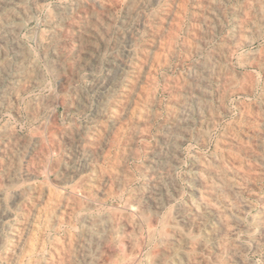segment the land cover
I'll return each mask as SVG.
<instances>
[{
    "label": "rangeland",
    "instance_id": "374dc122",
    "mask_svg": "<svg viewBox=\"0 0 264 264\" xmlns=\"http://www.w3.org/2000/svg\"><path fill=\"white\" fill-rule=\"evenodd\" d=\"M6 0L0 3V264H264V1ZM16 1V2H15ZM43 1V2H42ZM62 1V2H61ZM74 1V2H72ZM89 1V2H88ZM91 1V3H90ZM98 1V2H97ZM103 3H102V2ZM111 1V2H110ZM119 4H116L118 3ZM121 1V2H120ZM126 1V2H125ZM142 1V2H141ZM146 1V2H145ZM154 1V2H153ZM172 1V2H171ZM207 1V2H206ZM220 1V2H219ZM249 1V3H248ZM12 2V3H11ZM55 2V3H54ZM77 2V3H76ZM80 2V3H79ZM100 2L103 5H100ZM106 2V3H105ZM110 4H107V3ZM116 2V3H115ZM129 2V3H128ZM132 2V3H131ZM137 2V3H136ZM177 2V3H176ZM188 2V3H187ZM223 2V3H222ZM256 2V3H254ZM7 3V4H6ZM10 3V4H9ZM20 3V4H19ZM31 3V4H30ZM36 3V4H35ZM38 3V4H37ZM49 3L48 5H46ZM59 3V4H56ZM62 3V5H61ZM75 3V4H74ZM115 3V4H113ZM141 3V6L140 4ZM144 3V4H143ZM156 5H155V4ZM159 3V4H158ZM163 3V4H162ZM167 3V4H166ZM169 3V4H168ZM186 3V4H185ZM190 3V4H189ZM215 3V8H214ZM221 3V4H219ZM246 5H245V4ZM259 3V4H258ZM14 4V5H13ZM19 4V5H17ZM28 4V5H27ZM56 4V5H55ZM78 4V6H77ZM87 6H86V5ZM90 4V5H89ZM92 4V5H91ZM100 6H99V5ZM126 4V6H125ZM130 4V5H128ZM154 4V5H153ZM176 4V5H175ZM199 4V5H197ZM203 4V5H202ZM205 4V5H204ZM220 6H219V5ZM11 5V6H10ZM32 5V6H31ZM39 5V6H38ZM54 5V6H53ZM98 6V8L93 7ZM136 5V6H135ZM167 5V6H166ZM170 5V6H169ZM171 5L173 6L171 8ZM180 5V6H179ZM184 7H183V6ZM190 7H189V6ZM202 5V6H201ZM209 5V7H207ZM224 8H222V6ZM257 5V6H256ZM17 6V7H16ZM63 8H59V7ZM74 6V9L72 8ZM90 6L92 8H90ZM107 6V7H106ZM121 6V7H120ZM125 6V7H123ZM152 6V7H151ZM156 6V7H155ZM158 6V8H157ZM177 6V8H176ZM182 6V7H181ZM194 6V7H193ZM228 6V8L226 7ZM256 6V7H255ZM11 7V8H10ZM20 7V8H18ZM29 7V8H28ZM35 7V8H34ZM49 7V11H48ZM66 7V8H65ZM82 7V8H80ZM104 7V8H103ZM112 7V9H111ZM127 7V8H126ZM169 9H167V8ZM181 7V10H179ZM189 7V8H188ZM196 7V9H194ZM207 7V10L205 8ZM219 7V8H217ZM25 8V9H24ZM39 8V9H38ZM58 10V11H56ZM68 8V9H67ZM72 8V9H71ZM76 8V9H75ZM84 8V9H83ZM100 8V9H99ZM107 8V10H106ZM114 8V9H113ZM119 10H118V9ZM154 8V9H152ZM174 8V9H173ZM183 8V9H182ZM192 8V9H191ZM202 8V10H201ZM235 8V10L233 9ZM240 8V9H239ZM253 8V9H251ZM257 8V9H256ZM262 8V9H261ZM3 9V10H2ZM7 9V10H6ZM12 9V10H11ZM14 9V10H13ZM29 9V10H27ZM41 9V10H40ZM63 9V10H62ZM66 9V10H65ZM70 9V10H69ZM95 9V10H94ZM98 9V10H96ZM111 9V10H110ZM117 9V10H115ZM128 9V10H127ZM131 9V11H130ZM134 9V10H133ZM152 9V11L150 10ZM157 9V10H156ZM173 9V10H172ZM176 9V10H175ZM186 9V11H185ZM233 9V10H232ZM242 9V10H241ZM6 10V11H5ZM35 10V11H34ZM36 10L38 12H36ZM62 10V11H60ZM91 10V11H90ZM94 10V11H93ZM104 10V11H103ZM110 10V11H109ZM113 10V11H112ZM141 10V12H139ZM147 12L149 13H146ZM168 10V11H167ZM193 10V11H192ZM200 10V11H199ZM211 10V11H210ZM217 10V11H216ZM225 10V11H224ZM240 10V11H239ZM248 10V11H246ZM250 10V11H249ZM13 11V12H12ZM19 14H16L15 12ZM24 11V12H23ZM28 11V12H27ZM30 11V12H29ZM54 11V12H52ZM56 11V12H55ZM73 18L67 17V13ZM77 11V13H76ZM102 13H100V12ZM120 11V12H119ZM176 11V12H175ZM204 11V13H203ZM207 11V12H206ZM221 11V12H220ZM222 11H224V14ZM239 11V12H237ZM261 11V12H258ZM8 12V13H7ZM11 12V13H10ZM23 12V13H22ZM29 14H27V13ZM36 12V13H35ZM49 12V13H48ZM71 12V13H69ZM74 14H73V13ZM83 12V13H82ZM93 12H96L93 14ZM114 12V13H112ZM137 12V13H136ZM161 12V13H160ZM166 12V13H165ZM169 12V13H168ZM173 12V13H172ZM190 12V13H189ZM195 12V13H191ZM212 12V13H211ZM235 12V13H234ZM244 12V14H242ZM5 13V14H4ZM9 15L8 17L6 16ZM13 13V14H12ZM34 15H33V14ZM52 13V14H51ZM58 13V14H57ZM91 13L92 15H90ZM110 13V14H109ZM120 13V14H119ZM127 13V14H126ZM130 13V14H129ZM134 13V16H133ZM139 13V14H138ZM151 13V14H150ZM176 13V14H175ZM189 13V14H188ZM208 13V14H207ZM221 13V14H220ZM234 13V14H233ZM246 13V14H245ZM249 13V14H248ZM259 13V14H258ZM3 15V17L1 16ZM12 14V15H11ZM25 16H24V15ZM37 14V15H36ZM47 14V15H46ZM66 16H65V15ZM73 14V15H72ZM78 14V15H77ZM86 14V15H85ZM105 14V15H104ZM118 14V15H117ZM143 14V15H142ZM145 14V15H144ZM164 14H166L164 16ZM168 14V15H167ZM184 14V15H183ZM194 14V15H193ZM200 14V15H198ZM254 14V16H253ZM5 15V17H4ZM17 17H16V16ZM28 15V16H27ZM33 15V16H32ZM46 15V17L44 16ZM84 15V16H83ZM103 15V16H102ZM108 15V17H107ZM116 15V16H115ZM131 15V16H130ZM136 15V16H135ZM150 15V18H148ZM152 15V16H151ZM248 15V16H247ZM251 15V16H250ZM14 16V17H12ZM27 16V17H26ZM36 16V18H34ZM54 16V19L53 17ZM57 16V17H56ZM61 16V18H60ZM76 16V17H75ZM141 16L143 19H141ZM156 19H154V17ZM171 16V17H170ZM176 16V17H174ZM178 16V17H177ZM194 16L196 18H191ZM209 16V17H208ZM218 16V18H217ZM10 17V18H9ZM29 17V18H28ZM33 17V18H32ZM40 17V18H39ZM43 17V18H42ZM49 17V18H48ZM66 17V18H65ZM78 17V18H77ZM86 17V19H85ZM90 17V18H89ZM110 17V18H109ZM113 17V18H112ZM124 17V18H123ZM170 17V18H169ZM173 17V18H172ZM182 17V18H180ZM190 17V18H189ZM201 17H206L202 19ZM208 17V18H207ZM226 17V18H225ZM235 17V18H234ZM250 17V18H249ZM260 17V18H259ZM9 18V19H7ZM24 18V19H23ZM48 20H47V19ZM75 18V19H74ZM81 18V19H80ZM96 18V20L94 19ZM139 20H138V19ZM146 18V19H144ZM179 18V19H178ZM216 18V19H215ZM263 18V19H262ZM32 23H31V21ZM40 19V20H39ZM57 19V20H56ZM61 19V20H59ZM66 19V20H65ZM74 21H72V20ZM94 19V20H92ZM106 19V20H105ZM109 21H108V20ZM160 19L162 21H160ZM171 19V20H170ZM181 19V20H180ZM193 19V20H192ZM198 19V21H197ZM234 19V20H233ZM236 19V20H235ZM240 19V21H239ZM242 19V20H241ZM250 19V20H249ZM260 19V20H259ZM7 20V21H6ZM37 20V22H36ZM55 20V21H53ZM80 20V21H79ZM83 20V21H82ZM101 20V24H100ZM113 20V22L111 21ZM129 20V23H128ZM143 20H145L143 22ZM151 20V21H150ZM178 20V22H177ZM210 22L208 23L207 22ZM253 20V21H252ZM255 20V21H254ZM4 21V22H3ZM9 21V22H8ZM13 21V22H12ZM21 21V23H20ZM24 21V22H23ZM30 21V22H29ZM41 21V22H40ZM49 21V22H47ZM52 21V22H50ZM68 23H66V22ZM97 21V22H96ZM117 21V22H116ZM122 23L119 24V22ZM126 21V22H125ZM136 21V23H135ZM153 21V22H152ZM155 21V22H154ZM171 21V22H166ZM221 23H220V22ZM234 21V24H233ZM237 21V22H236ZM44 22V23H43ZM58 24H57V23ZM60 22V23H59ZM73 22V23H72ZM78 22V23H77ZM85 22V23H84ZM124 22V23H123ZM138 22V23H137ZM164 22V24H163ZM177 22V23H176ZM190 22V23H189ZM197 22V23H196ZM208 25H207V23ZM220 24H219V23ZM251 22V23H250ZM263 22V23H262ZM9 23V24H8ZM11 23V24H10ZM13 23V24H12ZM17 23V24H16ZM18 23H20L19 26ZM24 23V24H23ZM28 23V24H27ZM39 23V24H37ZM49 23V24H48ZM76 23V24H75ZM111 23V24H110ZM114 23V24H113ZM127 23V24H126ZM132 23V24H131ZM142 23V24H141ZM144 23L152 28H149ZM160 23V24H159ZM176 23V24H175ZM202 23V24H200ZM206 23V24H204ZM244 23V24H243ZM253 23V24H252ZM4 24V25H3ZM27 24V25H26ZM37 24V25H36ZM48 24V25H46ZM54 26H53V25ZM67 24V25H66ZM103 24V27H102ZM110 24V25H109ZM134 24V25H133ZM154 24V25H152ZM198 24V25H197ZM200 24V25H199ZM217 24V25H216ZM238 24V26L236 25ZM3 25V26H2ZM9 25V26H8ZM13 25V26H12ZM58 25V26H57ZM61 25V27H60ZM63 25V26H62ZM65 25V26H64ZM87 25V27H85ZM98 25V26H97ZM192 25V26H191ZM202 25V26H201ZM210 25V26H209ZM223 25V27H222ZM234 25V27H233ZM241 25V26H240ZM257 25V26H256ZM16 26V28H15ZM19 26V27H18ZM26 26V27H25ZM52 26V27H51ZM112 26V27H111ZM163 26V27H162ZM179 29H177L176 27ZM199 28H198V27ZM205 26V28H204ZM207 26V27H206ZM241 28H240V27ZM251 26V27H249ZM6 27V28H5ZM12 27V28H11ZM14 27V28H13ZM38 27V28H37ZM41 27V29H40ZM44 27V28H42ZM56 27V29L54 28ZM60 27V28H59ZM92 27L93 29H89ZM107 27V28H106ZM109 27V29H108ZM147 27V28H146ZM182 27V28H181ZM196 29H192V28ZM211 27V28H210ZM222 27V28H221ZM237 27V28H236ZM258 27V28H256ZM20 28V30L18 29ZM36 31H35V29ZM59 28V29H58ZM78 28V29H77ZM82 28V29H81ZM85 28V29H84ZM88 28V30H87ZM101 28V29H100ZM104 28V29H103ZM119 28V29H118ZM162 28V29H161ZM210 28V29H209ZM235 28V31L233 30ZM240 28V29H239ZM244 28V29H242ZM256 28V29H254ZM6 29V30H5ZM23 29V30H22ZM50 29H52L50 31ZM64 29V30H63ZM72 29V31H71ZM97 29V30H95ZM121 29V32H120ZM125 29V30H124ZM127 29V31H126ZM130 31H129V30ZM139 31H138V30ZM187 29V30H186ZM201 29V30H200ZM203 29V30H202ZM239 29V30H238ZM250 29V30H249ZM13 30V31H12ZM16 30V31H15ZM33 30V31H32ZM40 30L46 31V35ZM60 30V31H59ZM68 30V31H66ZM83 30V31H82ZM106 30L108 32H106ZM117 30V31H116ZM123 30V32H122ZM156 30V31H155ZM179 30V32H178ZM210 33H208V31ZM212 30L213 33H212ZM220 30V31H219ZM242 30V31H241ZM244 30V31H243ZM248 30V31H247ZM263 30V31H262ZM9 31V32H8ZM35 31V33H34ZM40 31V32H39ZM70 31V32H69ZM141 31V32H140ZM205 31V32H204ZM227 31V32H226ZM241 31V32H240ZM260 31V32H259ZM4 32H7L6 34ZM16 32V33H15ZM18 32V33H17ZM33 32V33H32ZM56 32V33H55ZM69 32V34H68ZM83 32V33H82ZM95 32V33H94ZM97 32V33H96ZM116 32V33H114ZM161 32L163 36L159 33ZM175 32V33H174ZM235 32V33H234ZM257 32V35L256 33ZM9 33L11 35H9ZM40 33V34H38ZM50 33H52L50 35ZM61 33V34H60ZM64 33V34H63ZM71 33H73L71 35ZM76 33V34H75ZM86 33V34H84ZM118 33V34H117ZM128 33V34H127ZM157 33V34H156ZM165 33V34H164ZM177 33V34H176ZM239 33V34H238ZM259 33V34H258ZM5 34V35H4ZM54 34V35H53ZM60 36H57V35ZM96 34V35H95ZM103 34V35H102ZM107 34V35H106ZM109 34V35H108ZM132 34V35H131ZM138 34V35H137ZM144 34V35H143ZM148 36H147V35ZM151 34V35H150ZM173 34V36H172ZM195 34V35H193ZM199 34V35H196ZM9 35V36H8ZM13 36V38H11ZM24 35V36H23ZM41 35V36H39ZM44 35V36H43ZM47 36V38L45 37ZM62 35V37H61ZM64 35V36H63ZM99 35V36H98ZM102 35V36H101ZM119 35H124L123 37ZM143 35V36H142ZM153 35V36H152ZM225 35V36H224ZM245 36V38L241 37ZM260 35V36H259ZM7 36V37H6ZM53 38L55 39H52ZM66 36V37H65ZM70 36V37H69ZM77 36V37H76ZM101 36V37H100ZM104 36V38H103ZM106 36L108 38H106ZM127 36V37H126ZM134 36V38H133ZM158 36V37H157ZM172 36V37H171ZM228 36V37H227ZM238 36V38H237ZM247 36H249L247 38ZM2 37V38H1ZM9 37V38H8ZM16 37V38H15ZM30 37V39H29ZM36 39L34 40V38ZM44 39H43V38ZM60 37V38H59ZM64 37L66 39H64ZM87 37V38H86ZM118 37V38H117ZM137 37V38H135ZM193 39H192V38ZM202 37V38H201ZM251 37V38H250ZM5 38V39H4ZM39 38V39H38ZM101 38V39H99ZM129 38V40L127 39ZM148 38V39H147ZM150 38V39H149ZM167 38V39H166ZM188 38V40H187ZM235 40H234V39ZM243 38V39H242ZM8 39V40H7ZM10 39V40H9ZM17 39V40H16ZM27 39V40H26ZM50 39V40H48ZM70 39V40H69ZM76 39V40H75ZM81 39V40H80ZM107 41H106V40ZM109 39V40H108ZM118 41H117V40ZM130 41L129 43L125 41ZM135 41L136 44L132 42ZM139 39V40H138ZM141 39V40H140ZM154 39V40H153ZM173 39V40H170ZM185 39V40H184ZM190 39V40H189ZM210 41H209V40ZM233 39V40H232ZM12 40V41H11ZM21 40V41H20ZM44 40V41H43ZM69 40V41H68ZM103 40V41H102ZM145 40V41H144ZM167 42H166V41ZM227 40V41H226ZM243 40V41H242ZM250 40V41H249ZM8 41V42H7ZM25 41V42H24ZM50 41V42H49ZM65 41V42H64ZM106 41V42H105ZM116 41V42H115ZM143 41V42H142ZM169 41V42H168ZM174 43H173V42ZM181 41V42H179ZM184 41V42H183ZM187 43H186V42ZM233 41V43L231 42ZM6 44L4 45V43ZM20 42V43H19ZM35 42V43H34ZM37 42V43H36ZM42 42V43H41ZM46 42V43H44ZM49 44H48V43ZM56 42V43H55ZM111 42V43H110ZM115 44H112V43ZM142 42V43H141ZM172 42V44H170ZM182 42L184 45H182ZM226 46L225 48L223 46ZM248 42V43H247ZM9 43V45H8ZM16 43V44H15ZM25 45H24V44ZM54 44L53 45L51 44ZM73 43V45H71ZM106 43V44H105ZM120 43V44H119ZM151 45H150V44ZM157 43V44H156ZM164 43V44H162ZM186 43V44H185ZM193 43V44H192ZM198 43V44H197ZM207 43V44H205ZM222 45H219L221 44ZM244 43V44H243ZM2 44V45H1ZM12 44V45H10ZM39 44V45H38ZM41 44V45H40ZM51 44V45H50ZM77 44V45H76ZM84 46V47H82ZM103 44V46H102ZM105 44V45H104ZM122 44V45H121ZM128 44V45H126ZM133 44V45H132ZM142 44V45H141ZM144 44V45H143ZM177 44V45H176ZM197 44V45H196ZM203 44V45H202ZM218 44V45H217ZM226 44V45H225ZM243 44V45H242ZM15 45V46H14ZM68 45V46H67ZM89 45V46H88ZM124 45V46H123ZM157 45V46H155ZM175 45V47H173ZM186 45V47H185ZM228 45V46H227ZM234 45V46H233ZM18 46V47H17ZM26 46V48L24 47ZM31 46V48H30ZM47 49H42L45 48ZM52 46V47H50ZM56 46V47H55ZM70 46V47H69ZM88 48H87V47ZM94 46V48H93ZM113 46V47H112ZM121 46V47H119ZM129 46V47H128ZM159 46V47H158ZM168 46V50L167 47ZM195 46V47H194ZM201 46V47H200ZM215 46V47H214ZM2 47V48H1ZM41 47V48H40ZM50 47V48H49ZM72 47V48H71ZM86 47V48H85ZM91 47V48H90ZM103 47V48H102ZM110 47V48H109ZM123 47V48H122ZM126 47V48H125ZM137 47V48H136ZM157 47V48H156ZM162 47V48H161ZM188 47V48H187ZM222 47V48H221ZM10 48V49H9ZM15 48V50H13ZM18 48V49H17ZM63 48V49H62ZM70 48V49H69ZM74 48V49H73ZM79 48V49H78ZM105 48V49H104ZM133 48V49H132ZM139 48V49H138ZM166 48V49H165ZM186 48V49H185ZM195 48V50H194ZM197 48V49H196ZM212 48V49H211ZM219 48V49H218ZM232 48V49H231ZM235 48V49H234ZM31 51H30V50ZM62 49V50H61ZM65 49V50H64ZM101 49V50H100ZM104 49V50H103ZM109 49V50H108ZM171 49V50H170ZM191 49V50H190ZM203 51H202V50ZM210 49V50H209ZM222 49V50H221ZM225 49V50H224ZM234 49V50H233ZM7 50V51H6ZM13 50V51H12ZM40 50V51H39ZM45 50V51H44ZM47 50V51H46ZM55 50V51H54ZM64 50V51H63ZM70 50V51H69ZM81 50V51H80ZM100 50V51H99ZM123 50V51H122ZM126 50V51H125ZM141 50V51H140ZM166 50V53H165ZM195 52H194V51ZM217 50V51H215ZM21 51V52H19ZM52 51V52H51ZM54 51V52H53ZM62 51V52H61ZM97 51V53L95 52ZM99 51V52H98ZM125 51V52H124ZM132 52V54L130 53ZM135 51V54H134ZM139 51V52H137ZM143 51V52H142ZM145 51V52H144ZM168 51V53H167ZM179 51V52H177ZM192 51V52H191ZM201 53H200V52ZM207 51V52H206ZM233 51V52H232ZM258 51V52H257ZM7 52V53H6ZM9 52V53H8ZM13 52V53H12ZM15 52V53H14ZM25 54H24V53ZM57 52V53H56ZM114 52V53H113ZM116 52V54H115ZM162 52L164 54H162ZM170 52V53H169ZM185 54H184V53ZM191 54H190V53ZM17 53V54H16ZM18 53L22 54L18 55ZM33 53V55L31 54ZM36 53V54H34ZM42 53V54H41ZM67 53V54H66ZM79 55H78V54ZM90 54V56L87 55ZM94 53V54H93ZM118 53V54H117ZM120 53V56H119ZM126 55H125V54ZM141 53V55L139 54ZM145 55H143V54ZM148 53V54H147ZM162 55H160V54ZM179 53V54H178ZM195 53V56H194ZM219 53V54H215ZM220 53H223L222 56ZM244 53V54H242ZM247 53V54H246ZM258 53H262L259 55ZM7 54V55H5ZM11 54V55H9ZM50 54V55H49ZM58 54V55H56ZM122 54V55H121ZM158 56H157V55ZM174 54V55H173ZM179 56H178V55ZM189 54V55H188ZM258 54V55H257ZM2 55V56H1ZM4 55V56H3ZM68 55V56H67ZM87 55V56H86ZM102 55V58L100 57ZM111 55V56H110ZM113 55V57H112ZM149 55V57H148ZM152 55V56H151ZM160 60H155L156 57ZM166 55V56H164ZM171 55V56H170ZM176 55V56H175ZM184 55V56H183ZM192 55V56H191ZM216 55V56H215ZM238 55L240 57H238ZM255 55V56H254ZM6 56V57H5ZM11 57V58H8ZM13 56V57H12ZM25 56V57H24ZM46 56V57H45ZM60 56V57H59ZM93 56V57H92ZM99 56V57H98ZM123 56V57H122ZM136 56V57H135ZM145 56V57H143ZM154 56V57H153ZM173 56V57H172ZM199 56V57H198ZM218 56V57H217ZM257 56V59L255 58ZM261 56V57H259ZM263 56V58H262ZM4 57V58H2ZM18 57V58H17ZM37 57V58H36ZM41 57V58H40ZM44 57V60L42 59ZM55 57V58H53ZM67 57V58H66ZM90 57V58H89ZM118 57V58H117ZM120 57V58H119ZM138 57V58H137ZM142 57V59H141ZM149 59H148V58ZM162 59H161V58ZM185 57V58H184ZM188 57V58H187ZM247 57V58H246ZM250 57V58H248ZM16 58V59H15ZM22 58V59H21ZM29 58V59H28ZM62 58V59H61ZM77 58V60H76ZM79 58V59H78ZM89 58V59H88ZM93 58V59H92ZM141 60H140V59ZM175 58V59H174ZM184 58V59H182ZM206 60H205V59ZM252 58H254L252 60ZM11 59V63L9 60ZM15 59V60H13ZM19 59V60H18ZM27 59V60H26ZM31 59V60H30ZM64 59V60H63ZM81 59V61H80ZM84 59V60H83ZM91 59V60H90ZM99 59V60H98ZM114 59V60H113ZM117 59V60H116ZM120 59V60H119ZM128 61H127V60ZM139 59V60H138ZM165 59V60H164ZM169 59V60H168ZM181 59L183 61H181ZM200 59V60H199ZM217 61H216V60ZM244 59V60H243ZM247 61L250 60V61ZM5 60V61H4ZM18 60V61H17ZM21 60V61H20ZM23 60V62H22ZM35 60V62L33 61ZM48 60L50 61L49 63ZM77 62H76V61ZM96 60V61H95ZM123 60V61H121ZM133 62H132V61ZM150 60H152L150 62ZM155 60V61H154ZM163 60V61H162ZM167 60V62H166ZM205 60V61H204ZM208 60V61H207ZM241 60V61H240ZM262 60V62H260ZM3 61V63H2ZM17 61V62H15ZM25 61V62H24ZM33 61V62H32ZM40 61V63H39ZM46 61V62H45ZM58 61V64L56 63ZM74 61V65H73ZM120 63H119V62ZM140 61V62H139ZM145 61L147 63H145ZM161 61V63H160ZM181 61V62H180ZM9 62V63H7ZM14 62V63H13ZM27 62V63H26ZM45 62V63H44ZM67 62V63H66ZM69 62V63H68ZM72 62V63H71ZM94 62V63H93ZM104 62V63H103ZM106 62V63H105ZM130 62V63H129ZM139 62L141 65H137ZM142 62V63H141ZM144 62V63H143ZM158 62V63H157ZM169 62V63H168ZM187 62V63H186ZM192 62V63H191ZM208 64L206 66V64ZM226 62V63H225ZM6 63V64H5ZM24 63V64H23ZM26 63V64H25ZM29 63V64H28ZM32 63V64H31ZM42 63V64H41ZM111 63V64H109ZM129 63V64H128ZM156 63V64H155ZM163 63L164 66L161 64ZM166 63V64H165ZM196 65L194 66V64ZM231 66H230V64ZM256 63V65H255ZM260 63V64H259ZM263 63V64H262ZM10 64V65H9ZM16 64V65H15ZM21 64V65H20ZM39 64V65H38ZM50 64V65H49ZM52 64V65H51ZM58 66H57V65ZM81 64V65H80ZM91 64V65H90ZM108 64L110 66H108ZM119 64V66H118ZM123 64V65H122ZM129 66H128V65ZM143 64V65H142ZM202 64V65H201ZM204 64V65H203ZM218 68H215L211 66ZM229 64V65H228ZM9 67V69L6 66ZM14 69H13V67ZM23 65V66H22ZM31 65V67H28ZM68 65V66H67ZM71 65V66H70ZM89 65V66H88ZM100 65V67H99ZM117 65V66H116ZM127 65V66H126ZM134 65V66H132ZM137 65V66H136ZM149 65V66H148ZM159 65V66H157ZM198 65V66H197ZM222 65V67H221ZM227 65V66H226ZM260 65V66H259ZM39 66V67H38ZM50 68H49V67ZM56 66V67H55ZM63 66V67H62ZM67 66V67H65ZM95 66V67H94ZM103 66V67H102ZM144 66V67H143ZM203 66V67H202ZM206 66V67H205ZM20 67V68H19ZM27 67V68H26ZM49 69V70H47ZM51 67H55L54 69ZM62 67V68H61ZM69 67V68H68ZM72 67V68H71ZM79 69H78V68ZM82 67V68H81ZM91 67V68H90ZM99 69H97V68ZM126 67V68H125ZM128 67V68H127ZM137 67V68H136ZM140 67V68H139ZM147 67V68H146ZM150 67V71L148 69ZM189 67V68H188ZM191 67V68H190ZM213 69H211V68ZM221 69H220V68ZM234 69H232V68ZM12 70H11V69ZM19 68V69H18ZM74 68V69H73ZM76 68V69H75ZM86 68V69H85ZM88 68V69H87ZM111 68V69H110ZM114 68V69H113ZM118 68V69H117ZM200 68V69H199ZM226 68V70H225ZM33 69V70H32ZM39 69V71H38ZM59 69V70H58ZM93 69V70H92ZM110 69V70H109ZM143 69V70H142ZM187 69V70H186ZM254 69V70H253ZM7 70V71H6ZM10 70V72H9ZM16 70V71H15ZM19 70V71H17ZM30 70V71H29ZM37 70V71H36ZM47 70V71H46ZM54 70V74H53ZM64 70V71H61ZM72 70V72H71ZM73 70H76L73 72ZM114 70L115 72H113ZM125 70V71H124ZM141 74H140V72ZM142 70V71H141ZM146 70V71H144ZM173 70V71H172ZM194 72H193V71ZM198 70V71H197ZM201 70V71H200ZM205 70V71H204ZM213 72H212V71ZM216 70V71H215ZM221 70V71H219ZM225 70V71H224ZM237 70V71H236ZM25 71V72H23ZM35 73H34V72ZM41 71V72H40ZM57 73H56V72ZM86 73H85V72ZM118 73H117V72ZM132 71V72H131ZM137 71L139 72L137 74ZM144 71V72H143ZM188 71V72H186ZM208 72V74L206 73ZM212 73H210V72ZM233 71V72H232ZM242 71V72H241ZM19 72V74H18ZM32 72V73H31ZM43 72V73H42ZM48 72V73H47ZM68 73V75L66 73ZM102 72V73H101ZM201 72V73H200ZM236 72L238 74H236ZM241 74H240V73ZM12 73V74H11ZM42 76H41V74ZM51 73V74H50ZM65 73V74H64ZM71 73V74H70ZM75 73L77 75H75ZM84 73V74H83ZM96 75H95V74ZM109 73V75H108ZM116 73V74H115ZM126 73V74H125ZM129 73V74H128ZM148 73V74H147ZM166 73V74H165ZM184 73V75H183ZM198 73V74H197ZM225 73V77H224ZM247 73V77H246ZM16 76H15V75ZM19 78H18V75ZM26 74V75H24ZM32 74H34L32 76ZM37 74V75H35ZM47 74V75H46ZM57 74V75H56ZM64 74V77L62 76ZM130 74L132 76H130ZM164 74V76H163ZM180 74V75H179ZM192 74V75H191ZM196 74V76H195ZM200 74V76H199ZM205 74V75H204ZM250 74V75H249ZM12 75V77H11ZM14 75V78H13ZM24 75V76H23ZM46 75V76H44ZM59 75V76H58ZM66 75V76H65ZM73 75V76H72ZM75 75V76H74ZM101 75V76H100ZM106 75V76H105ZM135 75V76H134ZM137 75H139L137 77ZM189 77H188V76ZM212 75V77L210 76ZM233 75V76H231ZM243 75V76H241ZM249 75V77H248ZM6 76V77H5ZM23 76V77H22ZM26 76V77H25ZM28 76V77H27ZM92 76V77H90ZM99 76V77H98ZM125 76V77H124ZM141 76V77H140ZM143 76V77H142ZM146 76V77H145ZM166 76V77H165ZM170 78H169V77ZM210 76V77H209ZM222 76V77H221ZM239 78H238V77ZM43 77V78H42ZM72 77V78H71ZM75 77V78H74ZM80 77V78H79ZM85 77V78H84ZM90 77V78H89ZM101 77V78H100ZM109 77V78H108ZM122 77V79H121ZM137 77V78H136ZM150 77V78H149ZM154 77V78H153ZM197 81H195V79ZM201 79H200V78ZM206 77V78H205ZM219 77V79L217 78ZM228 77V78H227ZM244 77V78H243ZM246 77V78H245ZM253 77V78H252ZM7 78V79H6ZM10 78V79H9ZM22 78V79H20ZM24 78V79H23ZM26 78V79H25ZM28 78V79H27ZM41 78V79H40ZM45 78V81L43 80ZM89 78V79H88ZM100 78V80H99ZM104 78V79H103ZM113 78V79H112ZM128 78V79H127ZM149 78V80H148ZM165 78H168L165 80ZM179 80L177 81L176 80ZM186 78V79H185ZM204 80H203V79ZM211 80H210V79ZM218 80H217V79ZM223 78V79H222ZM235 80H234V79ZM250 78V79H248ZM17 79V80H16ZM40 79V80H39ZM56 79V80H55ZM85 79V80H84ZM94 79V81H93ZM140 79V80H139ZM156 79L157 81L153 80ZM199 79V80H198ZM208 79V80H207ZM226 79V80H224ZM243 79V80H242ZM6 80V81H5ZM14 80V81H13ZM31 80V81H30ZM33 80H36L35 82ZM60 80V81H59ZM69 80V81H68ZM75 82H74V81ZM78 80V81H77ZM104 80V81H103ZM118 80V81H117ZM126 80V81H124ZM152 80V82H151ZM172 80L175 82H172ZM176 80V81H175ZM189 80V81H188ZM207 80V81H206ZM217 80V81H216ZM223 80V81H222ZM24 81V82H23ZM38 81V82H37ZM43 81V82H42ZM72 81V83L70 82ZM81 81V82H80ZM103 81V82H102ZM111 81V82H109ZM133 81V82H132ZM135 81V82H134ZM138 81V82H137ZM150 81V82H149ZM185 81V82H184ZM225 81V82H224ZM241 81V82H240ZM243 81V82H242ZM245 81V82H244ZM9 84H8V83ZM13 82V83H12ZM15 82V83H14ZM19 84H18V83ZM29 82V83H28ZM42 82V83H41ZM55 82V83H54ZM85 82V84H84ZM102 82V83H99ZM114 82V83H113ZM117 82V83H116ZM120 82V83H118ZM126 82V84H125ZM130 82V83H129ZM133 84H132V83ZM137 82V83H136ZM194 82V83H193ZM197 82V83H196ZM209 82V83H207ZM219 82V83H218ZM233 82V83H232ZM241 84H240V83ZM250 83L249 84L247 83ZM7 83V84H6ZM26 83L28 85H26ZM33 83V84H32ZM44 83V84H43ZM61 83V84H60ZM63 83V84H62ZM77 85H76V84ZM89 83V84H88ZM107 83V84H106ZM116 83V84H115ZM136 83V84H135ZM150 83V84H149ZM182 83V84H180ZM184 83H186L184 85ZM191 83V84H190ZM206 83V84H205ZM215 83V84H214ZM234 83H237L236 85ZM244 85H243V84ZM247 86H246V84ZM4 84V85H3ZM23 84V85H21ZM32 86H31V85ZM68 84V85H67ZM71 84V85H70ZM75 84V85H74ZM83 84V85H82ZM129 84V85H127ZM140 84V86H139ZM146 84V85H144ZM213 84V85H212ZM234 84V85H233ZM240 84V85H239ZM256 84V85H255ZM7 85V87H6ZM18 85L20 87H18ZM57 85H60L57 87ZM86 85V86H85ZM88 85V86H87ZM110 85V86H109ZM116 85V86H115ZM119 85V86H118ZM133 85V86H132ZM136 85V86H135ZM168 85V86H167ZM176 85V86H175ZM187 85V86H186ZM191 85V86H190ZM195 85V86H194ZM198 85V86H197ZM200 85V86H199ZM211 85V86H210ZM215 85V86H214ZM218 85V86H217ZM243 85V86H242ZM5 86V87H4ZM13 86V87H10ZM26 86V87H25ZM37 86V87H34ZM43 88H41V87ZM80 86V87H78ZM102 86V87H101ZM105 86V88H104ZM135 87L132 89V87ZM138 86V87H137ZM144 86V88H142ZM150 86V87H149ZM153 86V87H151ZM160 86V87H159ZM164 86V87H163ZM167 86V87H166ZM178 86V87H177ZM217 86V87H216ZM19 89L16 91L15 88ZM22 87V88H21ZM65 87V88H64ZM73 89H72V88ZM112 88V91L110 90ZM122 87V88H121ZM146 87V88H145ZM149 87V88H148ZM191 87L193 90H191ZM198 87V88H197ZM221 89H220V88ZM238 87V88H237ZM251 87V89H250ZM10 88V89H9ZM22 91H21V89ZM25 88V91H24ZM67 88V89H66ZM76 88V89H74ZM81 88V89H79ZM110 88V89H109ZM124 89L123 91L120 89ZM130 88V89H129ZM140 88V89H139ZM156 90H155V89ZM190 88V89H189ZM201 88V92L200 89ZM205 88V89H204ZM236 88V90H235ZM240 88V89H239ZM242 88V89H241ZM254 88V89H253ZM2 89V90H1ZM41 89V90H40ZM48 89V90H47ZM59 89V90H58ZM88 89V90H87ZM90 89V90H89ZM103 89V90H102ZM118 89V90H117ZM128 89V90H127ZM143 89V90H142ZM146 89V90H144ZM148 89V90H147ZM153 89V90H152ZM173 89V90H172ZM179 89V90H177ZM182 89V90H181ZM189 89V90H188ZM199 89V90H197ZM204 89V90H202ZM231 89V90H230ZM251 91H250V90ZM44 90V91H43ZM71 90V91H70ZM76 90V91H74ZM88 92H86V91ZM100 90V91H99ZM111 93H110V91ZM140 90V91H139ZM150 90V91H149ZM167 92H166V91ZM177 90V91H176ZM196 90V91H195ZM211 90V91H210ZM213 90V91H212ZM216 90V93H215ZM224 90V91H222ZM238 90V91H237ZM243 90V91H242ZM2 91V92H1ZM35 91V92H34ZM40 91V92H39ZM43 91V92H42ZM50 91V93H49ZM58 91V93H57ZM66 91V92H65ZM70 91V93H69ZM74 91V92H73ZM84 91V92H83ZM116 91V93H115ZM125 91V92H124ZM131 91V92H130ZM137 91V92H136ZM143 91V92H142ZM145 91V93H144ZM153 91V92H152ZM179 91V92H178ZM190 91V92H189ZM204 91V92H203ZM229 91V92H228ZM234 91V93H232ZM9 92V94H7ZM14 92V93H13ZM18 92V95L16 93ZM37 92V93H36ZM76 92V93H75ZM86 92V93H85ZM92 92V93H91ZM99 92V93H98ZM109 92V93H108ZM132 92H136L133 95ZM150 92V93H148ZM178 92V93H177ZM197 92V93H196ZM231 92V93H230ZM13 93V94H10ZM23 93V94H22ZM41 97H39V94ZM48 96H47V94ZM60 93V94H59ZM62 93V94H61ZM69 93V94H68ZM82 93V94H80ZM127 93L129 94L127 96ZM141 93L144 95L142 96ZM155 93V94H154ZM175 93V94H174ZM191 94L187 96L188 94ZM199 93V94H198ZM202 95H201V94ZM207 93V95H205ZM209 93V94H208ZM219 93V94H217ZM21 94V95H20ZM28 94V95H27ZM30 94V95H29ZM45 94V95H44ZM51 94V95H49ZM53 94V95H52ZM55 94V95H54ZM68 96H67V95ZM74 94V95H73ZM88 94V96H87ZM106 94V95H105ZM110 94V95H109ZM119 94V95H117ZM140 94V95H139ZM147 94V95H145ZM186 96H185V95ZM204 94V95H203ZM215 94V95H214ZM219 95L217 97V95ZM262 94V95H261ZM12 95V96H11ZM15 95V96H14ZM20 95V96H19ZM33 95V96H32ZM38 95V96H37ZM70 95V97H69ZM96 95V96H94ZM109 100H106V98ZM116 95V96H115ZM137 95V96H136ZM153 95L154 98L153 99ZM156 95V96H155ZM176 95V96H175ZM195 95V96H194ZM198 95V96H197ZM3 96V97H1ZM37 96V97H35ZM52 96V97H51ZM58 96V97H57ZM79 98H76L78 97ZM90 96V97H89ZM93 96V97H92ZM101 96V98H100ZM110 96V97H108ZM112 96V97H111ZM125 96V97H124ZM131 96V97H130ZM146 96V98H145ZM152 96V97H150ZM185 96V97H184ZM194 96V97H193ZM200 96V97H199ZM9 99H6V98ZM23 97V98H22ZM25 97V98H24ZM29 97V98H28ZM34 98V101L32 99ZM43 97L45 99H43ZM46 97L48 99H46ZM51 97V98H50ZM55 97V98H54ZM69 97V98H65ZM74 97V99H73ZM83 97V98H81ZM91 100H89L88 98ZM118 97V98H116ZM138 97V98H137ZM144 97V100L141 99ZM150 97V100L148 99ZM174 99H171V98ZM180 99H177V98ZM247 97V98H246ZM11 98V99H10ZM22 98V99H21ZM39 98V99H38ZM42 98V99H41ZM61 98V99H60ZM100 98V100L98 99ZM136 100H134V99ZM152 98V100H151ZM159 98L161 100H159ZM185 98V99H184ZM5 99V100H4ZM13 99V100H12ZM17 99V100H16ZM38 99V100H37ZM55 99V103H54ZM79 99V100H78ZM82 101H81V100ZM95 101H93V100ZM105 99V100H104ZM113 99V101H111ZM118 99V100H117ZM126 99V100H125ZM139 99V101H138ZM158 99V100H157ZM182 99L183 102H180ZM191 99V100H190ZM204 99V100H203ZM217 99V100H216ZM261 99V100H260ZM26 100V101H25ZM41 100V101H40ZM58 100V101H57ZM74 100V101H73ZM90 102H88V101ZM102 101L101 103L98 101ZM131 100V101H130ZM156 100V101H155ZM166 100H168L166 102ZM177 100V101H176ZM191 102H190V101ZM194 100V102H193ZM197 100V101H195ZM207 100V101H206ZM209 100V101H208ZM223 100V101H222ZM2 101V103H1ZM29 101V102H27ZM32 101V102H31ZM43 101V102H42ZM51 101V102H50ZM57 101V102H56ZM64 101V102H63ZM66 101V102H65ZM108 101V103L106 102ZM120 101V102H118ZM125 101V102H123ZM130 101V102H129ZM134 103H133V102ZM138 101V102H137ZM153 101V103H152ZM160 101V103L158 102ZM201 101V102H200ZM254 101V102H253ZM13 102V103H12ZM23 102V103H22ZM27 102V103H26ZM38 102V103H37ZM50 102V104H49ZM62 102V103H61ZM87 102V103H86ZM114 102V103H113ZM143 104L142 106L140 105ZM149 102V103H148ZM186 102V104H185ZM210 102V104H209ZM212 102V103H211ZM242 104H240V103ZM7 105H5V104ZM9 103L11 105H9ZM16 103V104H15ZM19 103V104H18ZM36 103V104H34ZM43 103V104H42ZM45 103V104H44ZM53 103V104H52ZM61 103V104H60ZM66 103V105H64ZM81 103V104H80ZM100 103V104H99ZM104 103V104H103ZM116 103L124 106H118ZM129 103H131L130 106ZM136 103H139L138 106ZM148 103V104H147ZM151 103V104H150ZM155 103V104H154ZM157 103V104H156ZM180 103V104H178ZM191 103V104H190ZM208 103V104H206ZM40 104L42 107H40ZM63 104V105H62ZM71 104V105H70ZM97 104V105H95ZM110 107H109V105ZM136 107L133 109L132 107ZM164 104V105H163ZM198 104V105H196ZM223 104V105H222ZM240 104V105H239ZM247 104V105H246ZM20 105V106H19ZM29 105V106H28ZM53 105V106H52ZM62 105V106H61ZM73 105V106H72ZM90 105L92 107H90ZM95 105V106H94ZM99 105V106H98ZM133 105V106H132ZM149 105V106H148ZM154 105H156L154 107ZM166 105V107H165ZM181 105V106H179ZM185 105V107H184ZM188 105V106H186ZM214 105V106H213ZM226 105V106H225ZM249 105V106H248ZM259 105V106H258ZM262 105V106H261ZM14 106V107H13ZM25 106V107H24ZM27 106V107H26ZM47 106V107H46ZM75 106V107H74ZM78 106V107H77ZM108 106V107H107ZM127 106V107H126ZM144 106V108H143ZM146 106V107H145ZM160 106V107H159ZM191 106L193 108H191ZM202 106V108H201ZM223 106V109H222ZM243 106V107H241ZM255 106V108H254ZM16 107V108H15ZM64 107V108H63ZM100 109H99V108ZM102 107V108H101ZM104 107V108H103ZM107 107V108H106ZM141 111H137L136 108ZM189 109H188V108ZM216 107V108H215ZM259 107V108H258ZM42 108V109H41ZM55 108V109H54ZM69 108V109H68ZM71 108V109H70ZM77 108V110L75 109ZM87 108V109H86ZM95 108V109H94ZM121 109V114L119 112ZM127 108V109H126ZM137 108V109H138ZM147 108V110H146ZM168 108V109H167ZM171 108L173 111H171ZM178 108V109H177ZM180 108H183L180 109ZM187 108V109H186ZM204 108V109H203ZM212 108V109H211ZM253 108V109H252ZM263 108V109H262ZM40 109V110H39ZM56 111V112H54ZM67 109V110H66ZM91 109V110H90ZM102 109V110H101ZM109 109H115L114 111ZM131 109V110H130ZM135 111L134 113L132 112ZM150 109V111L148 110ZM178 112H176L177 110ZM200 109V112H198ZM207 109V110H206ZM230 111L228 112V110ZM244 109L245 111H242ZM261 109V111H260ZM35 110V111H33ZM47 110V111H45ZM94 110V111H93ZM97 110V111H96ZM99 110V111H98ZM101 110V111H100ZM117 110V111H116ZM130 110V112H129ZM153 110V111H152ZM161 112H160V111ZM175 110V111H174ZM189 113H187L186 111ZM192 110V112H191ZM222 110V111H221ZM225 110V111H224ZM2 111V112H1ZM8 111V112H7ZM15 111V112H14ZM41 111V113H39ZM53 111V112H51ZM74 111V112H73ZM76 111V112H75ZM106 111V112H104ZM126 111V112H125ZM137 111V112H136ZM208 111V112H207ZM218 111V112H217ZM224 111V112H223ZM257 111V113H256ZM18 112V113H17ZM83 112V113H82ZM94 112V113H93ZM97 112V113H96ZM100 112V113H99ZM110 112V114H109ZM152 112V113H151ZM210 112V113H209ZM213 112V113H212ZM215 112V113H214ZM250 114H248V113ZM253 112V113H252ZM6 113V114H5ZM27 113V116H26ZM43 113V114H42ZM67 113V114H66ZM76 113V114H74ZM80 113V114H79ZM99 113V114H98ZM104 113V115H103ZM124 113V114H123ZM127 113V114H126ZM140 116H139V114ZM148 113V114H147ZM161 113V114H160ZM167 113V114H166ZM174 113V114H172ZM182 113V114H181ZM198 113V114H197ZM230 113V114H229ZM256 113V114H255ZM20 114V115H19ZM32 114V115H30ZM42 114V117H41ZM50 116H48V115ZM95 116H93V115ZM101 114V115H100ZM137 116H135V115ZM171 114V115H170ZM177 114V115H176ZM205 114V115H202ZM248 114V115H246ZM11 115V116H10ZM37 115V117H36ZM46 115V116H45ZM59 115V116H58ZM73 115V116H72ZM86 115V116H85ZM91 115V116H89ZM104 117H103V116ZM115 115V116H114ZM119 115V117H118ZM131 115V116H130ZM150 115V117H149ZM157 115V116H156ZM181 115V116H178ZM184 115V116H183ZM188 115V116H187ZM197 115V117H196ZM226 115V116H225ZM237 115V116H236ZM244 117H243V116ZM4 116V117H3ZM18 116V117H17ZM20 116V117H19ZM29 116V117H28ZM32 116V117H31ZM47 118H45V117ZM75 116V117H74ZM81 116V117H79ZM85 116V117H84ZM94 118H93V117ZM97 116V118H96ZM109 116V117H107ZM114 116V117H112ZM124 119H122V117ZM128 116V117H127ZM148 116V118H147ZM177 116V117H176ZM211 116V118H210ZM213 116V117H212ZM217 116V117H216ZM247 116V117H246ZM258 116V117H257ZM260 116V117H259ZM36 120H35V118ZM49 117H51L49 119ZM57 117V118H56ZM60 117V118H59ZM72 119H71V118ZM91 117V118H90ZM99 117V118H98ZM112 117V118H111ZM135 117V118H134ZM141 117V118H140ZM154 117V118H153ZM168 117V118H167ZM172 117V118H171ZM176 117V118H175ZM179 117V118H178ZM184 117V118H183ZM188 119H186V118ZM201 117V118H199ZM249 117V119H248ZM258 120H257V118ZM4 118V119H3ZM28 118V119H26ZM30 118V119H29ZM42 118V119H41ZM55 118V120H54ZM84 118V119H83ZM96 118V119H95ZM126 118V119H125ZM146 118V119H144ZM150 118V119H149ZM246 118V119H245ZM45 119V120H44ZM60 119V120H59ZM62 119V120H61ZM75 119V120H73ZM81 119V120H80ZM89 119V120H87ZM92 119V121H90ZM98 119V120H97ZM129 119V120H128ZM132 119V120H131ZM137 119V120H136ZM164 119V120H163ZM168 119V120H167ZM182 120L181 122L177 120ZM184 119V120H183ZM186 119V120H185ZM202 119V121H201ZM208 119V120H206ZM244 119V120H243ZM254 123H253V121ZM261 119V120H260ZM13 120V121H12ZM40 120V121H38ZM43 120V121H42ZM49 120V121H48ZM97 120V122H96ZM106 120V121H105ZM111 120V121H110ZM115 122H114V121ZM122 120V121H121ZM124 120V121H123ZM135 120V122L133 121ZM141 120V121H140ZM148 122H147V121ZM175 120V121H174ZM189 120V121H187ZM191 120V121H190ZM200 120V121H199ZM214 120V121H213ZM238 120V121H237ZM247 120V121H246ZM260 120V123H259ZM23 121V122H22ZM41 121L43 123H41ZM48 121V123H46ZM72 121V122H71ZM78 121V122H77ZM81 121V123H79ZM83 121V122H82ZM94 121V122H93ZM113 121V122H112ZM120 121V123H119ZM129 121V122H128ZM137 121V122H136ZM151 121V122H150ZM164 121V122H163ZM175 123H174V122ZM207 121V123H206ZM213 121V122H212ZM220 121V122H219ZM245 121V122H244ZM249 121V122H248ZM256 121V122H255ZM5 122V123H3ZM53 122V123H51ZM62 122V123H60ZM66 124H64V123ZM75 122V123H74ZM90 122V123H89ZM96 122V123H95ZM108 122V123H107ZM124 122V123H123ZM169 122V124H168ZM181 124H180V123ZM200 122V123H199ZM203 122V123H202ZM215 122V123H214ZM251 122V123H250ZM7 123V124H6ZM41 123V125H40ZM74 123V124H73ZM102 123V124H101ZM114 123H116L114 125ZM126 123V124H125ZM130 123V124H129ZM143 123V124H142ZM147 123V124H146ZM162 123V125H161ZM188 123V124H187ZM216 124L210 125V124ZM221 123V124H219ZM234 125H233V124ZM236 123V124H235ZM241 123V124H240ZM257 123V124H256ZM31 126H30V125ZM46 124V125H45ZM63 125L62 127L60 125ZM80 124V125H79ZM87 124V125H84ZM104 124V125H103ZM107 124V126L105 125ZM112 124V125H111ZM121 124V125H120ZM123 124V125H122ZM137 127H135L136 125ZM146 124V125H145ZM153 124V125H152ZM173 124V125H172ZM193 124V125H192ZM208 124V126L206 125ZM226 124V126H225ZM229 124V126H227ZM252 124V125H251ZM14 125V126H13ZM44 125V127H42ZM60 127H59V126ZM73 125V126H72ZM76 125V126H75ZM79 125V126H78ZM83 128H82V126ZM91 125V126H90ZM95 125V126H94ZM101 125L103 127H101ZM129 125V126H128ZM143 125V126H142ZM167 125V129H166ZM169 125V126H168ZM171 125V127H170ZM185 125V126H184ZM201 125V126H200ZM233 125V127H232ZM239 125V126H238ZM242 125V126H241ZM258 125V126H257ZM263 125V126H262ZM30 126V127H29ZM34 126V127H32ZM37 126V127H36ZM67 126V128H65ZM72 126V127H71ZM75 126V127H74ZM113 126V127H112ZM121 126V127H119ZM123 126H125L123 128ZM128 126V127H127ZM134 126V128H132ZM150 126V127H149ZM177 126V127H176ZM182 126V128H181ZM187 126V127H186ZM190 126V127H189ZM225 126V127H223ZM231 126V127H230ZM2 127V128H1ZM32 127V128H31ZM74 127V128H73ZM80 127V128H78ZM90 127V128H87ZM127 127V128H126ZM162 129H161V128ZM179 127V128H178ZM186 127V128H185ZM198 127V129H197ZM204 127V128H203ZM206 127V129H205ZM237 127V128H236ZM244 127V128H243ZM255 127V128H254ZM262 127V128H261ZM6 128V129H5ZM11 128V129H10ZM30 128V130H29ZM41 130H40V129ZM44 128V129H43ZM107 128V130H106ZM112 128V129H111ZM120 128V129H119ZM130 128V129H129ZM136 128V129H135ZM149 128V129H148ZM174 131H173V129ZM176 128V129H175ZM201 128V129H200ZM223 128V129H222ZM225 128V129H224ZM252 128V129H251ZM17 129V130H16ZM36 129V130H33ZM39 129V130H38ZM59 129V130H58ZM65 129V131H64ZM67 129V130H66ZM88 129V130H87ZM90 129V130H89ZM98 131H95V130ZM101 129V130H100ZM116 131L113 133L112 131ZM118 129V130H117ZM123 129V132H121ZM132 129V130H131ZM158 129V130H157ZM161 129V130H160ZM166 131H164V130ZM171 129V130H170ZM183 131V132H181ZM184 129V130H183ZM190 129V131H189ZM216 129V130H215ZM222 131H220V130ZM254 129V130H253ZM2 130V131H1ZM44 130V131H43ZM112 130V131H111ZM120 130V132H118ZM142 132H141V131ZM155 130V131H154ZM160 130V131H159ZM168 130V131H167ZM179 130V131H178ZM218 130V131H217ZM223 130H225L223 132ZM235 130V131H234ZM242 132H241V131ZM249 130V131H248ZM258 130V131H257ZM26 131V132H25ZM33 131V132H32ZM35 131V132H34ZM51 133H50V132ZM55 133H54V132ZM60 133H59V132ZM62 131V132H61ZM71 131V132H70ZM74 135H73V132ZM87 131V132H86ZM103 131V132H102ZM172 133H171V132ZM176 131V133H175ZM187 131V134H186ZM253 131V134H252ZM261 131V132H260ZM8 132V133H6ZM37 132V133H36ZM39 132V133H38ZM44 132V133H43ZM46 132V134H45ZM66 132V133H65ZM78 132L80 133L78 135ZM86 132V135H85ZM106 132V133H104ZM111 134H109V133ZM135 132V133H133ZM163 132H165L163 134ZM190 132V133H188ZM194 132L195 137H194ZM201 136H199V133ZM207 132V133H206ZM209 132V134H208ZM216 132V133H215ZM234 132V134H233ZM241 132V134L239 133ZM244 132V133H243ZM258 132V133H257ZM3 133V134H2ZM25 133V134H24ZM29 136H28V134ZM31 133V134H30ZM34 133H36L34 135ZM50 133V134H49ZM55 135H54V134ZM62 133V134H61ZM72 133V134H70ZM96 133V134H95ZM99 133V134H98ZM105 135H104V134ZM141 133V134H140ZM155 133V135H154ZM167 133V134H166ZM169 133V134H168ZM179 133V134H178ZM184 133V134H183ZM203 133V134H202ZM223 133V134H222ZM227 133V134H226ZM230 133V134H228ZM263 135H262V134ZM40 134V136H39ZM88 134V135H87ZM94 134V135H92ZM108 134V136H107ZM130 134V135H129ZM132 134V135H131ZM134 134V135H133ZM139 134V135H138ZM183 134V135H182ZM189 134V135H188ZM198 134V135H197ZM215 134V135H214ZM221 136H220V135ZM226 134V135H225ZM236 134V135H235ZM244 134V135H243ZM246 134V135H245ZM7 135V136H6ZM12 135V136H11ZM24 135V136H23ZM34 135V136H33ZM45 139H43V136ZM46 135V136H45ZM53 135V136H52ZM62 135V136H61ZM73 135V136H72ZM84 135V136H83ZM98 135V136H96ZM110 135V136H109ZM118 137H117V136ZM128 135V136H127ZM136 135V136H135ZM138 135V136H137ZM154 135V136H153ZM162 135V136H160ZM166 135V136H165ZM197 135V137H196ZM218 135V136H216ZM224 135V136H223ZM258 135V136H257ZM28 136V137H27ZM32 136V137H31ZM39 136V137H38ZM69 136V137H68ZM71 136V137H70ZM80 136V137H79ZM94 136H96L94 138ZM100 136V137H99ZM114 136V137H113ZM122 136V138H121ZM133 136V137H131ZM141 136V137H140ZM150 136V137H149ZM180 139H177L178 137ZM182 136V137H181ZM185 136V137H184ZM190 136V137H189ZM229 136V137H228ZM232 136V137H231ZM4 137V138H3ZM6 137V138H5ZM16 137V138H15ZM35 137V138H34ZM54 137V138H48ZM60 137L62 138L60 140ZM75 137V138H73ZM111 137V138H110ZM114 139H113V138ZM118 140H116L117 138ZM129 137V139L126 138ZM161 137V138H159ZM166 137V140H164ZM172 137L173 140H172ZM176 137V138H175ZM194 139H193V138ZM221 139H219V138ZM224 137V138H223ZM231 137V138H230ZM241 137V138H240ZM263 137V138H262ZM31 138V139H30ZM59 138V139H58ZM88 140L86 141L85 139ZM133 138V139H132ZM164 138V139H163ZM169 138V140H168ZM183 138V139H182ZM197 138V139H196ZM199 138V139H198ZM204 138V139H202ZM214 138V139H213ZM228 138V139H226ZM236 138V139H235ZM240 138V140H239ZM244 138V139H243ZM35 139V140H34ZM64 139V140H63ZM83 142H80L82 141ZM92 139V140H91ZM102 139V140H101ZM104 139V140H103ZM107 139V140H106ZM111 141H109V140ZM113 139V140H112ZM120 139V141H119ZM155 139V140H154ZM186 139V140H185ZM193 139V140H192ZM201 139V140H200ZM212 139V140H211ZM218 141H216V140ZM233 139V140H231ZM243 139V140H242ZM251 139V140H250ZM2 140V141H1ZM20 140V141H19ZM24 140V141H23ZM45 140V142H43ZM51 140V141H50ZM55 142H54V141ZM116 140V141H114ZM130 140V141H129ZM144 140V141H143ZM164 140V141H163ZM172 140V141H170ZM179 140V141H178ZM205 142H204V141ZM229 140V142H228ZM231 140V142H230ZM250 140V142H249ZM258 140V141H256ZM263 142L261 143V141ZM15 141V142H14ZM61 141V142H58ZM63 141V142H62ZM76 141V143H75ZM116 143H114V142ZM119 141V142H117ZM125 141V143H124ZM132 141L134 143H132ZM143 143H142V142ZM197 141V142H196ZM200 143H199V142ZM203 141V142H202ZM222 141L224 142V146ZM241 141H243L242 146ZM245 141V142H244ZM29 142V143H28ZM49 142V143H48ZM53 144H52V143ZM66 144H65V143ZM74 142V143H72ZM123 142V143H121ZM150 142V143H149ZM156 142V143H155ZM174 142V143H173ZM213 142V143H212ZM217 142V143H216ZM248 142V143H247ZM8 143V144H7ZM20 143V144H19ZM31 143V144H30ZM37 143V144H36ZM64 145H63V144ZM70 143V144H69ZM97 143V144H96ZM114 144V146L112 145ZM136 143V144H135ZM155 145H154V144ZM160 143V144H159ZM162 143V144H161ZM170 143V144H169ZM172 143V144H171ZM230 145H229V144ZM232 143V144H231ZM235 143H239L235 145ZM47 144V145H45ZM61 144V145H60ZM68 144V145H67ZM75 144H77L75 146ZM82 146H80V145ZM86 144V145H83ZM92 147H88L94 145ZM109 144V145H107ZM127 144V145H126ZM133 144V145H132ZM141 144L142 147L141 148ZM167 144V145H166ZM169 144V145H168ZM175 144H177L175 146ZM187 144V145H186ZM216 144V145H215ZM220 146H219V145ZM262 144V145H261ZM33 145V146H32ZM65 148H63V146ZM119 147H118V146ZM137 145V146H136ZM160 145V149H159ZM166 148L165 149V146ZM173 145V146H172ZM192 145V146H191ZM208 145V146H207ZM232 145V146H231ZM3 146V147H2ZM7 146V147H6ZM16 146V147H15ZM38 146V147H37ZM41 146V147H40ZM56 146V147H55ZM87 146V147H86ZM111 146V148L109 147ZM122 146V147H121ZM124 146V147H123ZM130 148H127V147ZM136 146V147H135ZM149 146V147H148ZM152 146H154L152 149ZM172 146V147H170ZM180 146V147H179ZM184 146V147H182ZM188 146V147H187ZM204 146V147H203ZM206 146V147H205ZM236 148L231 149L230 147ZM249 146V147H248ZM253 146V147H252ZM257 146V148H256ZM6 147V148H5ZM9 147V148H8ZM12 147H14L12 149ZM19 147V148H17ZM49 147V148H47ZM51 147V148H50ZM55 147V148H54ZM67 147V149H66ZM114 147V148H113ZM147 147V148H146ZM156 147V148H155ZM217 147V148H216ZM263 147V149H262ZM29 148V149H28ZM34 148V149H33ZM38 148V149H37ZM42 149L44 152H42ZM47 150H46V149ZM61 148V149H60ZM70 148V149H69ZM95 151H92V149ZM100 148H102L100 150ZM110 148V150H109ZM164 148V149H162ZM178 148V149H177ZM192 148V149H191ZM222 151H220L221 149ZM225 148V149H223ZM240 148V149H239ZM248 148L246 151L245 149ZM21 151H20V150ZM55 149V150H54ZM65 149V151H64ZM90 149V150H89ZM104 149V150H103ZM129 149V150H128ZM131 149V150H130ZM136 149V150H135ZM146 149V150H145ZM169 149V150H168ZM231 149V150H230ZM239 149V150H238ZM258 153L260 152V154ZM260 149V150H259ZM11 150V151H10ZM17 150V151H16ZM54 150V153L52 152ZM84 150V151H83ZM104 152H103V151ZM137 152H135V151ZM159 150V151H158ZM168 150V151H167ZM171 150V151H170ZM173 150V151H172ZM176 150V151H175ZM181 150V151H179ZM214 150V151H213ZM228 150V151H227ZM250 150V154H249ZM40 151V152H38ZM98 151V152H97ZM101 153H100V152ZM115 151V153H114ZM121 154H119L118 152ZM131 151V152H129ZM155 151V152H154ZM165 151V152H164ZM184 151V152H183ZM187 151V152H186ZM218 153H217V152ZM232 153H231V152ZM5 152V153H4ZM12 152V154H11ZM15 152V153H14ZM18 152L19 154H17ZM22 154H21V153ZM35 152V153H34ZM50 152V154H49ZM72 152V153H71ZM75 152V153H74ZM88 154L86 155V153ZM92 152V153H91ZM163 154H162V153ZM169 152V154H167ZM176 152V153H174ZM200 154H198V153ZM222 152V153H221ZM224 152V153H223ZM229 152V153H228ZM245 152V153H243ZM3 153V154H2ZM9 153V154H8ZM24 153V154H23ZM26 153V154H25ZM56 153V154H55ZM64 153V154H63ZM83 153V154H82ZM122 153L125 155H122ZM143 153V154H142ZM151 153V154H149ZM153 153V154H152ZM171 153V154H170ZM190 153V154H189ZM197 153V154H196ZM221 153V154H220ZM239 153V154H238ZM242 153V154H241ZM254 153H257L256 155ZM15 154V155H14ZM32 154V155H31ZM44 154V155H43ZM47 154V155H45ZM49 154V155H48ZM59 154V156H58ZM69 154V155H68ZM71 154V155H70ZM110 154V155H109ZM118 154V156H117ZM131 154V155H130ZM133 154V155H132ZM137 154V155H136ZM179 154V156H177ZM193 154V155H192ZM197 156H196V155ZM214 154V155H213ZM217 154H219L217 156ZM226 154V156H224ZM230 154V155H229ZM235 154V155H234ZM2 155V156H1ZM5 155V156H4ZM9 155V156H8ZM30 155V156H29ZM39 157H37V156ZM84 155V156H83ZM95 155H98L96 157ZM105 155V156H104ZM113 155V156H112ZM128 155V156H127ZM146 155V157H145ZM157 155V157H156ZM160 155V156H158ZM176 155V156H174ZM190 155V156H189ZM209 155V156H208ZM219 158H217L216 156ZM223 155V158L221 157ZM239 155V156H238ZM252 155V156H251ZM15 156V157H14ZM35 156V157H34ZM47 156V157H45ZM50 156V158H49ZM69 156V158H68ZM71 156V157H70ZM107 156V157H106ZM122 156V159H121ZM125 156H127L125 158ZM137 156V158H136ZM139 156V157H138ZM163 156V157H162ZM168 156V157H167ZM256 156V157H254ZM2 157V158H1ZM7 159H6V158ZM9 157V158H8ZM11 157V158H10ZM24 159H22V158ZM44 157V158H42ZM56 157V159H54ZM60 157V158H59ZM64 157V158H63ZM67 159H66V158ZM105 157V158H104ZM110 157V159H109ZM131 157V158H130ZM156 159H155V158ZM180 157V159H179ZM182 157V162H181ZM204 157H207V161ZM216 157V159L213 158ZM227 157V158H226ZM241 159H240V158ZM253 157V158H252ZM263 157V158H262ZM14 158V160H11ZM31 158V159H30ZM46 158V159H45ZM49 158V159H48ZM98 158V159H97ZM103 158V159H102ZM118 158V159H117ZM167 158V159H165ZM205 160H203V159ZM226 158V159H225ZM244 158V159H243ZM20 159V160H19ZM29 159V160H28ZM35 159V160H34ZM41 159V160H40ZM52 159V162L50 161ZM65 159V160H64ZM70 161H66L69 160ZM76 159L78 161H76ZM101 159V160H100ZM143 159V160H142ZM159 159V160H158ZM161 159V160H160ZM169 159V160H168ZM175 159V160H174ZM179 159V160H178ZM185 159V160H184ZM205 162L202 161V160ZM225 159V161H224ZM232 160V163L230 161ZM239 159V160H238ZM261 160L258 162V160ZM6 160V161H4ZM27 160V161H26ZM31 160V161H30ZM38 160V161H37ZM40 160V161H39ZM48 160V161H47ZM54 160V161H53ZM73 160L75 161L73 162ZM90 160V161H89ZM95 162H93V161ZM98 160V162H97ZM115 160V161H113ZM117 160V161H116ZM124 160V161H121ZM126 160V161H125ZM138 160V161H137ZM147 160V161H144ZM168 160V161H166ZM178 160V161H177ZM200 160V161H199ZM213 160V161H212ZM223 160V161H222ZM238 163H235V161ZM247 160V162H246ZM26 161V162H25ZM33 161V164H32ZM56 161V162H55ZM72 161V162H71ZM81 161H83L81 163ZM89 161V162H88ZM101 161V162H100ZM103 161V162H102ZM144 161V162H143ZM171 161V162H169ZM180 161V162H179ZM217 163H216V162ZM218 161H220L218 163ZM236 161V162H237ZM244 161V163H243ZM252 161V162H251ZM254 161V162H253ZM257 161V162H255ZM263 161V163H261ZM39 162V163H38ZM42 162V163H40ZM54 162V163H53ZM59 162V163H58ZM67 162V163H66ZM79 162V163H78ZM85 162V163H84ZM120 162V163H119ZM124 162V163H123ZM126 162V163H125ZM134 162V163H133ZM154 162V163H153ZM164 162V163H163ZM183 162H185L183 164ZM191 162V164H190ZM215 162V164L213 163ZM234 162V163H233ZM251 164H249V163ZM2 163V168H1ZM31 163V164H30ZM66 165H64V164ZM84 163V164H83ZM90 163V165H88ZM98 163V164H97ZM99 163L101 164L98 167ZM138 163V164H137ZM149 163V164H148ZM163 163V164H162ZM174 163V164H173ZM178 163V164H177ZM200 163V164H198ZM207 163V164H206ZM211 163V167L209 166ZM228 167L225 166V164ZM246 163V164H245ZM254 163V164H253ZM260 163V164H258ZM16 164V165H15ZM28 166H26V165ZM42 164V165H41ZM53 164V166H52ZM72 164V165H71ZM92 164V165H91ZM94 164V165H93ZM141 164V165H140ZM151 164V166H150ZM159 164V165H158ZM166 164V165H165ZM171 164V165H170ZM181 164V166H180ZM195 164V165H194ZM204 164V165H203ZM224 164V167L222 166ZM235 164V166H234ZM4 165V166H3ZM34 165V166H33ZM40 165V166H39ZM49 165V166H48ZM62 165V166H60ZM70 165V166H69ZM97 165V166H96ZM118 165V166H117ZM130 165V166H129ZM144 165V167H143ZM146 165V166H145ZM148 165V166H147ZM158 165V166H156ZM167 165L169 167H167ZM173 165V166H172ZM185 165V166H184ZM192 165H194L192 167ZM204 167H200V166ZM250 165V167H249ZM255 165V167H253ZM19 166V167H17ZM31 166V167H30ZM51 171H47L48 168ZM84 166V168H82ZM93 166V167H92ZM105 166V167H104ZM106 166L107 169H106ZM113 168L114 170L112 171ZM113 166V167H112ZM123 166V167H122ZM140 166V167H139ZM161 166V167H160ZM165 166V168H164ZM171 166V167H170ZM189 166V167H188ZM209 166V167H208ZM213 166V167H212ZM239 168H238V167ZM14 169H13V168ZM24 167V168H23ZM35 167V169H34ZM46 167V168H45ZM53 167V168H52ZM64 167V168H63ZM67 167V168H66ZM81 167L82 169L80 170ZM87 167V168H86ZM116 167V168H115ZM118 167V168H117ZM128 167V168H126ZM155 167V169H154ZM197 167H200L199 169ZM219 167L222 171L221 177ZM237 169H235V168ZM241 167V168H240ZM249 167V169H248ZM258 167V168H257ZM41 168H43L41 170ZM58 168V169H57ZM62 168V169H61ZM73 168V169H72ZM78 168V169H77ZM93 168V169H92ZM126 168V169H124ZM147 168V169H146ZM150 168V169H149ZM160 168V169H159ZM174 168V169H173ZM206 170H204V169ZM209 168V169H208ZM227 168V169H226ZM232 168V169H231ZM2 169V170H1ZM5 169V170H4ZM47 169V170H46ZM54 171H53V170ZM58 171H57V170ZM61 171L59 172V170ZM64 169V170H63ZM67 169V170H66ZM90 169V170H89ZM97 169V170H96ZM99 169V170H98ZM128 169V170H127ZM140 169V171H138ZM154 169V170H153ZM159 172H158V170ZM165 169V170H164ZM172 171H170V170ZM184 169V170H183ZM189 169V170H188ZM196 169V170H195ZM203 169V170H202ZM211 169V170H210ZM213 169V170H212ZM216 169V170H215ZM231 171H230V170ZM235 169V170H234ZM242 169V170H241ZM247 169V171H245ZM250 169H252L250 171ZM257 169V170H256ZM261 169V170H260ZM263 169V170H262ZM24 170V171H23ZM37 170V172H36ZM75 170V171H74ZM77 170V171H76ZM87 170V172H86ZM95 170V171H94ZM107 170V172H105ZM148 170V171H147ZM153 170V171H151ZM157 170V172H155ZM162 170V171H161ZM169 170V172H167ZM226 170V172L224 171ZM257 172H256V171ZM260 170V171H259ZM15 171V172H14ZM19 173H18V172ZM26 171V172H25ZM30 171V172H27ZM33 171V172H32ZM40 171H43L40 172ZM57 171V172H56ZM84 171V172H83ZM89 171V172H88ZM93 171V172H92ZM125 171V172H124ZM130 171V172H129ZM144 173H140V172ZM164 171V172H163ZM200 171V172H199ZM234 171V173H233ZM237 173H236V172ZM240 174H239V172ZM253 171V172H252ZM37 174H36V173ZM40 172V174H39ZM46 172V173H45ZM87 174H86V173ZM96 172V173H95ZM100 172V173H97ZM109 172V173H108ZM116 172V173H114ZM121 172V173H120ZM147 172V173H146ZM149 172V173H148ZM152 172V174H150ZM162 173V175L160 174ZM176 172V173H175ZM200 175H199V173ZM206 172V173H205ZM245 172V173H244ZM251 172V173H250ZM261 172V173H259ZM14 173V174H13ZM25 173V174H24ZM28 173V174H27ZM42 173V174H41ZM69 173V174H68ZM77 173V174H76ZM85 173V174H84ZM106 173V174H104ZM112 173V174H111ZM154 173V175H153ZM158 175H157V174ZM180 173L182 175H180ZM189 173V174H188ZM203 173V177L201 176ZM213 175H212V174ZM232 173V174H231ZM254 173V174H253ZM257 173V174H256ZM33 174V175H32ZM35 174V175H34ZM55 174V175H54ZM57 174V175H56ZM118 174V175H117ZM131 174V175H130ZM145 174V175H143ZM166 174V175H165ZM169 174V175H167ZM186 174L189 175L186 177ZM210 174V175H208ZM223 174V175H222ZM227 174V175H226ZM237 174V175H236ZM240 178H239V175ZM242 174V175H241ZM245 174H247L246 177ZM15 175V177H14ZM48 175V178L46 177ZM69 177H68V176ZM76 175V176H75ZM81 175V176H80ZM83 175V178H82ZM88 175V176H87ZM109 175V176H108ZM151 177H150V176ZM216 175V176H214ZM229 175V176H228ZM231 175V176H230ZM262 175V176H261ZM6 176V177H5ZM19 176V177H18ZM57 176V177H56ZM63 176V177H62ZM94 176V177H93ZM108 176V177H105ZM120 176V177H119ZM131 176V177H129ZM139 176V177H138ZM170 176V177H169ZM175 176V177H174ZM192 176V177H191ZM194 176V178H193ZM212 176V178H211ZM236 176V177H235ZM244 179H243V177ZM255 176V177H254ZM34 177V179H33ZM55 177V178H54ZM59 177V178H58ZM63 180H62V178ZM68 177V178H67ZM73 177V179H71ZM77 177V179H76ZM81 177V178H80ZM90 177V178H89ZM92 177V178H91ZM98 177V178H97ZM105 179H103V178ZM113 177V178H112ZM117 177V178H116ZM123 179H122V178ZM133 177V179H132ZM160 177V178H159ZM174 177V178H173ZM200 177V180L199 178ZM202 177V178H201ZM214 177V178H213ZM251 177H254L253 180ZM263 177V178H262ZM46 183H45V180ZM85 178V179H84ZM88 178V179H87ZM102 178V179H101ZM128 178V179H127ZM159 178V179H157ZM162 178V179H161ZM168 178V179H167ZM172 178V179H171ZM185 178V180H184ZM191 178V181L190 179ZM193 178V179H192ZM212 184H211V180ZM221 178V179H220ZM232 178V179H231ZM235 178V179H234ZM246 178V179H245ZM257 178V179H256ZM22 179V180H21ZM38 179V181H37ZM41 179V180H40ZM43 179V180H42ZM78 179H80L78 181ZM100 179V181H99ZM109 179V180H108ZM112 179V180H111ZM122 179V180H121ZM132 181H131V180ZM144 179V180H143ZM150 179V180H149ZM154 179V180H153ZM158 181H156V180ZM165 179V180H164ZM175 179V180H174ZM180 179V180H179ZM187 179V180H186ZM196 181H195V180ZM205 179V180H204ZM220 179V180H219ZM223 179H225L223 181ZM231 179V182H230ZM249 179V180H248ZM50 180V181H48ZM55 180V181H54ZM62 180V181H61ZM93 180V181H92ZM97 182H95V181ZM116 180V181H114ZM129 181L128 184H126ZM171 180V181H169ZM194 180V182H193ZM218 180V181H217ZM235 180V182H234ZM240 180V181H237ZM251 180V181H250ZM257 180V181H256ZM3 181V182H2ZM5 181V182H4ZM21 181V182H20ZM29 181V183H28ZM73 181V182H71ZM77 181V182H76ZM92 181V182H91ZM107 181V182H105ZM123 181V182H122ZM125 181V182H124ZM146 181H149L146 183ZM154 181V182H153ZM156 181V182H155ZM162 183H161V182ZM176 181V182H175ZM185 183H184V182ZM189 181V182H188ZM220 181V182H219ZM227 181V182H226ZM244 182L243 184L241 183ZM246 181V182H245ZM251 182L250 183L248 182ZM253 181V182H252ZM260 181V182H259ZM41 182V183H40ZM44 182V183H43ZM47 182H50L49 184ZM72 185H71V183ZM85 182V183H83ZM99 182V183H98ZM112 182V183H111ZM115 182V183H114ZM140 182V183H139ZM144 182L146 184H144ZM158 182V183H157ZM165 182V183H163ZM174 182V183H173ZM219 182V184H218ZM225 184H224V183ZM234 182V183H233ZM3 183V184H2ZM11 183V184H10ZM17 183V184H16ZM23 183V184H22ZM35 183V184H34ZM52 183V184H51ZM57 183V184H56ZM102 183V185H101ZM118 183V184H117ZM125 185H124V184ZM132 183V184H131ZM153 186H151L150 184ZM166 183L167 187L165 186ZM173 183V184H172ZM178 183V184H177ZM202 183V184H201ZM205 186H204V184ZM214 183V184H213ZM230 183V185H229ZM238 183V184H236ZM246 183V184H245ZM254 183V184H253ZM25 184L27 186H25ZM38 184V185H37ZM41 184V185H40ZM48 184V185H47ZM86 184V185H85ZM89 184V185H88ZM105 186H104V185ZM109 184V185H108ZM121 184V188H120ZM160 187H158L157 186ZM162 186H160V185ZM183 184V185H182ZM217 184V185H216ZM223 184V185H222ZM249 184V185H248ZM260 184V185H259ZM262 184V185H261ZM24 185V186H23ZM29 185V186H28ZM34 185V186H32ZM46 185V186H45ZM54 185V187L52 186ZM58 185V186H57ZM60 185V186H59ZM65 185V186H63ZM91 185V186H90ZM101 185V187H100ZM116 185V186H115ZM135 185V186H133ZM146 185V186H145ZM174 185V186H173ZM188 185V186H187ZM202 185V187H201ZM228 185V186H224ZM236 185V186H235ZM36 186V187H35ZM47 186H49L47 188ZM78 186V188H77ZM123 186V187H122ZM125 186V187H124ZM130 186V187H129ZM138 186V187H137ZM146 188H145V187ZM148 186V187H147ZM151 186V187H150ZM209 186V187H208ZM211 186V187H210ZM214 186V187H213ZM216 186V187H215ZM237 186H241L236 189ZM247 186V187H246ZM261 186V187H260ZM9 187V188H8ZM15 187V188H14ZM20 187V188H19ZM51 187V188H50ZM57 187V188H55ZM61 187V188H60ZM67 187V188H66ZM99 187V188H98ZM106 187V188H105ZM118 187V188H117ZM191 187V188H190ZM201 187V189H200ZM207 187V188H203ZM223 189H222V188ZM231 189H229V188ZM232 187V188H231ZM236 187V188H234ZM259 187V189H258ZM3 188V189H2ZM13 188V189H12ZM19 188V190L17 189ZM38 188V189H37ZM41 188V189H40ZM46 190H43L45 189ZM49 188L51 190H49ZM53 188V189H52ZM133 188V189H131ZM145 188V189H144ZM165 188V189H164ZM193 188V189H192ZM214 188V189H213ZM219 188V191H218ZM245 188V189H243ZM255 188V189H254ZM24 189V190H23ZM30 189V190H29ZM34 189V190H33ZM55 189V190H54ZM65 189V190H64ZM82 189V190H81ZM99 189V190H98ZM113 189V190H112ZM142 189V190H141ZM157 189V191H156ZM167 189V190H166ZM181 189V190H180ZM220 189L222 190L220 192ZM227 192H226V190ZM235 189V190H234ZM243 189V190H242ZM263 191H262V190ZM11 190V191H10ZM32 190V191H31ZM39 190V191H38ZM58 190V191H56ZM90 190V191H89ZM102 190V191H100ZM107 190V191H106ZM137 190V192H136ZM140 190V191H139ZM160 190V193H159ZM164 190V191H163ZM177 190V191H175ZM180 190V191H179ZM195 190V191H194ZM199 190H204L200 191ZM210 190V193L208 191ZM213 190V191H212ZM224 190V191H223ZM231 192H230V191ZM250 190V191H249ZM22 198L16 200L18 193ZM45 191V192H44ZM60 191V192H59ZM71 191V193H70ZM77 191V192H76ZM86 193H85V192ZM98 191V192H97ZM125 191L127 193H125ZM144 191V192H143ZM154 191L156 193H154ZM186 191V192H185ZM195 193H194V192ZM197 191V192H196ZM216 191V192H214ZM234 191V192H233ZM239 191V193H238ZM241 191V192H240ZM254 193H253V192ZM259 191V192H258ZM4 192V195H3ZM10 192V193H9ZM36 192V193H35ZM42 192V194H41ZM48 192V193H47ZM53 192V193H52ZM80 192V193H78ZM82 192V194H81ZM91 192V193H89ZM117 192V193H116ZM133 192V193H132ZM143 192V193H142ZM146 192V193H145ZM152 192V193H151ZM158 192V193H157ZM162 192V193H161ZM165 192V193H164ZM175 192V193H174ZM177 192V193H176ZM212 192V193H211ZM224 192V193H223ZM244 192V193H243ZM34 193V194H33ZM40 193V194H38ZM78 193V194H77ZM89 193V194H88ZM97 193V194H96ZM106 193V194H105ZM109 193V195H108ZM112 193V194H111ZM123 193V194H122ZM129 193V194H128ZM142 193V194H141ZM164 193V194H163ZM168 193V195L166 194ZM227 193V194H226ZM231 195H230V194ZM252 193V194H251ZM257 195H256V194ZM31 194V195H30ZM46 194V195H45ZM65 194V195H64ZM73 194H75L73 196ZM83 194L85 196H83ZM87 194V195H86ZM116 194V196H115ZM127 194V195H126ZM144 194V195H143ZM151 194V195H150ZM155 196H153V195ZM174 196L179 194V196ZM207 194V195H204ZM221 194V195H220ZM225 196H224V195ZM254 194V195H253ZM30 197L28 198V196ZM37 195V196H36ZM39 195V196H38ZM44 195V196H43ZM48 195V196H47ZM68 195V196H67ZM95 195V196H94ZM102 195V196H100ZM123 195V196H122ZM126 195V196H125ZM133 195V196H132ZM159 195L161 197H159ZM165 195V196H164ZM167 195V196H166ZM181 195V197H180ZM204 195V196H203ZM229 197H227V196ZM241 195V196H240ZM253 195V196H252ZM6 196H8L6 198ZM27 196V197H24ZM34 196V197H33ZM60 196V197H59ZM72 196V197H71ZM137 196V197H136ZM149 196V197H148ZM203 196L205 199H202ZM210 198H209V197ZM223 196V197H222ZM230 196H233L230 198ZM258 196V199L256 197ZM263 199H260L261 197ZM12 197V198H11ZM43 197V198H42ZM47 199V202L45 201ZM53 197V198H52ZM56 197V198H55ZM63 197V198H62ZM66 197V201H65ZM87 197V198H85ZM93 197V198H92ZM96 197V198H95ZM108 197V198H106ZM118 199L120 200L118 202ZM121 197V198H120ZM123 197V198H122ZM130 197V198H129ZM135 197V198H134ZM142 197V198H141ZM147 197V198H145ZM154 197V198H153ZM158 197V198H157ZM200 202L198 203V199ZM213 197L214 201L213 203ZM226 197L228 200H226ZM242 197V198H241ZM257 199H255V198ZM260 197V198H259ZM13 200H11V199ZM27 198V199H25ZM32 198H35L32 200ZM41 198V199H40ZM77 198V199H76ZM85 198V199H84ZM89 198V199H88ZM92 200H91V199ZM114 198V199H113ZM150 198V199H149ZM209 198V199H208ZM221 198V199H220ZM226 202H222L223 200ZM236 198V199H235ZM248 200H247V199ZM39 199V200H38ZM50 199V200H49ZM75 199V200H74ZM81 199V200H80ZM84 199V202H83ZM87 199V200H86ZM104 199V200H102ZM126 199V200H125ZM132 201H131V200ZM187 199V200H186ZM231 199V201H229ZM234 199V200H233ZM239 199V200H238ZM8 200V201H7ZM21 200V201H20ZM23 200V201H22ZM32 200V202H31ZM101 200V202H100ZM134 200V201H133ZM137 202H136V201ZM152 202L150 203V201ZM159 200V201H158ZM162 200L163 202H160ZM165 200V203H164ZM171 200V201H170ZM183 200V201H182ZM195 200V202H193ZM204 200V201H203ZM208 200V201H207ZM220 200V201H219ZM222 200V201H221ZM237 200V201H236ZM244 200H247L244 202ZM261 200V201H260ZM7 201V202H6ZM54 201V202H53ZM98 201V202H95ZM104 201V202H103ZM127 203H125V202ZM168 201H170L168 203ZM188 201V202H187ZM206 201V202H205ZM233 201V203H231ZM250 201V202H249ZM258 201V202H257ZM50 202V203H49ZM52 202V203H51ZM89 202V203H88ZM91 202H93L91 204ZM130 202V203H129ZM135 202V203H134ZM143 202V203H142ZM172 202V203H171ZM179 202V203H178ZM220 202L222 204H220ZM228 202V203H227ZM238 202V203H237ZM253 202V203H252ZM262 202V203H261ZM12 203V204H11ZM29 203V204H28ZM33 203V204H32ZM39 205H38V204ZM42 203V204H41ZM71 203V204H70ZM86 203V204H85ZM98 203V204H97ZM102 203V204H101ZM137 203V204H136ZM147 203V204H146ZM181 203V204H180ZM184 203V204H183ZM191 203V204H190ZM203 203L205 204L203 207ZM231 203V204H230ZM260 203V204H259ZM7 204V205H6ZM10 204V207L8 206ZM14 204V205H13ZM38 206H37V205ZM61 204V205H60ZM77 204V205H76ZM79 204V205H78ZM81 204V205H80ZM100 204V205H99ZM121 204V206H120ZM123 204V205H122ZM126 204V205H125ZM139 204V205H138ZM143 204L144 206H142ZM154 204V205H153ZM160 204V205H159ZM190 204V205H189ZM201 204V205H200ZM210 204V206H209ZM230 204V205H229ZM239 204V205H237ZM247 204V205H246ZM251 204V205H250ZM253 204V205H252ZM99 205V207L97 206ZM116 205V206H115ZM129 205L131 206L129 208ZM149 205V206H147ZM156 205V206H155ZM173 205V206H172ZM178 205V206H176ZM220 205V206H219ZM223 205V206H221ZM225 205V206H224ZM228 205V206H227ZM232 207H229L231 206ZM242 205L244 208H242ZM249 205V206H248ZM256 205V206H255ZM262 205V206H261ZM19 206V207H18ZM24 206V208H23ZM41 206V207H40ZM45 206V207H44ZM47 206V207H46ZM56 206V207H55ZM78 206V207H77ZM83 208H82V207ZM97 209H96V207ZM101 206V208H100ZM166 206V207H165ZM175 206V207H174ZM202 206V207H201ZM206 206V207H205ZM235 206V207H234ZM241 206V207H240ZM255 206V207H254ZM260 206V207H259ZM28 207V208H27ZM43 207V208H42ZM72 207V209H71ZM87 209H86V208ZM90 209H89V208ZM113 207V208H112ZM128 207V208H127ZM145 209H144V208ZM151 207V208H150ZM180 207H184L183 209ZM187 209H186V208ZM215 207V208H214ZM226 207V208H224ZM247 207V209H246ZM253 207V208H252ZM263 207V208H262ZM30 208V209H29ZM58 208V209H57ZM81 208V209H80ZM95 208V210H94ZM104 208V209H103ZM109 208V210L107 209ZM119 208V209H118ZM134 208V209H132ZM140 208V210H139ZM154 208V209H153ZM178 208V209H177ZM209 208V209H207ZM211 208V209H210ZM213 208V209H212ZM222 208V209H221ZM249 208V209H248ZM28 209V210H27ZM36 209V210H33ZM49 209V210H48ZM65 209V210H63ZM70 209V210H69ZM76 209V210H75ZM107 209V210H106ZM151 209V210H150ZM206 209L208 212H206ZM217 209V210H216ZM228 209V210H227ZM241 209V211H240ZM262 209V210H261ZM45 210V212H44ZM56 210V211H54ZM73 210V211H72ZM114 210V212H113ZM133 210V211H132ZM138 210V211H136ZM191 210V211H190ZM210 210V211H209ZM216 210V211H213ZM221 210V213L219 212ZM225 210V211H224ZM246 210V211H245ZM255 212H254V211ZM260 210V211H259ZM33 211V212H32ZM35 211V212H34ZM40 211V213H39ZM79 211V212H78ZM98 211L100 212L98 214ZM106 211V212H105ZM121 213H120V212ZM131 211V212H129ZM150 211V212H149ZM159 211V212H158ZM185 211V212H184ZM187 211V212H186ZM232 211V212H231ZM238 211V212H237ZM258 211V212H256ZM18 212H20L18 214ZM38 212V213H36ZM91 212V213H90ZM97 212V213H96ZM112 212V213H110ZM158 212V213H157ZM180 212V214H179ZM195 212V213H194ZM206 212V213H202ZM224 212V213H223ZM241 212V213H240ZM244 212V214H243ZM27 213V214H26ZM30 213V214H29ZM54 213V214H53ZM67 213V214H66ZM76 213V214H75ZM105 215H104V214ZM136 213V214H133ZM140 213V214H139ZM187 213V214H185ZM210 213V214H209ZM214 213V214H213ZM223 213V214H222ZM226 213V214H225ZM263 215H258V214ZM24 214V216H23ZM98 214V215H97ZM101 214V215H100ZM112 214V215H111ZM114 214V216H113ZM184 214V215H183ZM195 214V216H194ZM206 214V216H205ZM212 214V215H211ZM239 214V215H238ZM249 214V215H248ZM254 214V215H253ZM256 214V215H255ZM15 215V216H14ZM18 215V216H17ZM47 215V216H46ZM57 215V216H56ZM76 215V217L74 216ZM82 215V216H81ZM145 215V217H143ZM154 215V216H152ZM161 215V216H160ZM176 215V217H175ZM183 215V216H182ZM204 215V216H203ZM225 215V216H224ZM231 215V216H230ZM234 215V216H233ZM238 215V216H237ZM248 215V216H247ZM40 216V217H39ZM102 216V217H101ZM107 216V217H106ZM130 216V217H129ZM139 216V217H137ZM165 216V217H164ZM188 216V217H187ZM192 216H194L192 218ZM201 216V217H200ZM218 216V217H216ZM222 216V218H221ZM237 216V218H236ZM245 216V217H244ZM256 216V217H254ZM260 216V217H259ZM18 217V218H15ZM28 217H30L28 219ZM52 217V218H51ZM63 217V218H62ZM69 217V218H68ZM97 219H96V218ZM143 217V218H141ZM151 217V218H150ZM198 217V218H196ZM207 217V218H206ZM212 217V218H211ZM214 217V218H213ZM232 217V219H231ZM239 217V218H238ZM247 217V218H246ZM11 218V219H10ZM21 218V219H20ZM33 218V219H32ZM45 218H47L45 220ZM61 218V219H60ZM66 218V219H65ZM80 218V219H79ZM95 218V219H94ZM110 218V219H109ZM114 218V219H113ZM116 218V219H115ZM126 218V219H125ZM136 218V219H135ZM159 218V219H158ZM162 218V219H161ZM184 218V219H183ZM195 218V219H194ZM220 220H219V219ZM242 218V219H241ZM253 218L255 220H253ZM16 219V220H15ZM49 219V220H48ZM55 219V221H54ZM57 219V220H56ZM63 219V220H62ZM65 219V222H63ZM94 219V220H93ZM124 219V220H123ZM138 219V220H137ZM147 219V220H146ZM156 219V220H155ZM177 219V220H176ZM186 219V220H185ZM189 219V220H188ZM193 219V220H192ZM198 219V220H196ZM205 219V220H204ZM211 219V220H210ZM213 219V220H212ZM236 219V221H234ZM241 221H240V220ZM249 219V220H248ZM251 219V220H250ZM259 219V220H258ZM5 220V221H4ZM33 220V221H32ZM37 220V221H36ZM39 220V221H38ZM62 220V221H61ZM67 220L69 222H67ZM84 220V221H83ZM118 220V221H117ZM123 220V221H122ZM143 220V221H142ZM164 220V221H163ZM169 220V221H168ZM174 220V221H173ZM229 220V221H227ZM245 220V221H244ZM261 220V221H260ZM5 223H4V222ZM21 221V222H20ZM30 221V222H29ZM44 221V222H43ZM58 221V222H57ZM87 221V222H86ZM100 221V222H99ZM111 223H110V222ZM122 221V222H121ZM125 221V222H124ZM152 221V223H151ZM155 223H154V222ZM182 223H181V222ZM193 221V222H192ZM202 221V222H201ZM255 223H254V222ZM9 222V223H8ZM17 222V223H16ZM61 222V223H60ZM95 225H92L93 223ZM98 222V223H97ZM131 222V224H130ZM139 222V223H138ZM147 222V224H146ZM158 222V223H157ZM187 222V223H186ZM195 222V223H194ZM202 224H201V223ZM207 222V223H206ZM209 222V223H208ZM232 222V223H231ZM235 222V223H234ZM242 222V223H241ZM263 222V223H260ZM3 223V224H2ZM31 223V225H30ZM52 223V224H51ZM55 223V224H54ZM58 223V224H57ZM68 223V224H66ZM72 223V224H71ZM75 223V224H74ZM82 225H81V224ZM106 223V224H105ZM167 223L166 225H164ZM179 223V224H178ZM192 223V225H191ZM219 223V224H218ZM231 223V224H230ZM239 223V224H237ZM248 223V224H247ZM259 225H258V224ZM12 224V226H10ZM25 224V225H24ZM37 224V225H36ZM43 224V225H42ZM46 224V225H45ZM104 224V226H103ZM112 224V225H111ZM121 224V225H120ZM136 224V225H135ZM156 224V225H155ZM185 224V225H184ZM200 224V225H199ZM206 226H205V225ZM209 224V226H208ZM213 224V225H212ZM222 224V225H221ZM233 224V225H232ZM251 224V225H249ZM5 225V226H4ZM22 225V226H21ZM24 225V226H23ZM34 225V226H33ZM49 225V226H48ZM58 225V226H57ZM60 225V226H59ZM74 225V226H73ZM88 225V226H87ZM126 225V226H125ZM150 225V226H149ZM168 225V227H167ZM180 227H177V226ZM231 225V226H230ZM243 225V226H242ZM247 225V226H246ZM263 225V226H262ZM4 226V227H3ZM10 226V227H9ZM17 226V228H16ZM22 228H21V227ZM64 226V228H63ZM70 226V227H69ZM77 226V227H76ZM93 226V227H92ZM97 226V227H96ZM143 226V227H142ZM147 226V227H146ZM162 226V227H161ZM185 226V227H184ZM188 226V227H187ZM252 226V227H251ZM254 226V227H253ZM26 227V229L24 228ZM29 227V230L27 229ZM31 227V228H30ZM49 227V228H48ZM61 227V228H59ZM76 227V228H75ZM122 227V228H121ZM129 227V228H128ZM142 227V229L140 228ZM145 227V228H144ZM172 227V228H171ZM193 227V228H192ZM214 229H211V228ZM237 227V228H236ZM241 227L240 230L238 229ZM250 227V228H249ZM5 228V229H4ZM12 228V229H10ZM24 228V229H23ZM33 228V229H32ZM92 228V231H91ZM121 228V229H120ZM131 228V229H130ZM202 228V229H201ZM229 228V229H228ZM248 228V229H247ZM257 230H256V229ZM262 228V229H261ZM38 229H40L38 231ZM48 231H47V230ZM56 229V230H55ZM66 229V230H65ZM70 229V230H69ZM77 233H76V230ZM88 229V230H87ZM108 229V230H107ZM123 229V230H122ZM155 229V230H154ZM163 232H160V230ZM168 229V230H167ZM179 229V230H178ZM195 229V230H194ZM199 229V230H198ZM238 229V230H237ZM261 229V231H260ZM5 230V231H3ZM21 230V231H20ZM36 230V231H35ZM64 230V231H63ZM74 230V231H73ZM94 230V231H93ZM102 230V231H101ZM106 230V231H105ZM113 230V231H112ZM127 230V231H126ZM131 230V232H129ZM139 230V231H138ZM177 230V231H176ZM188 230V231H187ZM197 230V231H196ZM209 230V231H207ZM214 232H213V231ZM229 230V231H227ZM243 230V232H242ZM252 230V231H251ZM18 231V232H17ZM45 231V232H44ZM51 231V232H50ZM55 231V232H54ZM60 231V232H59ZM73 231V232H72ZM98 231V232H97ZM108 231V233H107ZM112 231V232H111ZM118 231V232H117ZM142 231V232H141ZM185 231V232H184ZM200 231V232H199ZM202 231V232H201ZM213 233H210V232ZM234 231V232H233ZM245 231V232H244ZM40 232V233H39ZM80 232V233H79ZM152 232H154L152 234ZM248 234H247V233ZM20 233V234H19ZM30 233V234H29ZM35 233V234H34ZM44 233V234H43ZM48 233V234H47ZM61 233V234H60ZM78 236L77 237L75 234ZM86 233V234H85ZM107 233V234H106ZM113 233V234H112ZM120 235H119V234ZM177 233V234H176ZM179 233V234H178ZM193 233V234H192ZM196 233V234H195ZM200 233V234H199ZM204 233V234H202ZM217 233V234H216ZM222 235H218V234ZM7 234V235H6ZM11 234V235H10ZM42 234V235H41ZM50 234V235H49ZM53 234V235H51ZM73 234V235H72ZM127 234V235H126ZM130 234V235H129ZM148 234V235H147ZM163 234V235H162ZM174 234V235H173ZM189 234V235H188ZM195 234V235H194ZM226 234L228 236H226ZM236 234V235H235ZM244 234V235H243ZM259 234V235H258ZM262 236H261V235ZM4 235V236H3ZM9 235V237H7ZM14 235V236H13ZM49 235V236H48ZM62 235V236H61ZM99 237H98V236ZM141 235V236H140ZM143 235H145L143 237ZM161 235V237H160ZM171 235V236H170ZM179 235V237H178ZM192 235V236H191ZM194 235V236H193ZM207 235V237L205 236ZM217 235V236H215ZM224 235V238H223ZM238 235V237H237ZM3 236V237H2ZM42 238H41V237ZM68 236V238L66 237ZM74 238H72V237ZM89 238H88V237ZM119 236V237H118ZM153 237V238H150ZM156 236V238H155ZM191 236V237H190ZM197 236V237H196ZM204 238H203V237ZM226 236V237H225ZM252 236V237H251ZM254 236V237H253ZM6 237V238H5ZM12 237V239H10ZM21 237V238H20ZM55 237V238H54ZM108 237V238H106ZM127 237V238H126ZM130 237V238H129ZM149 239H148V238ZM186 237H189L188 239ZM195 237V238H194ZM216 237V238H215ZM247 237V238H246ZM26 238V239H24ZM39 238V239H38ZM62 238V239H61ZM85 238V239H84ZM118 238V239H116ZM123 240H121V239ZM135 238V239H134ZM138 238V239H137ZM158 238V239H157ZM160 238V239H159ZM211 238V239H210ZM220 238V239H219ZM223 238V239H222ZM234 238V239H233ZM254 238V239H252ZM36 239V240H35ZM47 239V240H46ZM52 239V242H51ZM58 239V240H57ZM76 239V240H75ZM87 239V240H86ZM98 239V240H97ZM103 239V240H99ZM112 239V240H110ZM127 239V240H126ZM134 239V240H133ZM183 239V240H182ZM197 239V240H196ZM213 239V241H212ZM217 239V240H216ZM250 239V241H249ZM254 241H252V240ZM9 240V241H8ZM13 240V242H12ZM62 240V241H61ZM70 240V241H69ZM94 240V241H93ZM97 240V241H96ZM120 240V241H119ZM126 240V241H125ZM146 240V241H144ZM151 240V241H150ZM180 240V241H179ZM186 240V241H185ZM206 240V241H205ZM216 240V241H215ZM231 240V241H229ZM235 240V241H234ZM245 240V241H244ZM259 242H258V241ZM261 240V241H260ZM7 241V243H6ZM45 241V242H44ZM47 241V242H46ZM50 241V242H49ZM95 243H93V242ZM113 241V242H112ZM116 241V243H115ZM129 243H128V242ZM144 241L142 244L140 242ZM148 241V243H147ZM183 241V242H182ZM221 241V242H219ZM235 243H234V242ZM239 241V242H238ZM16 242V243H15ZM41 242V243H38ZM82 242V243H81ZM120 242V243H119ZM124 242V243H123ZM151 242V243H150ZM154 242V243H153ZM157 242V243H156ZM174 242V243H173ZM208 242V243H207ZM215 242H217L215 244ZM230 242V243H229ZM244 242V243H243ZM252 242V243H251ZM6 243V244H5ZM13 243V244H12ZM23 243V245H22ZM35 243V244H34ZM52 243V244H51ZM65 243V244H63ZM73 243V244H72ZM107 243V244H106ZM119 243V244H118ZM123 243V244H122ZM136 244V246L134 245ZM147 243V244H146ZM159 243V244H158ZM161 243V244H160ZM164 243V244H163ZM167 243V244H166ZM184 243V244H183ZM214 245H212V244ZM242 243V244H241ZM21 244V245H20ZM39 244V246H38ZM42 244V245H41ZM79 244V245H78ZM85 244V245H83ZM116 244V247H115ZM122 244V245H121ZM166 244V245H165ZM174 244V245H173ZM189 244V245H188ZM196 244V245H195ZM206 244V245H204ZM235 244V246H233ZM237 244V245H236ZM245 244V245H244ZM248 244V245H247ZM4 245V246H3ZM37 245V247H36ZM49 245V246H47ZM87 245V246H86ZM99 245V246H98ZM149 247H148V246ZM152 245V246H151ZM177 245V246H176ZM183 245V246H182ZM190 245H192L190 247ZM203 245V246H201ZM211 245V246H210ZM225 245V246H224ZM2 246V247H1ZM26 246V247H25ZM34 246V247H33ZM42 246V247H41ZM55 246V247H54ZM62 246V247H61ZM67 246V247H66ZM74 246V248H73ZM80 246V247H78ZM84 246V248H83ZM92 246V248H91ZM197 246V247H196ZM214 248H213V247ZM229 246V247H228ZM231 246V248H230ZM254 246V247H252ZM259 246V247H257ZM8 247V248H7ZM15 247V248H14ZM22 247V249H21ZM31 247V248H30ZM45 247V248H44ZM58 247V248H57ZM78 247V248H77ZM82 247V248H81ZM113 247V248H110ZM115 247V248H114ZM142 247V248H141ZM152 250H151V248ZM208 247V248H207ZM212 247V248H211ZM247 247V248H246ZM251 247V248H250ZM40 248V249H38ZM41 248H44L41 250ZM52 248V249H51ZM55 248V249H54ZM65 248V249H64ZM76 248V249H75ZM88 248V249H86ZM107 248V249H106ZM121 250H120V249ZM130 248V249H129ZM170 248V249H169ZM203 248V249H201ZM207 248V250H206ZM263 248V249H262ZM3 249V250H1ZM17 249V250H16ZM33 249V250H32ZM37 249V250H36ZM79 249V250H78ZM134 251H133V250ZM139 249V250H138ZM162 249V250H161ZM229 249V250H228ZM255 249V250H254ZM9 250V251H8ZM16 250V252H15ZM24 250V251H23ZM27 250V251H26ZM45 250V251H44ZM58 250V252L56 251ZM67 250V251H66ZM103 250V251H102ZM115 250V251H114ZM119 250V251H118ZM124 250V252H123ZM137 252L135 253V251ZM155 250V251H154ZM182 250V251H181ZM191 250V251H190ZM201 250V251H200ZM203 250H205L203 252ZM228 250V252H226ZM242 250V251H241ZM246 250V251H245ZM251 250V251H250ZM257 250V251H256ZM262 250V251H260ZM13 251V253H12ZM33 251V252H32ZM56 251V253L54 252ZM69 251V252H68ZM74 251V252H73ZM78 251V252H76ZM90 251V252H89ZM92 251V252H91ZM99 251V252H98ZM118 253H117V252ZM143 251V252H142ZM149 253L147 254V252ZM195 251V252H193ZM224 251V252H223ZM239 251V252H238ZM256 251V252H255ZM11 252V253H10ZM21 252V253H20ZM35 252V254H34ZM37 252V254H36ZM46 252V253H45ZM48 252V253H47ZM60 252V253H59ZM88 254H87V253ZM121 252V253H120ZM175 252L174 254H171ZM178 252V253H177ZM184 252V253H183ZM193 252V253H192ZM197 252V253H196ZM253 252V253H252ZM259 252V253H258ZM9 253V255L7 254ZM23 253V254H22ZM42 253V254H41ZM94 253V254H93ZM96 253V254H95ZM118 255H115V254ZM120 253V255H119ZM130 255H128V254ZM162 253V254H161ZM166 253V254H165ZM182 253V254H181ZM190 253V254H189ZM201 253V254H200ZM207 253V254H206ZM219 253V254H218ZM221 253V254H220ZM226 253V254H225ZM237 253V254H236ZM245 253V254H244ZM19 254V255H18ZM123 254V256H122ZM126 254V255H124ZM132 254V255H131ZM177 254V255H175ZM192 254V255H191ZM197 254V255H196ZM206 254V255H205ZM225 254V255H224ZM244 254V255H241ZM23 255V256H22ZM45 255V256H44ZM48 255V256H47ZM56 255V256H55ZM63 257H62V256ZM70 255V256H69ZM81 255V256H80ZM87 255V256H86ZM93 259H92V257ZM106 255V256H105ZM115 255V257H114ZM138 255V256H137ZM179 255V256H178ZM189 255V256H187ZM194 255V256H193ZM227 255V256H226ZM229 255V256H228ZM236 255V256H235ZM6 256V257H5ZM39 256V258H38ZM59 256V257H58ZM84 256V257H83ZM132 256V257H130ZM144 256V257H143ZM186 256V257H184ZM207 256V257H206ZM211 259H210V257ZM233 256H235L233 258ZM246 258H245V257ZM9 257V258H8ZM49 257V258H48ZM52 257V258H51ZM66 257V258H65ZM69 257V258H68ZM80 257V258H79ZM82 257V260H81ZM118 257V259H117ZM130 257V258H129ZM137 257V258H136ZM142 257V258H140ZM152 257V258H151ZM160 257V258H159ZM181 259H180V258ZM201 257V258H200ZM229 257V258H228ZM241 259H240V258ZM261 257V258H260ZM8 258V259H7ZM23 258V259H22ZM37 258V259H36ZM59 258V259H58ZM111 258V259H110ZM116 260H115V259ZM149 260H148V259ZM169 258V259H168ZM186 258V259H185ZM198 260H197V259ZM225 258V259H224ZM23 261H21V260ZM41 259V260H40ZM73 259V260H72ZM79 259V260H78ZM114 259V260H112ZM120 259V260H119ZM140 259V260H139ZM158 259V260H157ZM166 259V260H165ZM176 259V260H175ZM189 259V260H188ZM221 259V260H220ZM228 259V260H226ZM234 259V261L232 260ZM236 259V260H235ZM252 259V260H251ZM27 260V261H26ZM32 260V262H31ZM66 260V261H65ZM72 260V261H71ZM96 260V261H95ZM130 260V261H129ZM135 260V262H134ZM169 260V261H168ZM171 260V261H170ZM175 260V261H174ZM243 260V261H241ZM16 261V262H15ZM35 261V262H33ZM69 261V263H67ZM91 261V262H90ZM114 261V262H113ZM138 261V262H137ZM145 261V262H144ZM197 261V262H196ZM201 261V262H200ZM206 261V262H205ZM208 261V262H207ZM215 261V263H214ZM224 261V262H223ZM226 261V262H225ZM233 261V262H232ZM5 262V263H4ZM7 262V263H6ZM29 262V263H28ZM45 262V263H44ZM50 262V263H48ZM71 262V263H70ZM73 262V263H72ZM113 262V263H112ZM134 262V263H133ZM167 262V263H166ZM170 262V263H169ZM185 262V263H184ZM212 262V263H211ZM246 262V263H245Z\"/></svg>",
    "mask_w": 264,
    "mask_h": 264
},
{
    "label": "bare ground",
    "instance_id": "6f19581e",
    "mask_svg": "<svg viewBox=\"0 0 264 264\" xmlns=\"http://www.w3.org/2000/svg\"><path fill=\"white\" fill-rule=\"evenodd\" d=\"M2 1H4V0H2ZM6 1H7V0H6ZM6 1H5V2H6ZM8 1H9V0H8ZM17 1H18V0H17ZM25 1H26V0H25ZM30 1H31V0H30ZM36 1H37V0H36ZM39 1H41V0H39ZM43 1H44V0H43ZM43 1H42V2H43ZM53 1H54V0H53ZM67 1L69 2V0H67ZM77 1H81V0H77ZM83 1H84V0H83ZM94 1H95V0H94ZM99 1H100V0H99ZM111 1H112V0H111ZM111 1H110V2H111ZM113 1H114V0H113ZM115 1H116V0H115ZM123 1H124V0H123ZM142 1H143V0H142ZM142 1H141V2H142ZM157 1H158V0H157ZM180 1H181V0H180ZM182 1L184 2V0H182ZM189 1H190V0H189ZM198 1H199V0H198ZM210 1H211V0H210ZM213 1H214V0H213ZM228 1H229V0H228ZM251 1H253V0H250V4L253 3V2H251ZM254 1H255V0H254ZM262 1H264V0H262ZM15 2H16V1H15ZM18 2H19V1H18ZM61 2H62V1H61ZM72 2H74V1H72ZM81 2H82V1H81ZM88 2H89V1H88ZM97 2H98V1H97ZM101 2H102V1H101ZM101 2H100V5H103V4H102L103 2H102V3H101ZM116 2H117V1H116ZM116 2H115V3H116ZM120 2H121V1H120ZM125 2H126V1H125ZM129 2H130V0H129ZM129 2H128V3H129ZM132 2H133V0H132ZM132 2H131V3H132ZM145 2H146V1H145ZM153 2H154V1H153ZM171 2H172V1H171ZM194 2H195V0H194ZM206 2H207V1H206ZM214 2H216V1H214ZM219 2H220V1H219ZM0 3L2 4V2H0ZM11 3H12V2H11ZM54 3H55V2H54ZM76 3H77V2H76ZM79 3H80V2H79ZM90 3H91V1H90ZM105 3H106V2H105ZM115 3H113V4H115ZM136 3H137V2H136ZM176 3H177V2H176ZM187 3H188V2H187ZM216 3H217V2H216ZM222 3H223V2H222ZM248 3H249V1H248ZM254 3H256V2H254ZM6 4H7V3H6ZM9 4H10V3H9ZM19 4H20V3H19ZM19 4H17V5H19ZM30 4H31V3H30ZM35 4H36V3H35ZM37 4H38V3H37ZM48 4H49V3H47L46 5H48ZM56 4H59V3H56ZM56 4H55V5H56ZM74 4H75V3H74ZM82 4L84 5L83 2H82ZM107 4H110V3L108 2ZM116 4H119V1H118V3H116ZM116 4H115V5H116ZM139 4H140V6H141V3H139ZM143 4H144V3H143ZM154 4H155V3H154ZM154 4H153V5H154ZM158 4H159V3H158ZM162 4H163V3H162ZM166 4H167V3H166ZM168 4H169V3H168ZM185 4H186V3H185ZM189 4H190V3H189ZM219 4H221V3H219ZM219 4H218V5H219ZM244 4H245V3H244ZM246 4H247V3H246ZM246 4H245V5H246ZM258 4H259V3H258ZM13 5H14V4H13ZM27 5H28V4H27ZM61 5H62V3H61ZM85 5H86V4H85ZM89 5H90V4H89ZM91 5H92V4H91ZM98 5H99V4H98ZM100 5H99V6H100ZM128 5H130V4H128ZM155 5H156V4H155ZM175 5H176V4H175ZM197 5H199V4H197ZM202 5H203V4H202ZM202 5H201V6H202ZM204 5H205V4H204ZM10 6H11V5H10ZM31 6H32V5H31ZM38 6H39V5H38ZM53 6H54V5H53ZM77 6H78V4H77ZM86 6H87V5H86ZM125 6H126V4H125ZM125 6H123V7H125ZM135 6H136V5H135ZM166 6H167V5H166ZM169 6H170V5H169ZM179 6H180V5H179ZM182 6H183V5H182ZM182 6H181V7H182ZM184 6H185V5H184ZM184 6H183V7H184ZM188 6H189V5H188ZM190 6H191V5H190ZM190 6H189V7H190ZM199 6H200V5H199ZM219 6H220V5H219ZM221 6H222V5H221ZM256 6H257V5H256ZM256 6H255V7H256ZM16 7H17V6H16ZM58 7H59V6H58ZM93 7L98 8V6H96V5H93ZM106 7H107V6H106ZM120 7H121V6H120ZM151 7H152V6H151ZM155 7H156V6H155ZM172 7H173V6L171 5V8H172ZM181 7H180L179 10H181ZM189 7H188V8H189ZM193 7H194V6H193ZM207 7H209V5H207ZM207 7H206V8L204 7V8L207 10ZM226 7L228 8V6H226ZM10 8H11V7H10ZM18 8H20V7H18ZM28 8H29V7H28ZM34 8H35V7H34ZM59 8H63V7H59ZM65 8H66V7H65ZM72 8L74 9V6H73ZM72 8H71V9H72ZM80 8H82V7H80ZM90 8H92V7L90 6ZM103 8H104V7H103ZM126 8H127V7H126ZM157 8H158V6H157ZM166 8H167V7H166ZM176 8H177V6H176ZM209 8H210V7H209ZM214 8H215V3H214ZM217 8H219V7H217ZM222 8H224V7L222 6ZM20 9H21V8H20ZM24 9H25V8H24ZM38 9H39V8H38ZM54 9H55V8H54ZM67 9H68V8H67ZM75 9H76V8H75ZM83 9H84V8H83ZM99 9H100V8H99ZM111 9H112V7H111ZM111 9H110V10H111ZM113 9H114V8H113ZM117 9H118V8H117ZM117 9H115V10H117ZM152 9H154V8H152ZM152 9H150V10L152 11ZM167 9H169V8H167ZM173 9H174V8H173ZM173 9H172V10H173ZM182 9H183V8H182ZM191 9H192V8H191ZM194 9H196V7H195ZM210 9H211V8H210ZM219 9H220V8H219ZM233 9L235 10V8H233ZM233 9H232V10H233ZM239 9H240V8H239ZM251 9H253V8H251ZM256 9H257V8H256ZM261 9H262V8H261ZM0 10H1V9H0ZM2 10H3V9H2ZM6 10H7V9H6ZM6 10H5V11H6ZM11 10H12V9H11ZM13 10H14V9H13ZM27 10H29V9H27ZM40 10H41V9H40ZM55 10H56V9H55ZM62 10H63V9H62ZM62 10H60V11H62ZM65 10H66V9H65ZM69 10H70V9H69ZM94 10H95V9H94ZM94 10H93V11H94ZM96 10H98V9H96ZM106 10H107V8H106ZM110 10H109V11H110ZM118 10H119V9H118ZM127 10H128V9H127ZM133 10H134V9H133ZM156 10H157V9H156ZM175 10H176V9H175ZM201 10H202V8H201ZM241 10H242V9H241ZM34 11H35V10H34ZM48 11H49V7H48ZM56 11H58V10H56ZM56 11H55V12H56ZM90 11H91V10H90ZM103 11H104V10H103ZM107 11H108V10H107ZM112 11H113V10H112ZM130 11H131V9H130ZM167 11H168V10H167ZM185 11H186V9H185ZM192 11H193V10H192ZM199 11H200V10H199ZM210 11H211V10H210ZM216 11H217V10H216ZM224 11H225V10H224ZM224 11H222V12L224 13ZM239 11H240V10H239ZM239 11H237V12H239ZM246 11H248V10H246ZM249 11H250V10H249ZM12 12H13V11H12ZM14 12H15V11H14ZM23 12H24V11H23ZM23 12H22V13H23ZM27 12H28V11H27ZM27 12H26V13H27ZM29 12H30V11H29ZM36 12H38V11L36 10ZM36 12H35V13H36ZM49 12H50V11H49ZM49 12H48V13H49ZM52 12H54V11H52ZM58 12H59V11H58ZM67 12H68V11H66V13H67ZM99 12H100V11H99ZM119 12H120V11H119ZM139 12H141V10H140ZM175 12H176V11H175ZM181 12H183V10H181ZM206 12H207V11H206ZM220 12H221V11H220ZM258 12H261V11H258ZM0 13H1V12H0ZM7 13H8V12H7ZM7 13H6V16L8 17L9 15H7ZM10 13H11V12H10ZM15 13H16V14H19L18 12H15ZM69 13H71V12H69ZM72 13H73V12H72ZM76 13H77V11H76ZM82 13H83V12H82ZM94 13H96V12H93V14H94ZM100 13H102V12H100ZM112 13H114V12H112ZM136 13H137V12H136ZM146 13H149V12H147V10H146ZM160 13H161V12H160ZM165 13H166V12H165ZM168 13H169V12H168ZM172 13H173V12H172ZM183 13H184V12H183ZM189 13H190V12H189ZM189 13H188V14H189ZM191 13H195V12H191ZM203 13H204V11H203ZM211 13H212V12H211ZM234 13H235V12H234ZM234 13H233V14H234ZM263 13H264V11H263ZM4 14H5V13H4ZM12 14H13V13H12ZM12 14H11V15H12ZM27 14H29V13H27ZM32 14H33V13H32ZM51 14H52V13H51ZM57 14H58V13H57ZM73 14H74V13H73ZM73 14H72V15H73ZM89 14L92 15L91 13H89ZM109 14H110V13H109ZM119 14H120V13H119ZM126 14H127V13H126ZM129 14H130V13H129ZM138 14H139V13H138ZM150 14H151V13H150ZM175 14H176V13H175ZM184 14H185V13H184ZM184 14H183V15H184ZM207 14H208V13H207ZM220 14H221V13H220ZM224 14H225V13H224ZM242 14H244V12H242ZM245 14H246V13H245ZM248 14H249V13H248ZM258 14H259V13H258ZM23 15H24V14H23ZM33 15H34V14H33ZM33 15H32V16H33ZM36 15H37V14H36ZM46 15H47V14H46ZM46 15H44V16L46 17ZM64 15H65V14H64ZM67 15H68V13H67ZM77 15H78V14H77ZM85 15H86V14H85ZM94 15H95V14H94ZM104 15H105V14H104ZM117 15H118V14H117ZM142 15H143V14H142ZM144 15H145V14H144ZM165 15H166V14H164V16H165ZM167 15H168V14H167ZM193 15H194V14H193ZM198 15H200V14H198ZM225 15H226V14H225ZM262 15L264 16V14H262ZM1 16L3 17L2 14H1ZM15 16H16V15H15ZM24 16H25V15H24ZM27 16H28V15H27ZM27 16H26V17H27ZM65 16H66V15H65ZM83 16H84V15H83ZM102 16H103V15H102ZM115 16H116V15H115ZM130 16H131V15H130ZM133 16H134V13H133ZM135 16H136V15H135ZM151 16H152V15H151ZM247 16H248V15H247ZM250 16H251V15H250ZM253 16H254V14H253ZM4 17H5V15H4ZM12 17H14V16H12ZM16 17H17V16H16ZM51 17H53V19H54V16H51ZM56 17H57V16H56ZM67 17H68V18H69V17L73 18L74 16L72 17V16L68 15ZM75 17H76V16H75ZM107 17H108V15H107ZM153 17H154V16H153ZM170 17H171V16H170ZM170 17H169V18H170ZM174 17H176V16H174ZM177 17H178V16H177ZM192 17H193V18H196V17H194V16H191V18H192ZM208 17H209V16H208ZM208 17H207V18H208ZM5 18H6V17H5ZM9 18H10V17H9ZM9 18H7V19H9ZM28 18H29V17H28ZM32 18H33V17H32ZM34 18H36V16H35ZM39 18H40V17H39ZM42 18H43V17H42ZM48 18H49V17H48ZM60 18H61V16H60ZM65 18H66V17H65ZM77 18H78V17H77ZM89 18H90V17H89ZM109 18H110V17H109ZM112 18H113V17H112ZM123 18H124V17H123ZM148 18H150V15H149ZM172 18H173V17H172ZM180 18H182V17H180ZM189 18H190V17H189ZM203 18L206 19V17H203ZM203 18L201 17V20H202ZM217 18H218V16H217ZM225 18H226V17H225ZM234 18H235V17H234ZM249 18H250V17H249ZM259 18H260V17H259ZM263 18H264V17H263ZM263 18H262V19H263ZM0 19H1V18H0ZM23 19H24V18H23ZM46 19H47V18H46ZM74 19H75V18H74ZM80 19H81V18H80ZM85 19H86V17H85ZM94 19L96 20V18H94ZM94 19H92V20H94ZM137 19H138V18H137ZM141 19H143L142 16H141ZM144 19H146V18H144ZM154 19H156V18L154 17ZM178 19H179V18H178ZM215 19H216V18H215ZM39 20H40V19H39ZM47 20H48V19H47ZM56 20H57V19H56ZM59 20H61V19H59ZM65 20H66V19H65ZM71 20H72V19H71ZM105 20H106V19H105ZM107 20H108V19H107ZM138 20H139V19H138ZM146 20H147V19H146ZM170 20H171V19H170ZM180 20H181V19H180ZM192 20H193V19H192ZM233 20H234V19H233ZM235 20H236V19H235ZM241 20H242V19H241ZM249 20H250V19H249ZM259 20H260V19H259ZM6 21H7V20H6ZM30 21H31V19H30ZM30 21H29V22H30ZM53 21H55V20H53ZM72 21H74V20H72ZM79 21H80V20H79ZM82 21H83V20H82ZM108 21H109V20H108ZM111 21L113 22V20H111ZM144 21H145V20H143V22H144ZM150 21H151V20H150ZM160 21H162V20L160 19ZM197 21H198V19H197ZM199 21H200V20H199ZM199 21H198V22H199ZM239 21H240V19H239ZM252 21H253V20H252ZM254 21H255V20H254ZM3 22H4V21H3ZM8 22H9V21H8ZM12 22H13V21H12ZM23 22H24V21H23ZM36 22H37V20H36ZM40 22H41V21H40ZM47 22H49V21H47ZM50 22H52V21H50ZM65 22H66V21H65ZM96 22H97V21H96ZM116 22H117V21H116ZM118 22H119V21H118ZM125 22H126V21H125ZM152 22H153V21H152ZM154 22H155V21H154ZM166 22H171V21H166ZM177 22H178V20H177ZM177 22H176V23H177ZM207 22H208V20H207ZM207 22H206V23H207ZM210 22H211V21H210ZM210 22H208V23H210ZM219 22H220V21H219ZM219 22H218V23H219ZM236 22H237V21H236ZM263 22H264V20H263ZM263 22H262V23H263ZM20 23H21V21H20ZM20 23H18V25H19ZM31 23H32V21H31ZM43 23H44V22H43ZM56 23H57V22H56ZM59 23H60V22H59ZM66 23H68V22H66ZM72 23H73V22H72ZM77 23H78V22H77ZM84 23H85V22H84ZM101 23H102V22H101V20H100V24H101ZM120 23H122V21L119 22V24H120ZM123 23H124V22H123ZM128 23H129V20H128ZM135 23H136V21H135ZM137 23H138V22H137ZM176 23H175V24H176ZM189 23H190V22H189ZM196 23H197V22H196ZM206 23H204V24H206ZM208 23H207V25H208ZM220 23H221V22H220ZM220 23H219V24H220ZM250 23H251V22H250ZM8 24H9V23H8ZM10 24H11V23H10ZM12 24H13V23H12ZM16 24H17V23H16ZM21 24H22V23H21ZM23 24H24V23H23ZM27 24H28V23H27ZM27 24H26V25H27ZM37 24H39V23H37ZM37 24H36V25H37ZM48 24H49V23H48ZM48 24H46V25H48ZM57 24H58V23H57ZM75 24H76V23H75ZM110 24H111V23H110ZM110 24H109V25H110ZM113 24H114V23H113ZM126 24H127V23H126ZM131 24H132V23H131ZM141 24H142V23H141ZM159 24H160V23H159ZM163 24H164V22H163ZM200 24H202V23H200ZM200 24H199V25H200ZM233 24H234V21H233ZM243 24H244V23H243ZM252 24H253V23H252ZM0 25H1V24H0ZM3 25H4V24H3ZM3 25H2V26H3ZM52 25H53V24H52ZM66 25H67V24H66ZM133 25H134V24H133ZM145 25H146V24L144 23V26H145ZM152 25H154V24H152ZM197 25H198V24H197ZM216 25H217V24H216ZM236 25L238 26V24H236ZM8 26H9V25H8ZM12 26H13V25H12ZM19 26H21V25H19ZM19 26H18V27H19ZM53 26H54V25H53ZM57 26H58V25H57ZM62 26H63V25H62ZM64 26H65V25H64ZM97 26H98V25H97ZM146 26H147V25H146ZM191 26H192V25H191ZM201 26H202V25H201ZM209 26H210V25H209ZM240 26H241V25H240ZM240 26H239V27H240ZM256 26H257V25H256ZM25 27H26V26H25ZM51 27H52V26H51ZM60 27H61V25H60ZM60 27H59V28H60ZM85 27H87V25H86ZM102 27H103V24H102ZM111 27H112V26H111ZM147 27L149 28V30L152 29V28H150L149 26H147ZM147 27H146V28H147ZM162 27H163V26H162ZM175 27H176V26H175ZM197 27H198V26H197ZM197 27H196V28H197ZM206 27H207V26H206ZM222 27H223V25H222ZM222 27H221V28H222ZM233 27H234V25H233ZM249 27H251V26H249ZM263 27H264V25H263ZM5 28H6V27H5ZM11 28H12V27H11ZM13 28H14V27H13ZM15 28H16V26H15ZM37 28H38V27H37ZM42 28H44V27H42ZM54 28L56 29V27H54ZM59 28H58V29H59ZM106 28H107V27H106ZM176 28H177V27H176ZM181 28H182V27H181ZM191 28H192V27H191ZM193 28H194V27H193ZM193 28H192V29H193ZM196 28H194V29H196ZM198 28H199V27H198ZM204 28H205V26H204ZM210 28H211V27H210ZM210 28H209V29H210ZM236 28H237V27H236ZM240 28H241V27H240ZM240 28H239V29H240ZM256 28H258V27H256ZM256 28H254V29H256ZM18 29L20 30V28H18ZM34 29H35V28H34ZM40 29H41V27H40ZM77 29H78V28H77ZM81 29H82V28H81ZM84 29H85V28H84ZM89 29L92 30L93 28H92V27H89ZM100 29H101V28H100ZM103 29H104V28H103ZM108 29H109V27H108ZM118 29H119V28H118ZM161 29H162V28H161ZM177 29H179V26H178ZM239 29H238V30H239ZM242 29H244V28H242ZM5 30H6V29H5ZM22 30H23V29H22ZM51 30H52V29H50V31H51ZM56 30H57V29H56ZM63 30H64V29H63ZM87 30H88V28H87ZM95 30H97V29H95ZM124 30H125V29H124ZM128 30H129V29H128ZM137 30H138V29H137ZM186 30H187V29H186ZM200 30H201V29H200ZM202 30H203V29H202ZM233 30L235 31V28H234ZM249 30H250V29H249ZM0 31H1V30H0ZM12 31H13V30H12ZM15 31H16V30H15ZM32 31H33V30H32ZM35 31H36V29H35ZM35 31H34V33H35ZM40 31H41V34H42V31H43L44 33H46L47 30H46V31H44V30H40ZM40 31H39V32H40ZM59 31H60V30H59ZM66 31H68V30H66ZM71 31H72V29H71ZM82 31H83V30H82ZM116 31H117V30H116ZM126 31H127V29H126ZM129 31H130V30H129ZM138 31H139V30H138ZM151 31H152V30H151ZM155 31H156V30H155ZM207 31H208V30H207ZM213 31H214V30H212V33H213ZM219 31H220V30H219ZM241 31H242V30H241ZM241 31H240V32H241ZM243 31H244V30H243ZM247 31H248V30H247ZM262 31H263V30H262ZM8 32H9V31H8ZM36 32H37V31H36ZM51 32H52V31H51ZM69 32H70V31H69ZM69 32H68V34H69ZM106 32H108V31L106 30ZM120 32H121V29H120ZM122 32H123V30H122ZM140 32H141V31H140ZM178 32H179V30H178ZM204 32H205V31H204ZM226 32H227V31H226ZM235 32H236V31H235ZM235 32H234V33H235ZM259 32H260V31H259ZM4 33L6 34L7 32H4ZM15 33H16V32H15ZM17 33H18V32H17ZM32 33H33V32H32ZM47 33H48V32H47ZM47 33H46V35H48ZM55 33H56V32H55ZM82 33H83V32H82ZM94 33H95V32H94ZM96 33H97V32H96ZM114 33H116V32H114ZM123 33H124V32H123ZM159 33L161 34V36H163L161 32H159ZM174 33H175V32H174ZM208 33H210V32L208 31ZM255 33H256V35H257V32H255ZM263 33H264V32H263ZM5 34H4V35H5ZM7 34H8V33H7ZM38 34H40V33H38ZM51 34H52V33H50V35H51ZM60 34H61V33H60ZM63 34H64V33H63ZM72 34H73V33H71V35H72ZM75 34H76V33H75ZM84 34H86V33H84ZM117 34H118V33H117ZM127 34H128V33H127ZM156 34H157V33H156ZM164 34H165V33H164ZM176 34H177V33H176ZM213 34H214V33H213ZM238 34H239V33H238ZM258 34H259V33H258ZM9 35H11V34L9 33ZM9 35H8V36H9ZM46 35H45V37L47 38ZM53 35H54V34H53ZM95 35H96V34H95ZM102 35H103V34H102ZM102 35H101V36H102ZM106 35H107V34H106ZM108 35H109V34H108ZM131 35H132V34H131ZM137 35H138V34H137ZM143 35H144V34H143ZM143 35H142V36H143ZM146 35H147V34H146ZM148 35H149V34H148ZM148 35H147V36H148ZM150 35H151V34H150ZM193 35H195V34H193ZM196 35H199V34H196ZM13 36H14V35H12L11 38H13ZM23 36H24V35H23ZM39 36H41V35H39ZM43 36H44V35H43ZM57 36H60V35L58 34ZM63 36H64V35H63ZM98 36H99V35H98ZM101 36H100V37H101ZM119 36H121V35H119ZM152 36H153V35H152ZM172 36H173V34H172ZM172 36H171V37H172ZM224 36H225V35H224ZM245 36H246V35H245ZM245 36H244V37H243V35L240 36V39H241V37L245 38ZM259 36H260V35H259ZM6 37H7V36H6ZM45 37H44V38H45ZM48 37H49V35H48ZM61 37H62V35H61ZM65 37H66V36H65ZM65 37H64V39H66ZM69 37H70V36H69ZM76 37H77V36H76ZM121 37H123V41H124V35H122ZM126 37H127V36H126ZM157 37H158V36H157ZM227 37H228V36H227ZM248 37H249V36H247V38H248ZM1 38H2V37H1ZM8 38H9V37H8ZM15 38H16V37H15ZM42 38H43V37H42ZM44 38H43V39H44ZM54 38H55V37H54ZM54 38H53V36H52V39H54ZM59 38H60V37H59ZM86 38H87V37H86ZM103 38H104V36H103ZM106 38H108V37L106 36ZM117 38H118V37H117ZM133 38H134V36H133ZM135 38H137V37H135ZM191 38H192V37H191ZM201 38H202V37H201ZM237 38H238V36H237ZM243 38H242V39H243ZM250 38H251V37H250ZM4 39H5V38H4ZM29 39H30V37H29ZM35 39H36V37L34 38V40H35ZM38 39H39V38H38ZM99 39H101V38H99ZM127 39L129 40V38H127ZM147 39H148V38H147ZM149 39H150V38H149ZM166 39H167V38H166ZM192 39H193V38H192ZM233 39H234V38H233ZM233 39H232V40H233ZM7 40H8V39H7ZM9 40H10V39H9ZM16 40H17V39H16ZM26 40H27V39H26ZM36 40H37V39H36ZM48 40H50V39H48ZM54 40H55V39H54ZM69 40H70V39H69ZM69 40H68V41H69ZM75 40H76V39H75ZM80 40H81V39H80ZM105 40H106V39H105ZM108 40H109V39H108ZM116 40H117V39H116ZM138 40H139V39H138ZM140 40H141V39H140ZM153 40H154V39H153ZM170 40H173V39H170ZM184 40H185V39H184ZM187 40H188V38H187ZM189 40H190V39H189ZM208 40H209V39H208ZM234 40H235V39H234ZM11 41H12V40H11ZM20 41H21V40H20ZM43 41H44V40H43ZM102 41H103V40H102ZM106 41H107V40H106ZM106 41H105V42H106ZM117 41H118V40H117ZM125 41H126V39H125ZM144 41H145V40H144ZM165 41H166V40H165ZM209 41H210V40H209ZM226 41H227V40H226ZM242 41H243V40H242ZM249 41H250V40H249ZM7 42H8V41H7ZM24 42H25V41H24ZM49 42H50V41H49ZM64 42H65V41H64ZM115 42H116V41H115ZM126 42H128V41H126ZM129 42H130V41H129ZM129 42H128V43H129ZM132 42H133L134 44L137 43V42L135 43V41H133V39H132ZM142 42H143V41H142ZM142 42H141V43H142ZM166 42H167V41H166ZM168 42H169V41H168ZM172 42H173V41H172ZM172 42H171L170 44H172ZM179 42H181V41H179ZM183 42H184V41H183ZM183 42H182V45H184ZM185 42H186V41H185ZM230 42H231V41H230ZM19 43H20V42H19ZM34 43H35V42H34ZM36 43H37V42H36ZM41 43H42V42H41ZM44 43H46V42H44ZM47 43H48V42H47ZM55 43H56V42H55ZM110 43H111V42H110ZM173 43H174V42H173ZM186 43H187V42H186ZM186 43H185V44H186ZM231 43H233V41H232ZM247 43H248V42H247ZM5 44H6V42L4 43V45H5ZM15 44H16V43H15ZM23 44H24V43H23ZM48 44H49V43H48ZM51 44H52L53 47H54V44H53V43H51ZM51 44H50V45H51ZM105 44H106V43H105ZM105 44H104V45H105ZM112 44H115V43L113 42ZM119 44H120V43H119ZM149 44H150V43H149ZM156 44H157V43H156ZM162 44H164V43H162ZM192 44H193V43H192ZM197 44H198V43H197ZM197 44H196V45H197ZM205 44H207V43H205ZM243 44H244V43H243ZM243 44H242V45H243ZM1 45H2V44H1ZM8 45H9V43H8ZM10 45H12V44H10ZM24 45H25V44H24ZM38 45H39V44H38ZM40 45H41V44H40ZM71 45H73V43H71ZM76 45H77V44H76ZM80 45H81V44H80ZM115 45H116V44H115ZM121 45H122V44H121ZM126 45H128V44H126ZM132 45H133V44H132ZM141 45H142V44H141ZM143 45H144V44H143ZM150 45H151V44H150ZM176 45H177V44H176ZM202 45H203V44H202ZM207 45H208V44H207ZM217 45H218V44H217ZM219 45H222V43L219 44ZM225 45H226V44H225ZM14 46H15V45H14ZM67 46H68V45H67ZM81 46H82V45H81ZM88 46H89V45H88ZM102 46H103V44H102ZM123 46H124V45H123ZM155 46H157V45H155ZM223 46H224V42H223ZM227 46H228V45H227ZM233 46H234V45H233ZM17 47H18V46H17ZM24 47L26 48V46H24ZM44 47H45V46H44ZM50 47H52V46H50ZM50 47H49V48H50ZM55 47H56V46H55ZM69 47H70V46H69ZM82 47H84V46H82ZM86 47H87V46H86ZM86 47H85V48H86ZM103 47H104V46H103ZM103 47H102V48H103ZM112 47H113V46H112ZM119 47H121V46H119ZM128 47H129V46H128ZM158 47H159V46H158ZM173 47H175V45H174ZM185 47H186V45H185ZM194 47H195V46H194ZM200 47H201V46H200ZM214 47H215V46H214ZM224 47L227 48L226 46H224ZM1 48H2V47H1ZM30 48H31V46H30ZM40 48H41V47H40ZM71 48H72V47H71ZM87 48H88V47H87ZM90 48H91V47H90ZM93 48H94V46H93ZM109 48H110V47H109ZM122 48H123V47H122ZM125 48H126V47H125ZM136 48H137V47H136ZM156 48H157V47H156ZM161 48H162V47H161ZM166 48H167V50H168V46H167ZM166 48H165V49H166ZM187 48H188V47H187ZM221 48H222V47H221ZM9 49H10V48H9ZM17 49H18V48H17ZM42 49H47V48L45 47V48H42ZM62 49H63V48H62ZM62 49H61V50H62ZM69 49H70V48H69ZM73 49H74V48H73ZM78 49H79V48H78ZM104 49H105V48H104ZM104 49H103V50H104ZM132 49H133V48H132ZM138 49H139V48H138ZM185 49H186V48H185ZM196 49H197V48H196ZM211 49H212V48H211ZM218 49H219V48H218ZM231 49H232V48H231ZM234 49H235V48H234ZM234 49H233V50H234ZM13 50H15V48H14ZM13 50H12V51H13ZM29 50H30V49H29ZM64 50H65V49H64ZM64 50H63V51H64ZM100 50H101V49H100ZM100 50H99V51H100ZM108 50H109V49H108ZM170 50H171V49H170ZM190 50H191V49H190ZM194 50H195V48H194ZM194 50H193V51H194ZM201 50H202V49H201ZM209 50H210V49H209ZM221 50H222V49H221ZM224 50H225V49H224ZM6 51H7V50H6ZM30 51H31V50H30ZM39 51H40V50H39ZM44 51H45V50H44ZM46 51H47V50H46ZM54 51H55V50H54ZM54 51H53V52H54ZM69 51H70V50H69ZM80 51H81V50H80ZM99 51H98V52H99ZM122 51H123V50H122ZM125 51H126V50H125ZM125 51H124V52H125ZM140 51H141V50H140ZM202 51H203V50H202ZM215 51H217V50H215ZM19 52H21V51H19ZM51 52H52V51H51ZM61 52H62V51H61ZM94 52H95V51H94ZM137 52H139V51H137ZM142 52H143V51H142ZM144 52H145V51H144ZM177 52H179V51H177ZM191 52H192V51H191ZM194 52H195V51H194ZM199 52H200V51H199ZM206 52H207V51H206ZM217 52H218V51H217ZM232 52H233V51H232ZM257 52H258V51H257ZM6 53H7V52H6ZM8 53H9V52H8ZM12 53H13V52H12ZM14 53H15V52H14ZM23 53H24V52H23ZM56 53H57V52H56ZM95 53H97V51H96ZM113 53H114V52H113ZM130 53L132 54L131 51H130ZM165 53H166V50H165ZM167 53H168V51H167ZM169 53H170V52H169ZM183 53H184V52H183ZM189 53H190V52H189ZM200 53H201V52H200ZM263 53H264V52H263ZM16 54H17V53H16ZM19 54H20V53H18V55H19ZM24 54H25V53H24ZM31 54L33 55V53H31ZM34 54H36V53H34ZM41 54H42V53H41ZM66 54H67V53H66ZM77 54H78V53H77ZM93 54H94V53H93ZM115 54H116V52H115ZM117 54H118V53H117ZM124 54H125V53H124ZM134 54H135V51H134ZM139 54L141 55V53H139ZM142 54H143V53H142ZM147 54H148V53H147ZM159 54H160V53H159ZM159 54H158V55H159ZM162 54H164V53L162 52ZM162 54H160V55H162ZM178 54H179V53H178ZM178 54H177V55H178ZM184 54H185V53H184ZM190 54H191V53H190ZM215 54L217 55V54H219V53H215ZM220 54H221V56H222L223 53H220ZM242 54H244V53H242ZM246 54H247V53H246ZM258 54L261 55L262 53H261V54L258 53ZM258 54H257V55H258ZM5 55H7V54H5ZM9 55H11V54H9ZM20 55H22V54H20ZM20 55H19V57H20ZM49 55H50V54H49ZM56 55H58V54H56ZM78 55H79V54H78ZM87 55H88V53H87ZM87 55H86V56H87ZM121 55H122V54H121ZM125 55H126V54H125ZM132 55H133V54H132ZM143 55H145V54H143ZM156 55H157V54H156ZM156 55H155V56H156ZM158 55H157V56H158ZM160 55H159V56H160ZM173 55H174V54H173ZM188 55H189V54H188ZM216 55H215V56H216ZM263 55H264V54H263ZM1 56H2V55H1ZM3 56H4V55H3ZM67 56H68V55H67ZM88 56H90V54H89ZM110 56H111V55H110ZM119 56H120V53H119ZM141 56H142V55H141ZM151 56H152V55H151ZM157 56H156V57L153 56L154 59L157 58ZM164 56H166V55H164ZM170 56H171V55H170ZM175 56H176V55H175ZM178 56H179V55H178ZM183 56H184V55H183ZM191 56H192V55H191ZM194 56H195V53H194ZM254 56H255V55H254ZM5 57H6V56H5ZM12 57H13V56H12ZM24 57H25V56H24ZM45 57H46V56H45ZM59 57H60V56H59ZM92 57H93V56H92ZM98 57H99V56H98ZM100 57L102 58V55H101ZM112 57H113V55H112ZM122 57H123V56H122ZM135 57H136V56H135ZM143 57H145V56H143ZM148 57H149V55H148ZM148 57H147V58H148ZM166 57H167V56H166ZM172 57H173V56H172ZM198 57H199V56H198ZM217 57H218V56H217ZM238 57H240V56L238 55ZM259 57H261V56H259ZM2 58H4V57H2ZM8 58H11V57L8 56ZM17 58H18V57H17ZM36 58H37V57H36ZM40 58H41V57H40ZM53 58H55V57H53ZM66 58H67V57H66ZM89 58H90V57H89ZM89 58H88V59H89ZM117 58H118V57H117ZM119 58H120V57H119ZM137 58H138V57H137ZM145 58H146V57H145ZM160 58H161V57H160ZM184 58H185V57H184ZM184 58H182V59H184ZM187 58H188V57H187ZM246 58H247V57H246ZM248 58H250V57H248ZM255 58L257 59V56H256ZM262 58H263V56H262ZM15 59H16V58H15ZM15 59H13V60H15ZM21 59H22V58H21ZM28 59H29V58H28ZM42 59L44 60V57H43ZM61 59H62V58H61ZM78 59H79V58H78ZM92 59H93V58H92ZM139 59H140V58H139ZM139 59H138V60H139ZM141 59H142V57H141ZM141 59H140V60H141ZM148 59H149V58H148ZM157 59H158V58H157ZM157 59H155V60H157ZM161 59H162V58H161ZM174 59H175V58H174ZM182 59H181V61H183ZM204 59H205V58H204ZM253 59H254V58H252V60H253ZM18 60H19V59H18ZM18 60H17V61H18ZM26 60H27V59H26ZM30 60H31V59H30ZM63 60H64V59H63ZM76 60H77V58H76ZM76 60H75V61H76ZM83 60H84V59H83ZM90 60H91V59H90ZM98 60H99V59H98ZM113 60H114V59H113ZM116 60H117V59H116ZM119 60H120V59H119ZM126 60H127V59H126ZM155 60H154V61H155ZM158 60H160V59H158ZM164 60H165V59H164ZM168 60H169V59H168ZM199 60H200V59H199ZM205 60H206V59H205ZM205 60H204V61H205ZM215 60H216V59H215ZM243 60H244V59H243ZM263 60H264V59H263ZM4 61H5V60H4ZM10 61H11V59L9 60V62H10ZM17 61H15V62H17ZM20 61H21V60H20ZM33 61L35 62V60H33ZM33 61H32V62H33ZM80 61H81V59H80ZM95 61H96V60H95ZM121 61H123V60H121ZM121 61H120V62H121ZM127 61H128V60H127ZM131 61H132V60H131ZM151 61H152V60H150V62H151ZM162 61H163V60H162ZM181 61H180V62H181ZM207 61H208V60H207ZM216 61H217V60H216ZM240 61H241V60H240ZM246 61H247V59H246ZM248 61H250V60H248ZM248 61H247V62H248ZM9 62H7V63H9ZM22 62H23V60H22ZM24 62H25V61H24ZM45 62H46V61H45ZM45 62H44V63H45ZM49 62H50V61L48 60L47 63H49ZM76 62H77V61H76ZM118 62H119V61H118ZM120 62H119V63H120ZM132 62H133V61H132ZM139 62H140V61H139ZM139 62H138V64H139ZM166 62H167V60H166ZM260 62H262V60H261ZM2 63H3V61H2ZM10 63H11V62H10ZM13 63H14V62H13ZM17 63H18V62H17ZM26 63H27V62H26ZM26 63H25V64H26ZM39 63H40V61H39ZM56 63L58 64V61H57ZM66 63H67V62H66ZM68 63H69V62H68ZM71 63H72V62H71ZM93 63H94V62H93ZM103 63H104V62H103ZM105 63H106V62H105ZM123 63H124V61H123ZM129 63H130V62H129ZM129 63H128V64H129ZM135 63L137 64V62H135ZM141 63H142V62H141ZM143 63H144V62H143ZM145 63H147V62L145 61ZM157 63H158V62H157ZM160 63H161V61H160ZM168 63H169V62H168ZM186 63H187V62H186ZM191 63H192V62H191ZM204 63H205V62H204ZM225 63H226V62H225ZM5 64H6V63H5ZM23 64H24V63H23ZM28 64H29V63H28ZM31 64H32V63H31ZM41 64H42V63H41ZM57 64H56V65H57ZM109 64H111V63H109ZM109 64H108V66H110ZM128 64H127V65H128ZM138 64H137V65H138ZM155 64H156V63H155ZM165 64H166V63H165ZM205 64H206V63H205ZM229 64H230V63H229ZM229 64H228V65H229ZM259 64H260V63H259ZM262 64H263V63H262ZM9 65H10V64H9ZM15 65H16V64H15ZM20 65H21V64H20ZM38 65H39V64H38ZM49 65H50V64H49ZM51 65H52V64H51ZM73 65H74V61H73ZM80 65H81V64H80ZM90 65H91V64H90ZM111 65H112V64H111ZM113 65H114V64H113ZM113 65H112V66H113ZM122 65H123V64H122ZM127 65H126V66H127ZM137 65H136V66H137ZM139 65H140V64H139ZM142 65H143V64H142ZM161 65L164 66L163 63H162ZM195 65H196V63L194 64V66H195ZM201 65H202V64H201ZM203 65H204V64H203ZM207 65H208V64H206V66H207ZM213 65H214V64H211V66H213ZM255 65H256V63H255ZM5 66H6V65H5ZM11 66H12V65H11ZM22 66H23V65H22ZM31 66H34V65H31ZM31 66L28 65V67H31ZM57 66H58V65H57ZM67 66H68V65H67ZM67 66H65V67H67ZM70 66H71V65H70ZM88 66H89V65H88ZM116 66H117V65H116ZM118 66H119V64H118ZM128 66H129V65H128ZM132 66H134V65H132ZM140 66H141V65H140ZM148 66H149V65H148ZM157 66H159V65H157ZM197 66H198V65H197ZM206 66H205V67H206ZM215 66H216V65H215ZM215 66H213V67H215ZM218 66H219V64H218ZM218 66L215 67V68H218ZM226 66H227V65H226ZM230 66H231V64H230ZM259 66H260V65H259ZM6 67L9 69L8 66H6ZM12 67H13V66H12ZM34 67H35V66H34ZM38 67H39V66H38ZM48 67H49V66H48ZM55 67H56V66H55ZM55 67H51V68L54 69ZM62 67H63V66H62ZM62 67H61V68H62ZM94 67H95V66H94ZM99 67H100V65H99ZM102 67H103V66H102ZM119 67H120V66H119ZM143 67H144V66H143ZM202 67H203V66H202ZM221 67H222V65H221ZM19 68H20V67H19ZM19 68H18V69H19ZM26 68H27V67H26ZM45 68H46V67H45ZM49 68H50V67H49ZM68 68H69V67H68ZM71 68H72V67H71ZM77 68H78V67H77ZM81 68H82V67H81ZM90 68H91V67H90ZM96 68H97V67H96ZM125 68H126V67H125ZM127 68H128V67H127ZM136 68H137V67H136ZM139 68H140V67H139ZM146 68H147V67H146ZM149 68H150V67H148L147 71H148V70L150 71L151 68H150V69H149ZM188 68H189V67H188ZM190 68H191V67H190ZM210 68H211V67H210ZM219 68H220V67H219ZM231 68H232V67H231ZM263 68H264V67H263ZM10 69H11V68H10ZM13 69H14V67H13ZM46 69H47V68H46ZM73 69H74V68H73ZM75 69H76V68H75ZM78 69H79V68H78ZM85 69H86V68H85ZM87 69H88V68H87ZM97 69H99V68H97ZM110 69H111V68H110ZM110 69H109V70H110ZM113 69H114V68H113ZM117 69H118V68H117ZM199 69H200V68H199ZM211 69H212V68H211ZM220 69H221V68H220ZM232 69H234V68H232ZM11 70H12V69H11ZM32 70H33V69H32ZM47 70H49V69H47ZM47 70H46V71H47ZM58 70H59V69H58ZM92 70H93V69H92ZM142 70H143V69H142ZM142 70H141V71H142ZM186 70H187V69H186ZM212 70H213V69H212ZM212 70H211V71H212ZM225 70H226V68H225ZM225 70H224V71H225ZM253 70H254V69H253ZM6 71H7V70H6ZM15 71H16V70H15ZM17 71H19V70H17ZM29 71H30V70H29ZM36 71H37V70H36ZM38 71H39V69H38ZM61 71H64V70H61ZM74 71H76V70H73V72H74ZM112 71L115 72L114 70H112ZM124 71H125V70H124ZM144 71H146V70H144ZM144 71H143V72H144ZM172 71H173V70H172ZM192 71H193V70H192ZM197 71H198V70H197ZM200 71H201V70H200ZM204 71H205V70H204ZM215 71H216V70H215ZM219 71H221V70H219ZM236 71H237V70H236ZM9 72H10V70H9ZM23 72H25V71H23ZM33 72H34V71H33ZM40 72H41V71H40ZM55 72H56V71H55ZM71 72H72V70H71ZM84 72H85V71H84ZM116 72H117V71H116ZM131 72H132V71H131ZM139 72H140V70H139ZM139 72L137 71V74H138ZM186 72H188V71H186ZM193 72H194V71H193ZM209 72H210V71H209ZM212 72H213V71H212ZM232 72H233V71H232ZM241 72H242V71H241ZM31 73H32V72H31ZM34 73H35V72H34ZM42 73H43V72H42ZM47 73H48V72H47ZM56 73H57V72H56ZM65 73H66V72H65ZM65 73H64V74H65ZM85 73H86V72H85ZM101 73H102V72H101ZM117 73H118V72H117ZM188 73H189V72H188ZM190 73H191V72H190ZM190 73H189V74H190ZM200 73H201V72H200ZM206 73L208 74L207 71H206ZM210 73H211V72H210ZM239 73H240V72H239ZM11 74H12V73H11ZM18 74H19V72H18ZM18 74H17V75H18ZM40 74H41V73H40ZM50 74H51V73H50ZM53 74H54V70H53ZM64 74L62 75L63 77H64ZM66 74L68 75V73H66ZM70 74H71V73H70ZM83 74H84V73H83ZM94 74H95V73H94ZM115 74H116V73H115ZM125 74H126V73H125ZM128 74H129V73H128ZM140 74H141V72H140ZM147 74H148V73H147ZM165 74H166V73H165ZM197 74H198V73H197ZM211 74H212V73H211ZM236 74H238V73L236 72ZM240 74H241V73H240ZM14 75H15V74H14ZM14 75H13V78H14ZM24 75H26V74H24ZM24 75H23V76H24ZM33 75H34V74H32V76H33ZM35 75H37V74H35ZM46 75H47V74H46ZM46 75H44V76H46ZM56 75H57V74H56ZM75 75H77V74L75 73ZM75 75H74V76H75ZM95 75H96V74H95ZM108 75H109V73H108ZM179 75H180V74H179ZM183 75H184V73H183ZM191 75H192V74H191ZM204 75H205V74H204ZM249 75H250V74H249ZM249 75H248V77H249ZM15 76H16V75H15ZM23 76H22V77H23ZM41 76H42V74H41ZM58 76H59V75H58ZM65 76H66V75H65ZM72 76H73V75H72ZM100 76H101V75H100ZM105 76H106V75H105ZM130 76H132V75L130 74ZM134 76H135V75H134ZM138 76H139V75H137V77H138ZM163 76H164V74H163ZM187 76H188V75H187ZM195 76H196V74H195ZM199 76H200V74H199ZM210 76L212 77V75H210ZM210 76H209V77H210ZM231 76H233V75H231ZM241 76H243V75H241ZM5 77H6V76H5ZM11 77H12V75H11ZM25 77H26V76H25ZM27 77H28V76H27ZM33 77H34V76H33ZM90 77H92V76H90ZM90 77H89V78H90ZM98 77H99V76H98ZM124 77H125V76H124ZM137 77H136V78H137ZM140 77H141V76H140ZM142 77H143V76H142ZM145 77H146V76H145ZM165 77H166V76H165ZM168 77H169V76H168ZM188 77H189V76H188ZM221 77H222V76H221ZM224 77H225V73H224ZM237 77H238V76H237ZM246 77H247V73H246ZM246 77H245V78H246ZM1 78H2V77H1ZM1 78H0V79H1ZM18 78H19V75H18ZM42 78H43V77H42ZM71 78H72V77H71ZM74 78H75V77H74ZM79 78H80V77H79ZM84 78H85V77H84ZM89 78H88V79H89ZM100 78H101V77H100ZM100 78H99V80H100ZM108 78H109V77H108ZM149 78H150V77H149ZM149 78H148V80H149ZM153 78H154V77H153ZM169 78H170V77H169ZM199 78H200V77H199ZM205 78H206V77H205ZM217 78L219 79V77H217ZM217 78H216V79H217ZM227 78H228V77H227ZM238 78H239V77H238ZM243 78H244V77H243ZM252 78H253V77H252ZM6 79H7V78H6ZM9 79H10V78H9ZM14 79H15V78H14ZM20 79H22V78H20ZM23 79H24V78H23ZM25 79H26V78H25ZM27 79H28V78H27ZM40 79H41V78H40ZM40 79H39V80H40ZM103 79H104V78H103ZM112 79H113V78H112ZM121 79H122V77H121ZM127 79H128V78H127ZM166 79H168V78H165V80H166ZM185 79H186V78H185ZM194 79H195V77H194ZM200 79H201V78H200ZM202 79H203V78H202ZM209 79H210V78H209ZM218 79H217V80H218ZM222 79H223V78H222ZM233 79H234V78H233ZM248 79H250V78H248ZM16 80H17V79H16ZM43 80L45 81V78H44ZM55 80H56V79H55ZM84 80H85V79H84ZM139 80H140V79H139ZM153 80L157 81L156 79H153ZM176 80H177V78H176ZM176 80H175V81H176ZM178 80H179V78H178ZM178 80H177V81H178ZM198 80H199V79H198ZM203 80H204V79H203ZM207 80H208V79H207ZM207 80H206V81H207ZM210 80H211V79H210ZM217 80H216V81H217ZM224 80H226V79H224ZM234 80H235V79H234ZM242 80H243V79H242ZM5 81H6V80H5ZM13 81H14V80H13ZM30 81H31V80H30ZM33 81L35 82L36 80H33ZM59 81H60V80H59ZM68 81H69V80H68ZM73 81H74V80H73ZM77 81H78V80H77ZM93 81H94V79H93ZM103 81H104V80H103ZM103 81H102V82H103ZM117 81H118V80H117ZM124 81H126V80H124ZM188 81H189V80H188ZM195 81H197V79H195ZM222 81H223V80H222ZM23 82H24V81H23ZM37 82H38V81H37ZM42 82H43V81H42ZM42 82H41V83H42ZM45 82H46V81H45ZM70 82L72 83V81H70ZM74 82H75V81H74ZM80 82H81V81H80ZM102 82H99V83H102ZM109 82H111V81H109ZM132 82H133V81H132ZM132 82H131V83H132ZM134 82H135V81H134ZM137 82H138V81H137ZM137 82H136V83H137ZM149 82H150V81H149ZM151 82H152V80H151ZM172 82H174V81L172 80ZM184 82H185V81H184ZM224 82H225V81H224ZM240 82H241V81H240ZM240 82H239V83H240ZM242 82H243V81H242ZM244 82H245V81H244ZM7 83H8V82H7ZM7 83H6V84H7ZM9 83H10V82H9ZM9 83H8V84H9ZM12 83H13V82H12ZM14 83H15V82H14ZM17 83H18V82H17ZM28 83H29V82H28ZM54 83H55V82H54ZM113 83H114V82H113ZM116 83H117V82H116ZM116 83H115V84H116ZM118 83H120V82H118ZM129 83H130V82H129ZM136 83H135V84H136ZM174 83H175V82H174ZM193 83H194V82H193ZM196 83H197V82H196ZM207 83H209V82H207ZM218 83H219V82H218ZM232 83H233V82H232ZM246 83H247V82H246ZM246 83H245V84H246ZM18 84H19V83H18ZM32 84H33V83H32ZM43 84H44V83H43ZM60 84H61V83H60ZM62 84H63V83H62ZM75 84H76V83H75ZM75 84H74V85H75ZM77 84H78V83H77ZM77 84H76V85H77ZM84 84H85V82H84ZM88 84H89V83H88ZM106 84H107V83H106ZM125 84H126V82H125ZM132 84H133V83H132ZM149 84H150V83H149ZM180 84H182V83H180ZM185 84H186V83H184V85H185ZM190 84H191V83H190ZM205 84H206V83H205ZM209 84H210V83H209ZM214 84H215V83H214ZM234 84L236 85L237 83H234ZM234 84H233V85H234ZM240 84H241V83H240ZM240 84H239V85H240ZM242 84H243V83H242ZM247 84L250 85V83H247ZM247 84H246V86H247ZM3 85H4V84H3ZM21 85H23V84H21ZM26 85H28V84L26 83ZM30 85H31V84H30ZM67 85H68V84H67ZM70 85H71V84H70ZM82 85H83V84H82ZM127 85H129V84H127ZM144 85H146V84H144ZM212 85H213V84H212ZM243 85H244V84H243ZM243 85H242V86H243ZM255 85H256V84H255ZM31 86H32V85H31ZM59 86H60V85H57V87H59ZM85 86H86V85H85ZM87 86H88V85H87ZM109 86H110V85H109ZM115 86H116V85H115ZM118 86H119V85H118ZM129 86H130V85H129ZM132 86H133V85H132ZM132 86H131V87H132ZM135 86H136V85H135ZM139 86H140V84H139ZM167 86H168V85H167ZM167 86H166V87H167ZM175 86H176V85H175ZM186 86H187V85H186ZM190 86H191V85H190ZM194 86H195V85H194ZM197 86H198V85H197ZM199 86H200V85H199ZM210 86H211V85H210ZM214 86H215V85H214ZM217 86H218V85H217ZM217 86H216V87H217ZM250 86H252V85H250ZM4 87H5V86H4ZM6 87H7V85H6ZM10 87H13V86H10ZM18 87H20V86L18 85ZM25 87H26V86H25ZM34 87H37V86H34ZM39 87H41V86H39ZM78 87H80V86H78ZM101 87H102V86H101ZM137 87H138V86H137ZM149 87H150V86H149ZM149 87H148V88H149ZM151 87H153V86H151ZM159 87H160V86H159ZM163 87H164V86H163ZM177 87H178V86H177ZM14 88H15V87H14ZM21 88H22V87H21ZM21 88H20V89H21ZM41 88H43V87H41ZM59 88H60V87H59ZM64 88H65V87H64ZM71 88H72V87H71ZM104 88H105V86H104ZM110 88H111V87H110ZM110 88H109V89H110ZM121 88H122V87H121ZM133 88H135V87H132V89H133ZM142 88H144V86H142ZM145 88H146V87H145ZM197 88H198V87H197ZM219 88H220V87H219ZM237 88H238V87H237ZM9 89H10V88H9ZM16 89H17V88H15L14 90L16 91ZM66 89H67V88H66ZM72 89H73V88H72ZM74 89H76V88H74ZM79 89H81V88H79ZM119 89H120V88H119ZM129 89H130V88H129ZM139 89H140V88H139ZM154 89H155V88H154ZM189 89H190V88H189ZM189 89H188V90H189ZM199 89H200V92H201V88H199ZM199 89H197V90H199ZM204 89H205V88H204ZM204 89H202V90H204ZM220 89H221V88H220ZM239 89H240V88H239ZM241 89H242V88H241ZM250 89H251V87H250ZM250 89H249V90H250ZM253 89H254V88H253ZM1 90H2V89H1ZM17 90H19V89H17ZM40 90H41V89H40ZM47 90H48V89H47ZM58 90H59V89H58ZM87 90H88V89H87ZM89 90H90V89H89ZM102 90H103V89H102ZM110 90L112 91V88H111ZM110 90H109V91H110ZM117 90H118V89H117ZM120 90H122V89H120ZM123 90H124V89H123ZM123 90H122V91H123ZM127 90H128V89H127ZM142 90H143V89H142ZM144 90H146V89H144ZM147 90H148V89H147ZM152 90H153V89H152ZM155 90H156V89H155ZM172 90H173V89H172ZM177 90H179V89H177ZM177 90H176V91H177ZM181 90H182V89H181ZM191 90H193L192 87H191ZM230 90H231V89H230ZM235 90H236V88H235ZM21 91H22V89H21ZM24 91H25V88H24ZM43 91H44V90H43ZM43 91H42V92H43ZM70 91H71V90H70ZM70 91H69V93H70ZM74 91H76V90H74ZM74 91H73V92H74ZM85 91H86V90H85ZM99 91H100V90H99ZM111 91H110V93H111ZM139 91H140V90H139ZM149 91H150V90H149ZM165 91H166V90H165ZM195 91H196V90H195ZM210 91H211V90H210ZM212 91H213V90H212ZM222 91H224V90H222ZM237 91H238V90H237ZM242 91H243V90H242ZM250 91H251V90H250ZM1 92H2V91H1ZM34 92H35V91H34ZM39 92H40V91H39ZM65 92H66V91H65ZM83 92H84V91H83ZM86 92H87V91H86ZM86 92H85V93H86ZM124 92H125V91H124ZM130 92H131V91H130ZM136 92H137V91H136ZM136 92H135V93L132 92L133 95H135ZM142 92H143V91H142ZM152 92H153V91H152ZM166 92H167V91H166ZM178 92H179V91H178ZM178 92H177V93H178ZM189 92H190V91H189ZM203 92H204V91H203ZM228 92H229V91H228ZM13 93H14V92H13ZM13 93H10V94H13ZM15 93H16V92H15ZM36 93H37V92H36ZM49 93H50V91H49ZM57 93H58V91H57ZM69 93H68V94H69ZM75 93H76V92H75ZM87 93H88V92H87ZM91 93H92V92H91ZM98 93H99V92H98ZM108 93H109V92H108ZM112 93H113V92H112ZM112 93H111V94H112ZM115 93H116V91H115ZM144 93H145V91H144ZM148 93H150V92H148ZM196 93H197V92H196ZM215 93H216V90H215ZM230 93H231V92H230ZM232 93H234V91H233ZM7 94H9V92H7ZM16 94L18 95V92H17ZM22 94H23V93H22ZM38 94H39V93H38ZM42 94H43V93H42ZM42 94H41V95H42ZM46 94H47V93H46ZM59 94H60V93H59ZM61 94H62V93H61ZM80 94H82V93H80ZM154 94H155V93H154ZM174 94H175V93H174ZM191 94H192V93H191ZM191 94L189 93L188 95H187V94H186V95L189 96V95H191ZM198 94H199V93H198ZM200 94H201V93H200ZM208 94H209V93H208ZM217 94H219V93H217ZM217 94H216V95H217ZM262 94H264V93H262ZM262 94H261V95H262ZM20 95H21V94H20ZM20 95H19V96H20ZM27 95H28V94H27ZM29 95H30V94H29ZM41 95L39 94V97H41ZM44 95H45V94H44ZM49 95H51V94H49ZM52 95H53V94H52ZM54 95H55V94H54ZM66 95H67V94H66ZM73 95H74V94H73ZM105 95H106V94H105ZM105 95H104V97H105ZM109 95H110V94H109ZM117 95H119V94H117ZM128 95H129V94L127 93V96H128ZM139 95H140V94H139ZM141 95L144 96L142 93H141ZM145 95H147V94H145ZM184 95H185V94H184ZM186 95H185V96H186ZM192 95H193V94H192ZM201 95H202V94H201ZM203 95H204V94H203ZM205 95H207V93H206ZM214 95H215V94H214ZM11 96H12V95H11ZM14 96H15V95H14ZM32 96H33V95H32ZM37 96H38V95H37ZM37 96H35V97H37ZM42 96H43V95H42ZM47 96H48V94H47ZM67 96H68V95H67ZM87 96H88V94H87ZM94 96H96V95H94ZM115 96H116V95H115ZM119 96H120V95H119ZM136 96H137V95H136ZM155 96H156V95H155ZM175 96H176V95H175ZM185 96H184V97H185ZM194 96H195V95H194ZM194 96H193V97H194ZM197 96H198V95H197ZM218 96H219V95H217V97H218ZM1 97H3V96H1ZM51 97H52V96H51ZM51 97H50V98H51ZM57 97H58V96H57ZM69 97H70V95H69ZM69 97H65V98H69ZM89 97H90V96H89ZM92 97H93V96H92ZM108 97H110V96H108ZM111 97H112V96H111ZM124 97H125V96H124ZM130 97H131V96H130ZM147 97H148V95H147ZM150 97H152V96H150ZM150 97L148 98L149 100H150ZM199 97H200V96H199ZM207 97H208V95H207ZM22 98H23V97H22ZM22 98H21V99H22ZM24 98H25V97H24ZM28 98H29V97H28ZM32 98H33V97H32ZM54 98H55V97H54ZM76 98H79V96L76 97ZM81 98H83V97H81ZM87 98H88V97H87ZM96 98H97V96H96ZM100 98H101V96H100ZM100 98H98V99L100 100ZM105 98H106V97H105ZM116 98H118V97H116ZM137 98H138V97H137ZM139 98H140V97H139ZM145 98H146V96H145ZM170 98H171V97H170ZM180 98H181V97H180ZM180 98L178 97L177 99H180ZM246 98H247V97H246ZM6 99H9V98L7 97ZM10 99H11V98H10ZM38 99H39V98H38ZM38 99H37V100H38ZM41 99H42V98H41ZM43 99H45V98L43 97ZM46 99H48V98L46 97ZM60 99H61V98H60ZM69 99H70V98H69ZM73 99H74V97H73ZM88 99H89V98H88ZM133 99H134V98H133ZM140 99H141V98H140ZM142 99L144 100V97H143ZM142 99H141V101H142ZM153 99H155V98H154V95H153ZM171 99H174V98H171ZM184 99H185V98H184ZM0 100H1V98H0ZM4 100H5V99H4ZM12 100H13V99H12ZM16 100H17V99H16ZM78 100H79V99H78ZM80 100H81V99H80ZM89 100H90V99H89ZM92 100H93V99H92ZM104 100H105V99H104ZM106 100H109V99L106 98ZM117 100H118V99H117ZM125 100H126V99H125ZM134 100H136V99H134ZM151 100H152V98H151ZM157 100H158V99H157ZM159 100H161V99L159 98ZM190 100H191V99H190ZM190 100H189V101H190ZM203 100H204V99H203ZM216 100H217V99H216ZM260 100H261V99H260ZM25 101H26V100H25ZM32 101H34V98L32 99ZM32 101H31V102H32ZM40 101H41V100H40ZM57 101H58V100H57ZM57 101H56V102H57ZM73 101H74V100H73ZM81 101H82V100H81ZM87 101H88V100H87ZM90 101H91V100H90ZM90 101H88V102H90ZM93 101H94V100H93ZM97 101H98V100H97ZM111 101H113V99H112ZM130 101H131V100H130ZM130 101H129V102H130ZM138 101H139V99H138ZM138 101H137V102H138ZM155 101H156V100H155ZM167 101H168V100H166V102H167ZM176 101H177V100H176ZM195 101H197V100H195ZM206 101H207V100H206ZM208 101H209V100H208ZM222 101H223V100H222ZM27 102H29V101H27ZM27 102H26V103H27ZM42 102H43V101H42ZM50 102H51V101H50ZM50 102H49V104H50ZM63 102H64V101H63ZM65 102H66V101H65ZM94 102H95V101H94ZM98 102H100V101H98ZM101 102H102V101H101ZM101 102H100V103H101ZM106 102L108 103V101H106ZM118 102H120V101H118ZM123 102H125V101H123ZM132 102H133V101H132ZM158 102L160 103V101H158ZM180 102H183L182 99L180 100ZM190 102H191V101H190ZM193 102H194V100H193ZM200 102H201V101H200ZM253 102H254V101H253ZM1 103H2V101H1ZM12 103H13V102H12ZM22 103H23V102H22ZM37 103H38V102H37ZM54 103H55V99H54ZM61 103H62V102H61ZM61 103H60V104H61ZM86 103H87V102H86ZM100 103H99V104H100ZM113 103H114V102H113ZM120 103H121V102H120ZM133 103H134V102H133ZM148 103H149V102H148ZM148 103H147V104H148ZM152 103H153V101H152ZM211 103H212V102H211ZM239 103H240V102H239ZM242 103H243V102H242ZM242 103H240V104H242ZM4 104H5V103H4ZM7 104H8V103H7ZM7 104H5V105H7ZM15 104H16V103H15ZM18 104H19V103H18ZM34 104H36V103H34ZM42 104H43V103H42ZM44 104H45V103H44ZM52 104H53V103H52ZM80 104H81V103H80ZM103 104H104V103H103ZM117 104H118V106H119V103H116V105H117ZM136 104H137V106H138L139 103H136ZM150 104H151V103H150ZM154 104H155V103H154ZM156 104H157V103H156ZM178 104H180V103H178ZM185 104H186V102H185ZM190 104H191V103H190ZM206 104H208V103H206ZM209 104H210V102H209ZM240 104H239V105H240ZM9 105H11V104L9 103ZM62 105H63V104H62ZM62 105H61V106H62ZM64 105H66V103H65ZM70 105H71V104H70ZM95 105H97V104H95ZM95 105H94V106H95ZM108 105H109V104H108ZM130 105H131V103H129L128 106H130ZM134 105H135V104H134ZM140 105L142 106L143 104H141V102H140ZM163 105H164V104H163ZM196 105H198V104H196ZM222 105H223V104H222ZM246 105H247V104H246ZM19 106H20V105H19ZM28 106H29V105H28ZM52 106H53V105H52ZM72 106H73V105H72ZM98 106H99V105H98ZM120 106L122 107V106H124V105H120ZM120 106H119V107H120ZM132 106H133V105H132ZM148 106H149V105H148ZM155 106H156V105H154V107H155ZM179 106H181V105H179ZM186 106H188V105H186ZM198 106H199V105H198ZM213 106H214V105H213ZM225 106H226V105H225ZM248 106H249V105H248ZM258 106H259V105H258ZM261 106H262V105H261ZM13 107H14V106H13ZM24 107H25V106H24ZM26 107H27V106H26ZM40 107H42L41 104H40ZM46 107H47V106H46ZM74 107H75V106H74ZM77 107H78V106H77ZM90 107H92V106L90 105ZM107 107H108V106H107ZM107 107H106V108H107ZM109 107H110V105H109ZM126 107H127V106H126ZM135 107H136V105L133 106L132 108L134 109ZM145 107H146V106H145ZM159 107H160V106H159ZM165 107H166V105H165ZM184 107H185V105H184ZM241 107H243V106H241ZM15 108H16V107H15ZM63 108H64V107H63ZM98 108H99V107H98ZM101 108H102V107H101ZM103 108H104V107H103ZM110 108H111V107H110ZM137 108H138V107H137ZM137 108H136L137 111H138V110L141 111L139 108H138V109H137ZM143 108H144V106H143ZM187 108H188V107H187ZM187 108H186V109H187ZM189 108H190V107H189ZM189 108H188V109H189ZM191 108H193V107L191 106ZM201 108H202V106H201ZM215 108H216V107H215ZM254 108H255V106H254ZM258 108H259V107H258ZM41 109H42V108H41ZM54 109H55V108H54ZM68 109H69V108H68ZM70 109H71V108H70ZM75 109L77 110V108H75ZM86 109H87V108H86ZM94 109H95V108H94ZM99 109H100V108H99ZM126 109H127V108H126ZM133 109H132V112L134 113L135 111H133ZM167 109H168V108H167ZM177 109H178V108H177ZM177 109H176V110H177ZM180 109L183 110V108H180ZM203 109H204V108H203ZM211 109H212V108H211ZM222 109H223V106H222ZM252 109H253V108H252ZM262 109H263V108H262ZM39 110H40V109H39ZM52 110H53V109H52ZM66 110H67V109H66ZM90 110H91V109H90ZM101 110H102V109H101ZM101 110H100V111H101ZM109 110H111V109H109ZM112 110H113V109H112ZM112 110H111V112H112ZM114 110H115V109H114ZM114 110H113V111H114ZM120 110H121V109L119 108V112H120V113L117 112L118 114H121V111H120ZM130 110H131V109H130ZM130 110H129V112H130ZM146 110H147V108H146ZM148 110L150 111V109H148ZM206 110H207V109H206ZM33 111H35V110H33ZM45 111H47V110H45ZM53 111H54V110H53ZM53 111H51V112H53ZM93 111H94V110H93ZM96 111H97V110H96ZM98 111H99V110H98ZM116 111H117V110H116ZM137 111H136V112H137ZM152 111H153V110H152ZM159 111H160V110H159ZM171 111H173L172 108H171ZM174 111H175V110H174ZM185 111H186V110H185ZM221 111H222V110H221ZM224 111H225V110H224ZM224 111H223V112H224ZM229 111H230V109L228 110V112H229ZM242 111H245V110L242 109ZM260 111H261V109H260ZM262 111H263V110H262ZM262 111H261V112H262ZM1 112H2V111H1ZM7 112H8V111H7ZM14 112H15V111H14ZM54 112H56V111H54ZM73 112H74V111H73ZM75 112H76V111H75ZM104 112H106V111H104ZM125 112H126V111H125ZM141 112L143 113V111H141ZM145 112H146V111H145ZM145 112H144V113H145ZM160 112H161V111H160ZM176 112H178V110H177ZM186 112H187V111H186ZM191 112H192V110H191ZM198 112H200V109H199ZM207 112H208V111H207ZM217 112H218V111H217ZM17 113H18V112H17ZM39 113H41V111H40ZM82 113H83V112H82ZM93 113H94V112H93ZM96 113H97V112H96ZM99 113H100V112H99ZM99 113H98V114H99ZM117 113H116V114H117ZM130 113H131V112H130ZM144 113H143V114H144ZM151 113H152V112H151ZM187 113H188V112H187ZM209 113H210V112H209ZM212 113H213V112H212ZM214 113H215V112H214ZM247 113H248V112H247ZM252 113H253V112H252ZM256 113H257V111H256ZM256 113H255V114H256ZM5 114H6V113H5ZM42 114H43V113H42ZM42 114H41V117H42ZM66 114H67V113H66ZM74 114H76V113H74ZM79 114H80V113H79ZM109 114H110V112H109ZM114 114H115V111H114ZM116 114H115V115H116ZM123 114H124V113H123ZM126 114H127V113H126ZM138 114H139V113H138ZM147 114H148V113H147ZM160 114H161V113H160ZM166 114H167V113H166ZM172 114H174V113H172ZM181 114H182V113H181ZM188 114H189V113H188ZM197 114H198V113H197ZM229 114H230V113H229ZM248 114H249V113H248ZM248 114H246V115H248ZM19 115H20V114H19ZM30 115H32V114H30ZM47 115H48V114H47ZM50 115H51V114H50ZM50 115H48V116H50ZM92 115H93V114H92ZM100 115H101V114H100ZM103 115H104V113H103ZM103 115H102V116H103ZM115 115H114V116H115ZM134 115H135V114H134ZM170 115H171V114H170ZM174 115H175V114H174ZM176 115H177V114H176ZM202 115H205V114H202ZM249 115H250V114H249ZM10 116H11V115H10ZM26 116H27V113H26ZM45 116H46V115H45ZM45 116H44V117H45ZM58 116H59V115H58ZM72 116H73V115H72ZM85 116H86V115H85ZM85 116H84V117H85ZM89 116H91V115H89ZM93 116H95V115H93ZM93 116H92V117H93ZM114 116H112V117H114ZM116 116H117V115H116ZM130 116H131V115H130ZM135 116H137V115H135ZM139 116H140V114H139ZM156 116H157V115H156ZM178 116H181V115H178ZM183 116H184V115H183ZM187 116H188V115H187ZM225 116H226V115H225ZM236 116H237V115H236ZM242 116H243V115H242ZM244 116H245V115H244ZM244 116H243V117H244ZM3 117H4V116H3ZM17 117H18V116H17ZM19 117H20V116H19ZM28 117H29V116H28ZM31 117H32V116H31ZM36 117H37V115H36ZM74 117H75V116H74ZM79 117H81V116H79ZM103 117H104V116H103ZM107 117H109V116H107ZM112 117H111V118H112ZM118 117H119V115H118ZM121 117H122V116H121ZM127 117H128V116H127ZM149 117H150V115H149ZM176 117H177V116H176ZM176 117H175V118H176ZM196 117H197V115H196ZM212 117H213V116H212ZM216 117H217V116H216ZM246 117H247V116H246ZM257 117H258V116H257ZM257 117H256V118H257ZM259 117H260V116H259ZM262 117H264V116H262ZM34 118H35V117H34ZM45 118H47V117H45ZM50 118H51V117H49V119H50ZM56 118H57V117H56ZM59 118H60V117H59ZM70 118H71V117H70ZM90 118H91V117H90ZM93 118H94V117H93ZM96 118H97V116H96ZM96 118H95V119H96ZM98 118H99V117H98ZM134 118H135V117H134ZM140 118H141V117H140ZM147 118H148V116H147ZM153 118H154V117H153ZM167 118H168V117H167ZM171 118H172V117H171ZM178 118H179V117H178ZM183 118H184V117H183ZM185 118H186V117H185ZM199 118H201V117H199ZM210 118H211V116H210ZM3 119H4V118H3ZM26 119H28V118H26ZM29 119H30V118H29ZM41 119H42V118H41ZM47 119H48V118H47ZM71 119H72V118H71ZM83 119H84V118H83ZM122 119H124V118L122 117ZM125 119H126V118H125ZM144 119H146V118H144ZM149 119H150V118H149ZM186 119H188V118H186ZM186 119H185V120H186ZM245 119H246V118H245ZM248 119H249V117H248ZM35 120H36V118H35ZM44 120H45V119H44ZM54 120H55V118H54ZM56 120H57V119H56ZM56 120H55V121H56ZM59 120H60V119H59ZM61 120H62V119H61ZM73 120H75V119H73ZM80 120H81V119H80ZM87 120H89V119H87ZM97 120H98V119H97ZM97 120H96V122H97ZM128 120H129V119H128ZM131 120H132V119H131ZM136 120H137V119H136ZM163 120H164V119H163ZM167 120H168V119H167ZM175 120H177V119H175ZM175 120H174V121H175ZM183 120H184V119H183ZM206 120H208V119H206ZM243 120H244V119H243ZM257 120H258V118H257ZM260 120H261V119H260ZM260 120H259V123H260ZM263 120H264V119H263ZM12 121H13V120H12ZM38 121H40V120H38ZM42 121H43V120H42ZM42 121H41V123H43ZM48 121H49V120H48ZM48 121H47L46 123H48ZM75 121H76V120H75ZM90 121H92V119H91ZM105 121H106V120H105ZM110 121H111V120H110ZM113 121H114V120H113ZM113 121H112V122H113ZM121 121H122V120H121ZM123 121H124V120H123ZM133 121L135 122V120H133ZM140 121H141V120H140ZM146 121H147V120H146ZM174 121H173V122H174ZM178 121H180V120H177V122H178ZM181 121H182V120H181ZM181 121H180V122H181ZM187 121H189V120H187ZM190 121H191V120H190ZM199 121H200V120H199ZM201 121H202V119H201ZM213 121H214V120H213ZM213 121H212V122H213ZM237 121H238V120H237ZM246 121H247V120H246ZM252 121H253V119H252ZM22 122H23V121H22ZM71 122H72V121H71ZM77 122H78V121H77ZM82 122H83V121H82ZM93 122H94V121H93ZM96 122H95V123H96ZM114 122H115V121H114ZM128 122H129V121H128ZM136 122H137V121H136ZM147 122H148V121H147ZM150 122H151V121H150ZM163 122H164V121H163ZM180 122H179V123H180ZM219 122H220V121H219ZM244 122H245V121H244ZM248 122H249V121H248ZM255 122H256V121H255ZM3 123H5V122H3ZM41 123H40V125H41ZM51 123H53V122H51ZM60 123H62V122H60ZM63 123H64V122H63ZM74 123H75V122H74ZM74 123H73V124H74ZM79 123H81V121H80ZM89 123H90V122H89ZM107 123H108V122H107ZM119 123H120V121H119ZM123 123H124V122H123ZM174 123H175V122H174ZM181 123H182V122H181ZM181 123H180V124H181ZM199 123H200V122H199ZM202 123H203V122H202ZM206 123H207V121H206ZM214 123H215V122H214ZM250 123H251V122H250ZM253 123H254V121H253ZM6 124H7V123H6ZM64 124H65V123H64ZM81 124H82V123H81ZM101 124H102V123H101ZM115 124H116V123H114V125H115ZM125 124H126V123H125ZM129 124H130V123H129ZM142 124H143V123H142ZM146 124H147V123H146ZM146 124H145V125H146ZM168 124H169V122H168ZM187 124H188V123H187ZM209 124H210V123H209ZM219 124H221V123H219ZM232 124H233V123H232ZM235 124H236V123H235ZM240 124H241V123H240ZM256 124H257V123H256ZM29 125H30V124H29ZM45 125H46V124H45ZM65 125H66V124H65ZM79 125H80V124H79ZM79 125H78V126H79ZM84 125H87V124H84ZM103 125H104V124H103ZM105 125L107 126V124H105ZM111 125H112V124H111ZM120 125H121V124H120ZM122 125H123V124H122ZM134 125H136V124H134ZM152 125H153V124H152ZM161 125H162V123H161ZM172 125H173V124H172ZM192 125H193V124H192ZM206 125L208 126V124H206ZM210 125H214V126H215L216 124H212V123H211ZM233 125H234V124H233ZM233 125H232V127H233ZM251 125H252V124H251ZM13 126H14V125H13ZM30 126H31V125H30ZM30 126H29V127H30ZM58 126H59V125H58ZM60 126L62 127L63 125L61 124ZM60 126H59V127H60ZM72 126H73V125H72ZM72 126H71V127H72ZM75 126H76V125H75ZM75 126H74V127H75ZM81 126H82V125H81ZM87 126H88V125H87ZM90 126H91V125H90ZM94 126H95V125H94ZM128 126H129V125H128ZM128 126H127V127H128ZM142 126H143V125H142ZM162 126H163V125H162ZM168 126H169V125H168ZM184 126H185V125H184ZM200 126H201V125H200ZM225 126H226V124H225ZM225 126H223V127H225ZM227 126H229V124H228ZM238 126H239V125H238ZM241 126H242V125H241ZM257 126H258V125H257ZM262 126H263V125H262ZM32 127H34V126H32ZM32 127H31V128H32ZM36 127H37V126H36ZM42 127H44V125H42ZM74 127H73V128H74ZM101 127H103V126L101 125ZM107 127H108V126H107ZM112 127H113V126H112ZM119 127H121V126H119ZM124 127H125V126H123V128H124ZM127 127H126V128H127ZM135 127H137V125H136ZM149 127H150V126H149ZM170 127H171V125H170ZM176 127H177V126H176ZM186 127H187V126H186ZM186 127H185V128H186ZM189 127H190V126H189ZM230 127H231V126H230ZM1 128H2V127H1ZM65 128H67V126H66ZM78 128H80V127H78ZM82 128H83V126H82ZM87 128H90V127H87ZM103 128H105V127H103ZM132 128H134V126H133ZM160 128H161V127H160ZM178 128H179V127H178ZM181 128H182V126H181ZM203 128H204V127H203ZM233 128H234V127H233ZM236 128H237V127H236ZM243 128H244V127H243ZM254 128H255V127H254ZM261 128H262V127H261ZM263 128H264V127H263ZM5 129H6V128H5ZM10 129H11V128H10ZM39 129H40V128H39ZM39 129H38V130H39ZM43 129H44V128H43ZM80 129H81V128H80ZM111 129H112V128H111ZM119 129H120V128H119ZM129 129H130V128H129ZM135 129H136V128H135ZM148 129H149V128H148ZM161 129H162V128H161ZM161 129H160V130H161ZM166 129H167V125H166ZM166 129H165V130H166ZM172 129H173V128H172ZM175 129H176V128H175ZM197 129H198V127H197ZM200 129H201V128H200ZM205 129H206V127H205ZM222 129H223V128H222ZM224 129H225V128H224ZM251 129H252V128H251ZM16 130H17V129H16ZM29 130H30V128H29ZM33 130H36V129H33ZM40 130H41V129H40ZM58 130H59V129H58ZM66 130H67V129H66ZM87 130H88V129H87ZM89 130H90V129H89ZM94 130H95V129H94ZM98 130H99V129H98ZM98 130H95V131H98ZM100 130H101V129H100ZM106 130H107V128H106ZM117 130H118V129H117ZM131 130H132V129H131ZM157 130H158V129H157ZM160 130H159V131H160ZM163 130H164V129H163ZM165 130H164V131H165ZM170 130H171V129H170ZM179 130H180V129H179ZM179 130H178V131H179ZM183 130H184V129H183ZM206 130H207V129H206ZM215 130H216V129H215ZM219 130H220V129H219ZM253 130H254V129H253ZM1 131H2V130H1ZM43 131H44V130H43ZM64 131H65V129H64ZM111 131H112V130H111ZM115 131H116V129H114V131H112V132L114 133ZM140 131H141V130H140ZM154 131H155V130H154ZM167 131H168V130H167ZM173 131H174V129H173ZM180 131H181V130H180ZM189 131H190V129H189ZM217 131H218V130H217ZM220 131H221V130H220ZM224 131H225V130H223V132H224ZM234 131H235V130H234ZM240 131H241V130H240ZM248 131H249V130H248ZM257 131H258V130H257ZM25 132H26V131H25ZM32 132H33V131H32ZM34 132H35V131H34ZM49 132H50V131H49ZM53 132H54V131H53ZM55 132H56V131H55ZM55 132H54V133H55ZM58 132H59V131H58ZM61 132H62V131H61ZM70 132H71V131H70ZM72 132H73V131H72ZM86 132H87V131H86ZM86 132H85V135H86ZM102 132H103V131H102ZM118 132H120V130H119ZM121 132H123V129H122ZM121 132H120V133H121ZM141 132H142V131H141ZM165 132H166V131H165ZM165 132H163V134H164ZM170 132H171V131H170ZM181 132H183V131H181ZM221 132H222V131H221ZM225 132H226V131H225ZM241 132H242V131H241ZM241 132H239V133L241 134ZM260 132H261V131H260ZM6 133H8V132H6ZM36 133H37V132H36ZM36 133H34V135H35ZM38 133H39V132H38ZM43 133H44V132H43ZM50 133H51V132H50ZM50 133H49V134H50ZM54 133H53V134H54ZM59 133H60V132H59ZM65 133H66V132H65ZM104 133H106V132H104ZM104 133H103V134H104ZM108 133H109V132H108ZM110 133H111V132H110ZM110 133H109V134H110ZM123 133H124V132H123ZM125 133H126V132H125ZM125 133H124V135H125ZM133 133H135V132H133ZM171 133H172V132H171ZM175 133H176V131H175ZM188 133H190V132H188ZM195 133H197V132H194V133H193V134H194V137H195ZM198 133H199V132H198ZM206 133H207V132H206ZM215 133H216V132H215ZM243 133H244V132H243ZM257 133H258V132H257ZM263 133H264V132H263ZM2 134H3V133H2ZM24 134H25V133H24ZM27 134H28V133H27ZM30 134H31V133H30ZM45 134H46V132H45ZM61 134H62V133H61ZM70 134H72V133H70ZM79 134H80V133L78 132V135H79ZM95 134H96V133H95ZM98 134H99V133H98ZM140 134H141V133H140ZM166 134H167V133H166ZM168 134H169V133H168ZM178 134H179V133H178ZM183 134H184V133H183ZM183 134H182V135H183ZM186 134H187V131H186ZM202 134H203V133H202ZM208 134H209V132H208ZM222 134H223V133H222ZM226 134H227V133H226ZM226 134H225V135H226ZM228 134H230V133H228ZM233 134H234V132H233ZM252 134H253V131H252ZM261 134H262V133H261ZM34 135H33V136H34ZM54 135H55V134H54ZM73 135H74V132H73ZM73 135H72V136H73ZM87 135H88V134H87ZM92 135H94V134H92ZM104 135H105V134H104ZM110 135H111V134H110ZM110 135H109V136H110ZM129 135H130V134H129ZM131 135H132V134H131ZM133 135H134V134H133ZM138 135H139V134H138ZM138 135H137V136H138ZM154 135H155V133H154ZM154 135H153V136H154ZM188 135H189V134H188ZM197 135H198V134H197ZM197 135H196V137H197ZM214 135H215V134H214ZM219 135H220V134H219ZM235 135H236V134H235ZM243 135H244V134H243ZM245 135H246V134H245ZM262 135H263V134H262ZM6 136H7V135H6ZM11 136H12V135H11ZM23 136H24V135H23ZM28 136H29V134H28ZM28 136H27V137H28ZM39 136H40V134H39ZM39 136H38V137H39ZM42 136H43V135H42ZM45 136H46V135H45ZM52 136H53V135H52ZM61 136H62V135H61ZM83 136H84V135H83ZM96 136H98V135H96ZM96 136H94V138H95ZM107 136H108V134H107ZM116 136H117V135H116ZM118 136H119V135H118ZM118 136H117V137H118ZM125 136H126V135H125ZM127 136H128V135H127ZM135 136H136V135H135ZM160 136H162V135H160ZM165 136H166V135H165ZM199 136H201L200 133H199ZM216 136H218V135H216ZM220 136H221V135H220ZM223 136H224V135H223ZM257 136H258V135H257ZM31 137H32V136H31ZM40 137H41V136H40ZM68 137H69V136H68ZM70 137H71V136H70ZM79 137H80V136H79ZM99 137H100V136H99ZM113 137H114V136H113ZM113 137H112V138H113ZM117 137H116V138H117ZM131 137H133V136H131ZM140 137H141V136H140ZM149 137H150V136H149ZM177 137H178V136H177ZM181 137H182V136H181ZM184 137H185V136H184ZM189 137H190V136H189ZM228 137H229V136H228ZM231 137H232V136H231ZM231 137H230V138H231ZM263 137H264V135H263ZM263 137H262V138H263ZM3 138H4V137H3ZM5 138H6V137H5ZM15 138H16V137H15ZM34 138H35V137H34ZM48 138H51V137H48ZM52 138H54V137H52ZM52 138H51V139H52ZM73 138H75V137H73ZM110 138H111V137H110ZM121 138H122V136H121ZM125 138H126V137H125ZM159 138H161V137H159ZM173 138H174V137H172V140H173ZM175 138H176V137H175ZM192 138H193V137H192ZM218 138H219V137H218ZM223 138H224V137H223ZM240 138H241V137H240ZM240 138H239V140H240ZM30 139H31V138H30ZM43 139H45L44 136H43ZM58 139H59V138H58ZM61 139H62V138L60 137V140H61ZM84 139H85V138H84ZM88 139H89V138H88ZM88 139H87V140H88ZM113 139H114V138H113ZM113 139H112V140H113ZM127 139H129V137L126 138V141H127ZM132 139H133V138H132ZM163 139H164V138H163ZM177 139H180V138L178 137ZM182 139H183V138H182ZM193 139H194V138H193ZM193 139H192V140H193ZM196 139H197V138H196ZM198 139H199V138H198ZM202 139H204V138H202ZM213 139H214V138H213ZM219 139H221V138H219ZM226 139H228V138H226ZM235 139H236V138H235ZM243 139H244V138H243ZM243 139H242V140H243ZM34 140H35V139H34ZM63 140H64V139H63ZM85 140H86V139H85ZM87 140H86V141H87ZM91 140H92V139H91ZM101 140H102V139H101ZM103 140H104V139H103ZM106 140H107V139H106ZM108 140H109V139H108ZM116 140H118V138H117ZM116 140H114V141H116ZM154 140H155V139H154ZM164 140H166V137H165ZM164 140H163V141H164ZM168 140H169V138H168ZM172 140H170V141H172ZM185 140H186V139H185ZM200 140H201V139H200ZM211 140H212V139H211ZM215 140H216V139H215ZM221 140H222V139H221ZM231 140H233V139H231ZM231 140H230V142H231ZM250 140H251V139H250ZM250 140H249V142H250ZM1 141H2V140H1ZM19 141H20V140H19ZM23 141H24V140H23ZM50 141H51V140H50ZM53 141H54V140H53ZM109 141H111V140H109ZM114 141H113V142H114ZM119 141H120V139H119ZM119 141H117V142H119ZM129 141H130V140H129ZM143 141H144V140H143ZM166 141H167V140H166ZM178 141H179V140H178ZM203 141H204V140H203ZM203 141H202V142H203ZM216 141H217V140H216ZM256 141H258V140H256ZM14 142H15V141H14ZM43 142H45V140H44ZM54 142H55V141H54ZM58 142H61V141H58ZM62 142H63V141H62ZM80 142H83V139H82V141H80ZM141 142H142V141H141ZM196 142H197V141H196ZM198 142H199V141H198ZM204 142H205V141H204ZM217 142H218V141H217ZM217 142H216V143H217ZM224 142L226 143V141H224ZM224 142H223V141L221 142L223 146H224ZM228 142H229V140H228ZM242 142H243V141H241V143H242ZM244 142H245V141H244ZM258 142H259V141H258ZM262 142H263V140L261 141V143H262ZM28 143H29V142H28ZM48 143H49V142H48ZM51 143H52V142H51ZM64 143H65V142H64ZM72 143H74V142H72ZM75 143H76V141H75ZM114 143H115V142H114ZM121 143H123V142H121ZM124 143H125V141H124ZM132 143H134V142L132 141ZM142 143H143V142H142ZM149 143H150V142H149ZM155 143H156V142H155ZM173 143H174V142H173ZM199 143H200V142H199ZM212 143H213V142H212ZM247 143H248V142H247ZM0 144H1V143H0ZM7 144H8V143H7ZM19 144H20V143H19ZM30 144H31V143H30ZM36 144H37V143H36ZM52 144H53V143H52ZM62 144H63V143H62ZM65 144H66V143H65ZM69 144H70V143H69ZM96 144H97V143H96ZM115 144H116V143H115ZM135 144H136V143H135ZM153 144H154V143H153ZM159 144H160V143H159ZM161 144H162V143H161ZM169 144H170V143H169ZM169 144H168V145H169ZM171 144H172V143H171ZM219 144H220V141H219ZM219 144H218V145H219ZM226 144H227V143H226ZM228 144H229V143H228ZM231 144H232V143H231ZM237 144H239V143H237ZM237 144L235 143V145H237ZM263 144H264V143H263ZM45 145H47V144H45ZM60 145H61V144H60ZM63 145H64V144H63ZM63 145H62V146H63ZM67 145H68V144H67ZM76 145H77V144H75V146H76ZM79 145H80V144H79ZM83 145H86V144H83ZM107 145H109V144H107ZM112 145L114 146L113 143H112ZM126 145H127V144H126ZM132 145H133V144H132ZM154 145H155V144H154ZM166 145H167V144H166ZM166 145H164V146H165V149H167V148H166ZM176 145H177V144H175V146H176ZM186 145H187V144H186ZM215 145H216V144H215ZM220 145H221V144H220ZM220 145H219V146H220ZM222 145H221V147H222ZM229 145H230V144H229ZM244 145H246V144H244ZM244 145H243V143H242V146H244ZM261 145H262V144H261ZM32 146H33V145H32ZM77 146H78V145H77ZM80 146H81V145H80ZM92 146H95V144H94V145H91V146H88V147H92ZM117 146H118V145H117ZM119 146H120V145H119ZM119 146H118V147H119ZM136 146H137V145H136ZM136 146H135V147H136ZM172 146H173V145H172ZM172 146H170V147H172ZM191 146H192V145H191ZM207 146H208V145H207ZM231 146H232V145H231ZM2 147H3V146H2ZM6 147H7V146H6ZM6 147H5V148H6ZM15 147H16V146H15ZM37 147H38V146H37ZM40 147H41V146H40ZM55 147H56V146H55ZM55 147H54V148H55ZM81 147H82V146H81ZM86 147H87V146H86ZM95 147H96V146H95ZM109 147L111 148V146H109ZM121 147H122V146H121ZM123 147H124V146H123ZM143 147H144V146H143ZM143 147H142V144H141V148H143ZM148 147H149V146H148ZM153 147H154V146H152V149H154ZM179 147H180V146H179ZM182 147H184V146H182ZM187 147H188V146H187ZM203 147H204V146H203ZM205 147H206V146H205ZM229 147H230V146H229ZM245 147H246V146H244V148H245ZM248 147H249V146H248ZM252 147H253V146H252ZM8 148H9V147H8ZM13 148H14V147H12V149H13ZM17 148H19V147H17ZM47 148H49V147H47ZM50 148H51V147H50ZM63 148H65V147L63 146ZM110 148H109V150H110ZM113 148H114V147H113ZM127 148H130V147L128 146ZM144 148H145V147H144ZM146 148H147V147H146ZM155 148H156V147H155ZM216 148H217V147H216ZM230 148L232 149V147H230ZM256 148H257V146H256ZM28 149H29V148H28ZM33 149H34V148H33ZM37 149H38V148H37ZM39 149H40V148H39ZM45 149H46V148H45ZM60 149H61V148H60ZM66 149H67V147H66ZM69 149H70V148H69ZM91 149H92V148H91ZM101 149H102V148H100V150H101ZM159 149H160V145H159ZM162 149H164V148H162ZM165 149H164V150H165ZM177 149H178V148H177ZM191 149H192V148H191ZM220 149H221V148H220ZM223 149H225V148H223ZM231 149H230V150H231ZM233 149H236V148H233ZM233 149H232V150H233ZM239 149H240V148H239ZM239 149H238V150H239ZM247 149H248V148H246L245 151H246ZM262 149H263V147H262ZM19 150H20V149H19ZM40 150H42V149H40ZM46 150H47V149H46ZM54 150H55V149H54ZM54 150L52 151L53 153H54ZM89 150H90V149H89ZM103 150H104V149H103ZM103 150H102V151H103ZM128 150H129V149H128ZM130 150H131V149H130ZM135 150H136V149H135ZM135 150H134V151H135ZM145 150H146V149H145ZM168 150H169V149H168ZM168 150H167V151H168ZM256 150H257V153H258V149H256ZM259 150H260V149H259ZM10 151H11V150H10ZM16 151H17V150H16ZM20 151H21V150H20ZM64 151H65V149H64ZM83 151H84V150H83ZM92 151H95V150L92 149ZM158 151H159V150H158ZM170 151H171V150H170ZM172 151H173V150H172ZM175 151H176V150H175ZM179 151H181V150H179ZM213 151H214V150H213ZM220 151H222V149H221ZM227 151H228V150H227ZM1 152H3V151H1ZM1 152H0V153H1ZM38 152H40V151H38ZM42 152H44V151L42 150ZM97 152H98V151H97ZM99 152H100V151H99ZM103 152H104V151H103ZM116 152H118V151H116ZM129 152H131V151H129ZM135 152H136V151H135ZM154 152H155V151H154ZM164 152H165V151H164ZM183 152H184V151H183ZM186 152H187V151H186ZM216 152H217V151H216ZM230 152H231V151H230ZM260 152H262V150H261ZM260 152H259L258 154H260ZM4 153H5V152H4ZM14 153H15V152H14ZM16 153L19 154L18 152H16ZM20 153H21V152H20ZM34 153H35V152H34ZM44 153H45V152H44ZM71 153H72V152H71ZM74 153H75V152H74ZM91 153H92V152H91ZM100 153H101V152H100ZM114 153H115V151H114ZM118 153L121 154L120 152H118ZM136 153H137V152H136ZM161 153H162V152H161ZM174 153H176V152H174ZM197 153H198V152H197ZM197 153H196V154H197ZM217 153H218V152H217ZM221 153H222V152H221ZM221 153H220V154H221ZM223 153H224V152H223ZM228 153H229V152H228ZM231 153H232V152H231ZM243 153H245V152H243ZM250 153H251V152H250V150H249V154H250ZM257 153H254V154L256 155ZM262 153H263V152H262ZM2 154H3V153H2ZM8 154H9V153H8ZM11 154H12V152H11ZM21 154H22V153H21ZM23 154H24V153H23ZM25 154H26V153H25ZM49 154H50V152H49ZM49 154H48V155H49ZM55 154H56V153H55ZM63 154H64V153H63ZM82 154H83V153H82ZM87 154H88V152L86 153V155H87ZM142 154H143V153H142ZM149 154H151V153H149ZM152 154H153V153H152ZM162 154H163V153H162ZM167 154H169V152H168ZM170 154H171V153H170ZM189 154H190V153H189ZM196 154H195V155H196ZM198 154H200V153H198ZM238 154H239V153H238ZM241 154H242V153H241ZM245 154H246V153H245ZM14 155H15V154H14ZM19 155H20V154H19ZM31 155H32V154H31ZM43 155H44V154H43ZM45 155H47V154H45ZM50 155H51V154H50ZM68 155H69V154H68ZM70 155H71V154H70ZM109 155H110V154H109ZM122 155H125V153H124V154L122 153ZM130 155H131V154H130ZM132 155H133V154H132ZM136 155H137V154H136ZM192 155H193V154H192ZM213 155H214V154H213ZM218 155H219V154H217V156H218ZM229 155H230V154H229ZM234 155H235V154H234ZM260 155H262V154H260ZM1 156H2V155H1ZM4 156H5V155H4ZM8 156H9V155H8ZM29 156H30V155H29ZM36 156H37V155H36ZM58 156H59V154H58ZM83 156H84V155H83ZM95 156L98 157V155H95ZM104 156H105V155H104ZM112 156H113V155H112ZM117 156H118V154H117ZM127 156H128V155H127ZM127 156H125V158H126ZM158 156H160V155H158ZM174 156H176V155H174ZM177 156H179V154H178ZM189 156H190V155H189ZM196 156H197V155H196ZM208 156H209V155H208ZM215 156H216V155H215ZM217 156H216V157H217ZM224 156H226V154H225ZM238 156H239V155H238ZM251 156H252V155H251ZM14 157H15V156H14ZM34 157H35V156H34ZM37 157H38V156H37ZM45 157H47V156H45ZM70 157H71V156H70ZM106 157H107V156H106ZM138 157H139V156H138ZM145 157H146V155H145ZM156 157H157V155H156ZM162 157H163V156H162ZM167 157H168V156H167ZM216 157H214V158L216 159ZM221 157L223 158V155H221ZM254 157H256V156H254ZM1 158H2V157H1ZM5 158H6V157H5ZM8 158H9V157H8ZM10 158H11V157H10ZM21 158H22V157H21ZM38 158H39V157H38ZM42 158H44V157H42ZM49 158H50V156H49ZM49 158H48V159H49ZM59 158H60V157H59ZM63 158H64V157H63ZM65 158H66V157H65ZM68 158H69V156H68ZM104 158H105V157H104ZM130 158H131V157H130ZM136 158H137V156H136ZM154 158H155V157H154ZM204 158L206 159L207 157H204ZM212 158H213V157H212ZM214 158H213V160H214ZM217 158H218V157H217ZM226 158H227V157H226ZM226 158H225V159H226ZM239 158H240V157H239ZM241 158H242V157H241ZM241 158H240V159H241ZM252 158H253V157H252ZM262 158H263V157H262ZM6 159H7V158H6ZM22 159H24V158H22ZM30 159H31V158H30ZM45 159H46V158H45ZM54 159H56V157H55ZM66 159H67V158H66ZM97 159H98V158H97ZM102 159H103V158H102ZM109 159H110V157H109ZM117 159H118V158H117ZM121 159H122V156H121ZM155 159H156V158H155ZM165 159H167V158H165ZM179 159H180V157H179ZM179 159H178V160H179ZM202 159H203V158H202ZM202 159H201V160H202ZM205 159H203V160H205ZM218 159H219V158H218ZM225 159H224V161H225ZM243 159H244V158H243ZM11 160H14V158H12ZM19 160H20V159H19ZM24 160H25V159H24ZM28 160H29V159H28ZM34 160H35V159H34ZM40 160H41V159H40ZM40 160H39V161H40ZM64 160H65V159H64ZM70 160H71V159L66 160V161H70ZM78 160H79V159H78ZM78 160L76 159V161H78ZM100 160H101V159H100ZM110 160H111V159H110ZM142 160H143V159H142ZM158 160H159V159H158ZM160 160H161V159H160ZM168 160H169V159H168ZM168 160H166V161H168ZM174 160H175V159H174ZM178 160H177V161H178ZM184 160H185V159H184ZM203 160H202V161H203ZM206 160L209 161L208 159H206ZM213 160H212V161H213ZM230 160H231V159H230ZM238 160H239V159H238ZM257 160H258V159H257ZM4 161H6V160H4ZM26 161H27V160H26ZM26 161H25V162H26ZM30 161H31V160H30ZM37 161H38V160H37ZM47 161H48V160H47ZM50 161L52 162V159H51ZM53 161H54V160H53ZM56 161H57V159H56ZM56 161H55V162H56ZM74 161H75V160H73V162H74ZM76 161H75V163H76ZM79 161H80V160H79ZM89 161H90V160H89ZM89 161H88V162H89ZM92 161H93V160H92ZM113 161H115V160H113ZM116 161H117V160H116ZM121 161H124V160H121ZM125 161H126V160H125ZM137 161H138V160H137ZM144 161H147V160H144ZM144 161H143V162H144ZM199 161H200V160H199ZM222 161H223V160H222ZM236 161H237V160H236ZM236 161H235V163H238V161H237V162H236ZM259 161H261V160H258V162H259ZM71 162H72V161H71ZM82 162H83V161H81V163H82ZM93 162H95V161H93ZM97 162H98V160H97ZM100 162H101V161H100ZM102 162H103V161H102ZM169 162H171V161H169ZM179 162H180V161H179ZM181 162H182V157H181ZM203 162H204V161H203ZM215 162H216V161H215ZM215 162H214V163L212 162V163L215 164ZM219 162H220V161H218V163H219ZM225 162H226V161H225ZM246 162H247V160H246ZM251 162H252V161H251ZM253 162H254V161H253ZM255 162H257V161H255ZM38 163H39V162H38ZM40 163H42V162H40ZM53 163H54V162H53ZM58 163H59V162H58ZM66 163H67V162H66ZM78 163H79V162H78ZM84 163H85V162H84ZM84 163H83V164H84ZM119 163H120V162H119ZM123 163H124V162H123ZM125 163H126V162H125ZM133 163H134V162H133ZM153 163H154V162H153ZM163 163H164V162H163ZM163 163H162V164H163ZM184 163H185V162H183V164H184ZM216 163H217V162H216ZM230 163H232V160L230 161ZM233 163H234V162H233ZM243 163H244V161H243ZM248 163H249V162H248ZM261 163H263V161H262ZM30 164H31V163H30ZM32 164H33V161H32ZM63 164H64V163H63ZM97 164H98V163H97ZM101 164H102V163H101ZM101 164L99 163V166H98V167H102V166H100ZM137 164H138V163H137ZM148 164H149V163H148ZM173 164H174V163H173ZM177 164H178V163H177ZM190 164H191V162H190ZM198 164H200V163H198ZM204 164H205V162H204ZM204 164H203V165H204ZM206 164H207V163H206ZM210 164H211V163H209V166L211 167ZM224 164H225V163H224ZM224 164L222 165L223 167H224ZM245 164H246V163H245ZM249 164H250V163H249ZM253 164H254V163H253ZM258 164H260V163H258ZM15 165H16V164H15ZM25 165H26V164H25ZM41 165H42V164H41ZM64 165H66V164H64ZM71 165H72V164H71ZM88 165H90V163H89ZM91 165H92V164H91ZM93 165H94V164H93ZM140 165H141V164H140ZM158 165H159V164H158ZM158 165H156V166H158ZM165 165H166V164H165ZM170 165H171V164H170ZM194 165H195V164H194ZM194 165H192V167H193ZM215 165H217V164H215ZM230 165H232V164H230ZM230 165H229V166H230ZM250 165H251V164H250ZM250 165H249V167H250ZM260 165H261V164H260ZM3 166H4V165H3ZM26 166H28V165H26ZM33 166H34V165H33ZM39 166H40V165H39ZM48 166H49V165H48ZM52 166H53V164H52ZM60 166H62V165H60ZM69 166H70V165H69ZM96 166H97V165H96ZM117 166H118V165H117ZM129 166H130V165H129ZM145 166H146V165H145ZM147 166H148V165H147ZM150 166H151V164H150ZM172 166H173V165H172ZM180 166H181V164H180ZM184 166H185V165H184ZM199 166H200V165H199ZM209 166H208V167H209ZM225 166H228V165L225 164ZM229 166H228V167H229ZM234 166H235V164H234ZM17 167H19V166H17ZM28 167H29V166H28ZM30 167H31V166H30ZM46 167H47V166H46ZM46 167H45V168H46ZM92 167H93V166H92ZM104 167H105V166H104ZM107 167H108V166H106V169H107ZM109 167L111 168V166H109ZM112 167H113V166H112ZM122 167H123V166H122ZM139 167H140V166H139ZM143 167H144V165H143ZM160 167H161V166H160ZM167 167H169V166L167 165ZM170 167H171V166H170ZM188 167H189V166H188ZM194 167H195V166H194ZM200 167H204V166H200ZM200 167H197V168L199 169ZM212 167H213V166H212ZM230 167H233V166H230ZM237 167H238V166H237ZM249 167H248V169H249ZM253 167H255V165H254ZM1 168H2V163H1ZM12 168H13V167H12ZM23 168H24V167H23ZM47 168H48V167H47ZM52 168H53V167H52ZM63 168H64V167H63ZM66 168H67V167H66ZM79 168H80V170H81L82 168H84V166H83L82 168H81V167H79ZM86 168H87V167H86ZM115 168H116V167H115ZM117 168H118V167H117ZM126 168H128V167H126ZM126 168H124V169H126ZM164 168H165V166H164ZM217 168L220 170V171L218 172V174H219L222 170H221L219 167H217ZM234 168H235V167H234ZM238 168H239V167H238ZM240 168H241V167H240ZM257 168H258V167H257ZM13 169H14V168H13ZM34 169H35V167H34ZM42 169H43V168H41V170H42ZM57 169H58V168H57ZM57 169H56V170H57ZM61 169H62V168H61ZM61 169L59 170V172L61 171ZM72 169H73V168H72ZM77 169H78V168H77ZM92 169H93V168H92ZM111 169H112V171L114 170L113 168H111ZM146 169H147V168H146ZM149 169H150V168H149ZM154 169H155V167H154ZM154 169H153V170H154ZM159 169H160V168H159ZM165 169H166V168H165ZM165 169H164V170H165ZM173 169H174V168H173ZM200 169H201V168H200ZM203 169H204V168H203ZM203 169H202V170H203ZM208 169H209V168H208ZM226 169H227V168H226ZM231 169H232V168H231ZM235 169H237V168H235ZM235 169H234V170H235ZM263 169H264V168H263ZM263 169H262V170H263ZM1 170H2V169H1ZM4 170H5V169H4ZM46 170H47V169H46ZM52 170H53V169H52ZM63 170H64V169H63ZM66 170H67V169H66ZM89 170H90V169H89ZM96 170H97V169H96ZM98 170H99V169H98ZM107 170H108V169H107ZM107 170H106L105 172H107ZM127 170H128V169H127ZM153 170H151V171H153ZM157 170H158V169H157ZM157 170H156L155 172H157ZM169 170H170V169H169ZM169 170H168L167 172H169ZM183 170H184V169H183ZM188 170H189V169H188ZM195 170H196V169H195ZM204 170H206V169H204ZM210 170H211V169H210ZM212 170H213V169H212ZM215 170H216V169H215ZM229 170H230V169H229ZM241 170H242V169H241ZM251 170H252V169H250V171H251ZM256 170H257V169H256ZM256 170H255V171H256ZM260 170H261V169H260ZM260 170H259V171H260ZM23 171H24V170H23ZM47 171L49 172V171H51V170H49V168H48ZM53 171H54V170H53ZM57 171H58V170H57ZM57 171H56V172H57ZM74 171H75V170H74ZM76 171H77V170H76ZM94 171H95V170H94ZM114 171H115V170H114ZM138 171H140V169H138ZM147 171H148V170H147ZM161 171H162V170H161ZM170 171H172V170H170ZM206 171H207V170H206ZM224 171L226 172V170H224ZM230 171H231V170H230ZM245 171H247V169H246ZM248 171H249V170H248ZM248 171H247V172H248ZM14 172H15V171H14ZM17 172H18V171H17ZM25 172H26V171H25ZM27 172H30V171H27ZM32 172H33V171H32ZM36 172H37V170H36ZM36 172H35V173H36ZM40 172L43 173V171H40ZM40 172H39V174H40ZM83 172H84V171H83ZM86 172H87V170H86ZM86 172H85V173H86ZM88 172H89V171H88ZM92 172H93V171H92ZM124 172H125V171H124ZM129 172H130V171H129ZM158 172H159V170H158ZM163 172H164V171H163ZM199 172H200V171H199ZM199 172H198V173H199ZM235 172H236V171H235ZM238 172H239V171H238ZM252 172H253V171H252ZM256 172H257V171H256ZM18 173H19V172H18ZM42 173H41V174H42ZM45 173H46V172H45ZM85 173H84V174H85ZM95 173H96V172H95ZM97 173H100V172H97ZM108 173H109V172H108ZM114 173H116V172H114ZM120 173H121V172H120ZM140 173H144V172L141 171ZM146 173H147V172H146ZM148 173H149V172H148ZM175 173H176V172H175ZM205 173H206V172H205ZM221 173H222V172H221ZM221 173H220V177H221ZM233 173H234V171H233ZM236 173H237V172H236ZM244 173H245V172H244ZM250 173H251V172H250ZM259 173H261V172H259ZM13 174H14V173H13ZM24 174H25V173H24ZM27 174H28V173H27ZM36 174H37V173H36ZM68 174H69V173H68ZM76 174H77V173H76ZM86 174H87V173H86ZM104 174H106V173H104ZM111 174H112V173H111ZM150 174H152V172H151ZM156 174H157V173H156ZM160 174L162 175L161 172H160ZM188 174H189V173H188ZM211 174H212V173H211ZM231 174H232V173H231ZM239 174H240V172H239ZM239 174H238V175H239ZM253 174H254V173H253ZM256 174H257V173H256ZM32 175H33V174H32ZM34 175H35V174H34ZM54 175H55V174H54ZM56 175H57V174H56ZM117 175H118V174H117ZM130 175H131V174H130ZM143 175H145V174H143ZM153 175H154V173H153ZM157 175H158V174H157ZM165 175H166V174H165ZM167 175H169V174H167ZM180 175H182V174L180 173ZM199 175H200V173H199ZM208 175H210V174H208ZM212 175H213V174H212ZM222 175H223V174H222ZM226 175H227V174H226ZM236 175H237V174H236ZM241 175H242V174H241ZM246 175H247V174H245V176H246ZM67 176H68V175H67ZM75 176H76V175H75ZM80 176H81V175H80ZM87 176H88V175H87ZM108 176H109V175H108ZM108 176H105V177H108ZM149 176H150V175H149ZM187 176H189V175L186 174V177H187ZM201 176L203 177V173H202ZM214 176H216V175H214ZM228 176H229V175H228ZM230 176H231V175H230ZM245 176H244V177H245ZM261 176H262V175H261ZM5 177H6V176H5ZM14 177H15V175H14ZM18 177H19V176H18ZM46 177L48 178V175H47ZM56 177H57V176H56ZM62 177H63V176H62ZM62 177H61V178H62ZM68 177H69V176H68ZM68 177H67V178H68ZM93 177H94V176H93ZM119 177H120V176H119ZM129 177H131V176H129ZM138 177H139V176H138ZM150 177H151V176H150ZM169 177H170V176H169ZM174 177H175V176H174ZM174 177H173V178H174ZM189 177H190V176H189ZM191 177H192V176H191ZM202 177H201V178H202ZM235 177H236V176H235ZM242 177H243V176H242ZM244 177H243V179H244ZM246 177H248V176H246ZM254 177H255V176H254ZM254 177H251V178L253 179ZM54 178H55V177H54ZM58 178H59V177H58ZM80 178H81V177H80ZM82 178H83V175H82ZM89 178H90V177H89ZM91 178H92V177H91ZM97 178H98V177H97ZM102 178H103V177H102ZM102 178H101V179H102ZM108 178H110V177H108ZM112 178H113V177H112ZM116 178H117V177H116ZM121 178H122V177H121ZM159 178H160V177H159ZM159 178H157V179H159ZM187 178H188V177H187ZM193 178H194V176H193ZM193 178H192V179H193ZM198 178H199V180H200V177H198ZM203 178H204V177H203ZM211 178H212V176H211ZM211 178H210V180H211ZM213 178H214V177H213ZM239 178H240V175H239ZM262 178H263V177H262ZM33 179H34V177H33ZM43 179H44V178H43ZM43 179H42V180H43ZM71 179H73V177H72ZM76 179H77V177H76ZM84 179H85V178H84ZM87 179H88V178H87ZM103 179H105V178H103ZM122 179H123V178H122ZM122 179H121V180H122ZM127 179H128V178H127ZM132 179H133V177H132ZM161 179H162V178H161ZM167 179H168V178H167ZM171 179H172V178H171ZM189 179H190V181H191V178H189ZM220 179H221V178H220ZM220 179H219V180H220ZM231 179H232V178H231ZM231 179H230V182H231ZM234 179H235V178H234ZM245 179H246V178H245ZM256 179H257V178H256ZM0 180H2V179H0ZM21 180H22V179H21ZM40 180H41V179H40ZM44 180H45V179H44ZM62 180H63V178H62ZM62 180H61V181H62ZM79 180H80V179H78V181H79ZM108 180H109V179H108ZM111 180H112V179H111ZM130 180H131V179H130ZM143 180H144V179H143ZM149 180H150V179H149ZM153 180H154V179H153ZM155 180H156V179H155ZM164 180H165V179H164ZM174 180H175V179H174ZM179 180H180V179H179ZM184 180H185V178H184ZM186 180H187V179H186ZM194 180H195V179H194ZM194 180H193V182H194ZM204 180H205V179H204ZM212 180H213V179H212ZM212 180H211V184H212ZM224 180H225V179H223V181H224ZM248 180H249V179H248ZM253 180H254V179H253ZM37 181H38V179H37ZM48 181H50V180H48ZM54 181H55V180H54ZM92 181H93V180H92ZM92 181H91V182H92ZM94 181H95V180H94ZM99 181H100V179H99ZM114 181H116V180H114ZM125 181H126V180H125ZM125 181H124V182H125ZM131 181H132V180H131ZM156 181H158V180H156ZM156 181H155V182H156ZM169 181H171V180H169ZM195 181H196V180H195ZM213 181H214V180H213ZM217 181H218V180H217ZM237 181H240V180H237ZM250 181H251V180H250ZM250 181H249V182L247 181V182L250 183V185H251V182H250ZM254 181H255V180H254ZM256 181H257V180H256ZM2 182H3V181H2ZM4 182H5V181H4ZM20 182H21V181H20ZM71 182H73V181H71ZM71 182H70V183H71ZM76 182H77V181H76ZM95 182H97V181H95ZM105 182H107V181H105ZM122 182H123V181H122ZM126 182H127V181H126ZM147 182H149V181H146V183H147ZM153 182H154V181H153ZM158 182H159V181H158ZM158 182H157V183H158ZM160 182H161V181H160ZM175 182H176V181H175ZM183 182H184V181H183ZM188 182H189V181H188ZM219 182H220V181H219ZM219 182H218V184H219ZM224 182H225V181H224ZM224 182H223V183H224ZM226 182H227V181H226ZM234 182H235V180H234ZM234 182H233V183H234ZM245 182H246V181H245ZM252 182H253V181H252ZM259 182H260V181H259ZM28 183H29V181H28ZM40 183H41V182H40ZM43 183H44V182H43ZM45 183H46V180H45ZM47 183L49 184L50 182H47ZM83 183H85V182H83ZM98 183H99V182H98ZM111 183H112V182H111ZM114 183H115V182H114ZM128 183H129V181H128L126 184H128ZM139 183H140V182H139ZM146 183L144 182V184H146ZM161 183H162V182H161ZM163 183H165V182H163ZM173 183H174V182H173ZM173 183H172V184H173ZM184 183H185V182H184ZM214 183H215V181H214ZM214 183H213V184H214ZM241 183L243 184L244 182L241 181ZM2 184H3V183H2ZM10 184H11V183H10ZM16 184H17V183H16ZM22 184H23V183H22ZM34 184H35V183H34ZM48 184H47V185H48ZM51 184H52V183H51ZM56 184H57V183H56ZM117 184H118V183H117ZM123 184H124V183H123ZM131 184H132V183H131ZM149 184H150V183H149ZM167 184H169V183H166V185H165L166 187H167ZM177 184H178V183H177ZM201 184H202V183H201ZM203 184H204V183H203ZM224 184H225V183H224ZM236 184H238V183H236ZM245 184H246V183H245ZM253 184H254V183H253ZM37 185H38V184H37ZM40 185H41V184H40ZM71 185H72V183H71ZM85 185H86V184H85ZM88 185H89V184H88ZM101 185H102V183H101ZM101 185H100V187H101ZM103 185H104V184H103ZM108 185H109V184H108ZM124 185H125V184H124ZM150 185H151V184H150ZM159 185H160V184H159ZM182 185H183V184H182ZM216 185H217V184H216ZM219 185H220V184H219ZM222 185H223V184H222ZM229 185H230V183H229ZM248 185H249V184H248ZM259 185H260V184H259ZM261 185H262V184H261ZM23 186H24V185H23ZM25 186H27V185L25 184ZM28 186H29V185H28ZM32 186H34V185H32ZM45 186H46V185H45ZM52 186L54 187V185H52ZM57 186H58V185H57ZM59 186H60V185H59ZM63 186H65V185H63ZM90 186H91V185H90ZM104 186H105V185H104ZM115 186H116V185H115ZM133 186H135V185H133ZM145 186H146V185H145ZM145 186H144V187H145ZM151 186H153V184H152ZM151 186H150V187H151ZM157 186H158V184H157ZM160 186H161V185H160ZM173 186H174V185H173ZM187 186H188V185H187ZM204 186H205V184H204ZM224 186H228V185H224ZM235 186H236V185H235ZM35 187H36V186H35ZM48 187H49V186H47V188H48ZM122 187H123V186H122ZM124 187H125V186H124ZM129 187H130V186H129ZM137 187H138V186H137ZM147 187H148V186H147ZM158 187H159V186H158ZM161 187H162V186H161ZM201 187H202V185H201ZM201 187H200V189H201ZM208 187H209V186H208ZM210 187H211V186H210ZM213 187H214V186H213ZM215 187H216V186H215ZM240 187H241V186H239V187L237 186V188H236V187H234V188L238 189V188H240ZM246 187H247V186H246ZM251 187H252V185H251ZM260 187H261V186H260ZM8 188H9V187H8ZM14 188H15V187H14ZM19 188H20V187H19ZM19 188H17V189L19 190ZM50 188H51V187H50ZM50 188H49V190H51ZM55 188H57V187H55ZM60 188H61V187H60ZM66 188H67V187H66ZM77 188H78V186H77ZM98 188H99V187H98ZM105 188H106V187H105ZM117 188H118V187H117ZM120 188H121V184H120ZM145 188H146V187H145ZM145 188H144V189H145ZM159 188H160V187H159ZM190 188H191V187H190ZM203 188H207V187H203ZM221 188H222V187H221ZM223 188H224V187H223ZM223 188H222V189H223ZM228 188H229V187H228ZM231 188H232V187H231ZM2 189H3V188H2ZM12 189H13V188H12ZM37 189H38V188H37ZM40 189H41V188H40ZM52 189H53V188H52ZM131 189H133V188H131ZM164 189H165V188H164ZM192 189H193V188H192ZM213 189H214V188H213ZM229 189H230V188H229ZM243 189H245V188H243ZM243 189H242V190H243ZM254 189H255V188H254ZM258 189H259V187H258ZM23 190H24V189H23ZM29 190H30V189H29ZM33 190H34V189H33ZM43 190H46V188L43 189ZM54 190H55V189H54ZM64 190H65V189H64ZM81 190H82V189H81ZM98 190H99V189H98ZM112 190H113V189H112ZM141 190H142V189H141ZM166 190H167V189H166ZM180 190H181V189H180ZM180 190H179V191H180ZM225 190H226V189H225ZM230 190H231V189H230ZM230 190H229V191H230ZM234 190H235V189H234ZM261 190H262V189H261ZM10 191H11V190H10ZM31 191H32V190H31ZM38 191H39V190H38ZM56 191H58V190H56ZM89 191H90V190H89ZM100 191H102V190H100ZM106 191H107V190H106ZM139 191H140V190H139ZM156 191H157V189H156ZM163 191H164V190H163ZM175 191H177V190H175ZM194 191H195V190H194ZM194 191H193V192H194ZM199 191H200V193H201V191H204V190H199ZM212 191H213V190H212ZM218 191H219V188H218ZM221 191H222V190L220 189V192H221ZM223 191H224V190H223ZM249 191H250V190H249ZM262 191H263V190H262ZM44 192H45V191H44ZM59 192H60V191H59ZM76 192H77V191H76ZM84 192H85V191H84ZM97 192H98V191H97ZM136 192H137V190H136ZM143 192H144V191H143ZM143 192H142V193H143ZM185 192H186V191H185ZM196 192H197V191H196ZM214 192H216V191H214ZM226 192H227V190H226ZM230 192H231V191H230ZM233 192H234V191H233ZM240 192H241V191H240ZM252 192H253V191H252ZM258 192H259V191H258ZM263 192H264V191H263ZM9 193H10V192H9ZM35 193H36V192H35ZM47 193H48V192H47ZM52 193H53V192H52ZM70 193H71V191H70ZM78 193H80V192H78ZM78 193H77V194H78ZM85 193H86V192H85ZM89 193H91V192H89ZM89 193H88V194H89ZM116 193H117V192H116ZM125 193H127V192L125 191ZM132 193H133V192H132ZM142 193H141V194H142ZM145 193H146V192H145ZM151 193H152V192H151ZM154 193H156V192L154 191ZM157 193H158V192H157ZM159 193H160V190H159ZM161 193H162V192H161ZM164 193H165V192H164ZM164 193H163V194H164ZM174 193H175V192H174ZM176 193H177V192H176ZM194 193H195V192H194ZM208 193H210V190L208 191ZM211 193H212V192H211ZM223 193H224V192H223ZM238 193H239V191H238ZM243 193H244V192H243ZM253 193H254V192H253ZM33 194H34V193H33ZM38 194H40V193H38ZM41 194H42V192H41ZM71 194H72V193H71ZM81 194H82V192H81ZM96 194H97V193H96ZM105 194H106V193H105ZM111 194H112V193H111ZM122 194H123V193H122ZM128 194H129V193H128ZM166 194L168 195V193H166ZM201 194H202V193H201ZM226 194H227V193H226ZM229 194H230V193H229ZM239 194H240V193H239ZM251 194H252V193H251ZM255 194H256V193H255ZM3 195H4V192H3ZM30 195H31V194H30ZM30 195H29V196L27 195L28 198L30 197ZM45 195H46V194H45ZM64 195H65V194H64ZM74 195H75V194H73V196H74ZM86 195H87V194H86ZM108 195H109V193H108ZM126 195H127V194H126ZM126 195H125V196H126ZM143 195H144V194H143ZM150 195H151V194H150ZM152 195H153V194H152ZM167 195H166V196H167ZM177 195L179 196V194H177ZM177 195H175V196H177ZM204 195H207V194H204ZM204 195H203V196H204ZM220 195H221V194H220ZM223 195H224V194H223ZM230 195H231V194H230ZM253 195H254V194H253ZM253 195H252V196H253ZM256 195H257V194H256ZM27 196H24V197H27ZM36 196H37V195H36ZM38 196H39V195H38ZM43 196H44V195H43ZM47 196H48V195H47ZM67 196H68V195H67ZM83 196H85V195L83 194ZM94 196H95V195H94ZM100 196H102V195H100ZM115 196H116V194H115ZM122 196H123V195H122ZM132 196H133V195H132ZM153 196H155V195H153ZM164 196H165V195H164ZM175 196H174V194H173V198H175ZM203 196H200V197H203ZM224 196H225V195H224ZM226 196H227V195H226ZM240 196H241V195H240ZM263 196H264V195H263ZM7 197H8V196H6V198H7ZM33 197H34V196H33ZM59 197H60V196H59ZM71 197H72V196H71ZM74 197H75V196H74ZM136 197H137V196H136ZM148 197H149V196H148ZM159 197H161V196L159 195ZM180 197H181V195H180ZM208 197H209V196H208ZM222 197H223V196H222ZM227 197H229V196H227ZM227 197H226V200H228ZM231 197H233V196H230V198H231ZM255 197H256V196H255ZM255 197H254V198H255ZM260 197H261V196H260ZM260 197H259V198H260ZM1 198H2V191L0 190V203H1ZM11 198H12V197H11ZM11 198H10V199H11ZM15 198H16V200H18V198H22V193H20V191H19L17 197H15ZM30 198H31V197H30ZM42 198H43V197H42ZM45 198H46V197H44V199H45ZM52 198H53V197H52ZM55 198H56V197H55ZM62 198H63V197H62ZM85 198H87V197H85ZM85 198H84V199H85ZM92 198H93V197H92ZM95 198H96V197H95ZM106 198H108V197H106ZM118 198H119V197H117V199H118ZM120 198H121V197H120ZM122 198H123V197H122ZM129 198H130V197H129ZM134 198H135V197H134ZM141 198H142V197H141ZM145 198H147V197H145ZM153 198H154V197H153ZM157 198H158V197H157ZM198 198H199V197H197V199H198ZM209 198H210V197H209ZM209 198H208V199H209ZM214 198H216V197H213V200H212L213 203H214V201H216V199H218V198H216V199L214 200ZM241 198H242V197H241ZM256 198L258 199V196H257ZM256 198H255V199H256ZM25 199H27V198H25ZM33 199H35V198H32V200H33ZM40 199H41V198H40ZM76 199H77V198H76ZM84 199H83V202H84ZM88 199H89V198H88ZM90 199H91V198H90ZM108 199H109V198H108ZM113 199H114V198H113ZM149 199H150V198H149ZM199 199H200V198H199ZM199 199H198V200H199ZM202 199H205V198L203 197ZM220 199H221V198H220ZM235 199H236V198H235ZM246 199H247V198H246ZM257 199H256V200H257ZM260 199H263V198L261 197ZM11 200H13V199H11ZM32 200H31V202H32ZM38 200H39V199H38ZM49 200H50V199H49ZM74 200H75V199H74ZM80 200H81V199H80ZM86 200H87V199H86ZM91 200H92V199H91ZM102 200H104V199H102ZM125 200H126V199H125ZM130 200H131V199H130ZM186 200H187V199H186ZM205 200H206V199H205ZM222 200H223V198H222ZM222 200H221V201H222ZM233 200H234V199H233ZM238 200H239V199H238ZM247 200H248V199H247ZM247 200H244V202L247 201ZM7 201H8V200H7ZM7 201H6V202H7ZM20 201H21V200H20ZM22 201H23V200H22ZM45 201L47 202V199H45ZM65 201H66V197H65ZM119 201H120V200L118 199V202H119ZM131 201H132V200H131ZM133 201H134V200H133ZM135 201H136V200H135ZM158 201H159V200H158ZM170 201H171V200H170ZM170 201H168V203H169ZM182 201H183V200H182ZM203 201H204V200H203ZM207 201H208V200H207ZM217 201H218V200H217ZM217 201H216V203H217ZM219 201H220V200H219ZM229 201H231V199H229ZM236 201H237V200H236ZM260 201H261V200H260ZM53 202H54V201H53ZM95 202H98V201H95ZM100 202H101V200H100ZM103 202H104V201H103ZM124 202H125V201H124ZM127 202H128V201H127ZM127 202H125V203H127ZM136 202H137V201H136ZM151 202H152V200L150 201V203H151ZM160 202H163V201L160 200ZM187 202H188V201H187ZM193 202H195V200H193ZM199 202H200V200L198 201V203H199ZM205 202H206V201H205ZM222 202H226V201L223 200ZM249 202H250V201H249ZM257 202H258V201H257ZM49 203H50V202H49ZM51 203H52V202H51ZM88 203H89V202H88ZM92 203H93V202H91V204H92ZM129 203H130V202H129ZM134 203H135V202H134ZM142 203H143V202H142ZM164 203H165V200H164ZM171 203H172V202H171ZM178 203H179V202H178ZM227 203H228V202H227ZM231 203H233V201H232ZM231 203H230V204H231ZM237 203H238V202H237ZM252 203H253V202H252ZM261 203H262V202H261ZM11 204H12V203H11ZM28 204H29V203H28ZM32 204H33V203H32ZM37 204H38V203H37ZM37 204H36V205H37ZM41 204H42V203H41ZM70 204H71V203H70ZM85 204H86V203H85ZM97 204H98V203H97ZM101 204H102V203H101ZM136 204H137V203H136ZM146 204H147V203H146ZM180 204H181V203H180ZM183 204H184V203H183ZM190 204H191V203H190ZM190 204H189V205H190ZM217 204H218V203H217ZM220 204H222V203L220 202ZM230 204H229V205H230ZM259 204H260V203H259ZM6 205H7V204H6ZM13 205H14V204H13ZM38 205H39V204H38ZM38 205H37V206H38ZM60 205H61V204H60ZM76 205H77V204H76ZM78 205H79V204H78ZM80 205H81V204H80ZM99 205H100V204H99ZM99 205H97V206L99 207ZM122 205H123V204H122ZM125 205H126V204H125ZM138 205H139V204H138ZM141 205L144 206L143 204H141ZM153 205H154V204H153ZM159 205H160V204H159ZM200 205H201V204H200ZM204 205H205V204L203 203V207H204ZM237 205H239V204H237ZM246 205H247V204H246ZM250 205H251V204H250ZM252 205H253V204H252ZM0 206H1V205H0ZM8 206L10 207V204H9ZM115 206H116V205H115ZM120 206H121V204H120ZM147 206H149V205H147ZM155 206H156V205H155ZM172 206H173V205H172ZM176 206H178V205H176ZM209 206H210V204H209ZM219 206H220V205H219ZM221 206H223V205H221ZM224 206H225V205H224ZM227 206H228V205H227ZM248 206H249V205H248ZM255 206H256V205H255ZM255 206H254V207H255ZM261 206H262V205H261ZM263 206H264V205H263ZM18 207H19V206H18ZM40 207H41V206H40ZM44 207H45V206H44ZM46 207H47V206H46ZM55 207H56V206H55ZM77 207H78V206H77ZM81 207H82V206H81ZM95 207H96V206H95ZM130 207H131V206L129 205V208H130ZM165 207H166V206H165ZM174 207H175V206H174ZM201 207H202V206H201ZM205 207H206V206H205ZM229 207H232V205L229 206ZM234 207H235V206H234ZM240 207H241V206H240ZM259 207H260V206H259ZM23 208H24V206H23ZM27 208H28V207H27ZM42 208H43V207H42ZM82 208H83V207H82ZM85 208H86V207H85ZM88 208H89V207H88ZM100 208H101V206H100ZM112 208H113V207H112ZM127 208H128V207H127ZM143 208H144V207H143ZM150 208H151V207H150ZM180 208H182V207H180ZM183 208H184V207H183ZM183 208H182V209H183ZM185 208H186V207H185ZM187 208H188V207H187ZM187 208H186V209H187ZM214 208H215V207H214ZM224 208H226V207H224ZM242 208H244L243 205H242ZM252 208H253V207H252ZM262 208H263V207H262ZM29 209H30V208H29ZM57 209H58V208H57ZM71 209H72V207H71ZM80 209H81V208H80ZM86 209H87V208H86ZM89 209H90V208H89ZM96 209H97V207H96ZM103 209H104V208H103ZM107 209L109 210V208H107ZM107 209H106V210H107ZM118 209H119V208H118ZM132 209H134V208H132ZM144 209H145V208H144ZM153 209H154V208H153ZM177 209H178V208H177ZM207 209H209V208H207ZM210 209H211V208H210ZM212 209H213V208H212ZM221 209H222V208H221ZM246 209H247V207H246ZM248 209H249V208H248ZM263 209H264V208H263ZM27 210H28V209H27ZM33 210H36V209H33ZM48 210H49V209H48ZM63 210H65V209H63ZM69 210H70V209H69ZM75 210H76V209H75ZM94 210H95V208H94ZM139 210H140V208H139ZM150 210H151V209H150ZM204 210H206V209H204ZM216 210H217V209H216ZM216 210H213V211H216ZM227 210H228V209H227ZM261 210H262V209H261ZM54 211H56V210H54ZM72 211H73V210H72ZM132 211H133V210H132ZM136 211H138V210H136ZM190 211H191V210H190ZM209 211H210V210H209ZM224 211H225V210H224ZM240 211H241V209H240ZM242 211H243V210H242ZM242 211H241V212H242ZM245 211H246V210H245ZM253 211H254V210H253ZM259 211H260V210H259ZM32 212H33V211H32ZM34 212H35V211H34ZM44 212H45V210H44ZM78 212H79V211H78ZM105 212H106V211H105ZM113 212H114V210H113ZM119 212H120V211H119ZM129 212H131V211H129ZM149 212H150V211H149ZM158 212H159V211H158ZM158 212H157V213H158ZM184 212H185V211H184ZM186 212H187V211H186ZM206 212H208V211L206 210ZM206 212H202V213H206ZM219 212L221 213V210H220ZM231 212H232V211H231ZM237 212H238V211H237ZM241 212H240V213H241ZM254 212H255V211H254ZM256 212H258V211H256ZM19 213H20V212H18V214H19ZM36 213H38V212H36ZM39 213H40V211H39ZM90 213H91V212H90ZM96 213H97V212H96ZM99 213H100V212L98 211V214H99ZM110 213H112V212H110ZM120 213H121V212H120ZM194 213H195V212H194ZM223 213H224V212H223ZM223 213H222V214H223ZM20 214H21V213H20ZM26 214H27V213H26ZM29 214H30V213H29ZM53 214H54V213H53ZM66 214H67V213H66ZM75 214H76V213H75ZM98 214H97V215H98ZM103 214H104V213H103ZM132 214H133V213H132ZM134 214H136V213H134ZM134 214H133V215H134ZM139 214H140V213H139ZM179 214H180V212H179ZM185 214H187V213H185ZM206 214H208V213H206ZM206 214H205V216H206ZM209 214H210V213H209ZM213 214H214V213H213ZM225 214H226V213H225ZM243 214H244V212H243ZM257 214H258V213H257ZM11 215H12V214L10 213V210L8 211V210H5V209H3V208L1 207V209H0V220H2V219H8L9 217H11ZM100 215H101V214H100ZM104 215H105V214H104ZM111 215H112V214H111ZM183 215H184V214H183ZM183 215H182V216H183ZM211 215H212V214H211ZM238 215H239V214H238ZM238 215H237V216H238ZM248 215H249V214H248ZM248 215H247V216H248ZM253 215H254V214H253ZM255 215H256V214H255ZM258 215H263V214H260V213H259ZM14 216H15V215H14ZM17 216H18V215H17ZM23 216H24V214H23ZM46 216H47V215H46ZM56 216H57V215H56ZM74 216L76 217V215H74ZM81 216H82V215H81ZM113 216H114V214H113ZM152 216H154V215H152ZM160 216H161V215H160ZM194 216H195V214H194ZM194 216H192V218H193ZM203 216H204V215H203ZM224 216H225V215H224ZM230 216H231V215H230ZM233 216H234V215H233ZM237 216H236V218H237ZM39 217H40V216H39ZM101 217H102V216H101ZM106 217H107V216H106ZM129 217H130V216H129ZM137 217H139V216H137ZM143 217H145V215H144ZM143 217H141V218H143ZM164 217H165V216H164ZM175 217H176V215H175ZM187 217H188V216H187ZM200 217H201V216H200ZM216 217H218V216H216ZM244 217H245V216H244ZM254 217H256V216H254ZM259 217H260V216H259ZM15 218H18V217H15ZM29 218H30V217H28V219H29ZM51 218H52V217H51ZM62 218H63V217H62ZM68 218H69V217H68ZM95 218H96V217H95ZM95 218H94V219H95ZM150 218H151V217H150ZM196 218H198V217H196ZM206 218H207V217H206ZM211 218H212V217H211ZM213 218H214V217H213ZM221 218H222V216H221ZM238 218H239V217H238ZM246 218H247V217H246ZM10 219H11V218H10ZM20 219H21V218H20ZM32 219H33V218H32ZM46 219H47V218H45V220H46ZM60 219H61V218H60ZM65 219H66V218H65ZM65 219H64L63 222H65ZM79 219H80V218H79ZM94 219H93V220H94ZM96 219H97V218H96ZM109 219H110V218H109ZM113 219H114V218H113ZM115 219H116V218H115ZM125 219H126V218H125ZM135 219H136V218H135ZM158 219H159V218H158ZM161 219H162V218H161ZM183 219H184V218H183ZM194 219H195V218H194ZM218 219H219V218H218ZM231 219H232V217H231ZM241 219H242V218H241ZM263 219H264V218H263ZM15 220H16V219H15ZM48 220H49V219H48ZM56 220H57V219H56ZM62 220H63V219H62ZM62 220H61V221H62ZM123 220H124V219H123ZM123 220H122V221H123ZM137 220H138V219H137ZM146 220H147V219H146ZM155 220H156V219H155ZM176 220H177V219H176ZM185 220H186V219H185ZM188 220H189V219H188ZM192 220H193V219H192ZM196 220H198V219H196ZM204 220H205V219H204ZM210 220H211V219H210ZM212 220H213V219H212ZM219 220H220V219H219ZM239 220H240V219H239ZM248 220H249V219H248ZM250 220H251V219H250ZM253 220H255V219L253 218ZM258 220H259V219H258ZM4 221H5V220H4ZM4 221H3V222H4ZM32 221H33V220H32ZM36 221H37V220H36ZM38 221H39V220H38ZM54 221H55V219H54ZM83 221H84V220H83ZM117 221H118V220H117ZM122 221H121V222H122ZM142 221H143V220H142ZM163 221H164V220H163ZM168 221H169V220H168ZM173 221H174V220H173ZM227 221H229V220H227ZM234 221H236V219H235ZM240 221H241V220H240ZM244 221H245V220H244ZM260 221H261V220H260ZM20 222H21V221H20ZM29 222H30V221H29ZM43 222H44V221H43ZM57 222H58V221H57ZM67 222H69V221L67 220ZM86 222H87V221H86ZM99 222H100V221H99ZM109 222H110V221H109ZM124 222H125V221H124ZM153 222H154V221H153ZM180 222H181V221H180ZM192 222H193V221H192ZM201 222H202V221H201ZM201 222H200V223H201ZM253 222H254V221H253ZM4 223H5V222H4ZM8 223H9V222H8ZM16 223H17V222H16ZM60 223H61V222H60ZM92 223H93V222H92ZM94 223H95V222H94ZM94 223H93L92 225H95ZM97 223H98V222H97ZM110 223H111V222H110ZM138 223H139V222H138ZM151 223H152V221H151ZM154 223H155V222H154ZM157 223H158V222H157ZM181 223H182V222H181ZM186 223H187V222H186ZM194 223H195V222H194ZM206 223H207V222H206ZM208 223H209V222H208ZM231 223H232V222H231ZM231 223H230V224H231ZM234 223H235V222H234ZM241 223H242V222H241ZM254 223H255V222H254ZM260 223H263V222H260ZM0 224H1V222H0ZM2 224H3V223H2ZM51 224H52V223H51ZM54 224H55V223H54ZM57 224H58V223H57ZM66 224H68V223H66ZM71 224H72V223H71ZM74 224H75V223H74ZM80 224H81V223H80ZM105 224H106V223H105ZM130 224H131V222H130ZM146 224H147V222H146ZM163 224H164V223H163ZM166 224H167V223H165L164 225H166ZM178 224H179V223H178ZM201 224H202V223H201ZM218 224H219V223H218ZM237 224H239V223H237ZM247 224H248V223H247ZM257 224H258V223H257ZM24 225H25V224H24ZM24 225H23V226H24ZM30 225H31V223H30ZM36 225H37V224H36ZM42 225H43V224H42ZM45 225H46V224H45ZM81 225H82V224H81ZM111 225H112V224H111ZM120 225H121V224H120ZM135 225H136V224H135ZM155 225H156V224H155ZM184 225H185V224H184ZM191 225H192V223H191ZM199 225H200V224H199ZM204 225H205V224H204ZM212 225H213V224H212ZM221 225H222V224H221ZM232 225H233V224H232ZM249 225H251V224H249ZM258 225H259V224H258ZM263 225H264V224H263ZM263 225H262V226H263ZM4 226H5V225H4ZM4 226H3V227H4ZM10 226H12V224H11ZM10 226H9V227H10ZM21 226H22V225H21ZM21 226H20V227H21ZM33 226H34V225H33ZM48 226H49V225H48ZM57 226H58V225H57ZM59 226H60V225H59ZM73 226H74V225H73ZM87 226H88V225H87ZM103 226H104V224H103ZM125 226H126V225H125ZM149 226H150V225H149ZM176 226H177V225H176ZM205 226H206V225H205ZM208 226H209V224H208ZM230 226H231V225H230ZM242 226H243V225H242ZM246 226H247V225H246ZM69 227H70V226H69ZM76 227H77V226H76ZM76 227H75V228H76ZM92 227H93V226H92ZM96 227H97V226H96ZM104 227H105V226H104ZM142 227H143V226H142ZM142 227H140V228L142 229ZM146 227H147V226H146ZM161 227H162V226H161ZM167 227H168V225H167ZM177 227H180V226H177ZM184 227H185V226H184ZM187 227H188V226H187ZM209 227H210V226H209ZM251 227H252V226H251ZM253 227H254V226H253ZM16 228H17V226H16ZM21 228H22V227H21ZM24 228L26 229V227H24ZM24 228H23V229H24ZM30 228H31V227H30ZM48 228H49V227H48ZM59 228H61V227H59ZM63 228H64V226H63ZM121 228H122V227H121ZM121 228H120V229H121ZM128 228H129V227H128ZM144 228H145V227H144ZM171 228H172V227H171ZM192 228H193V227H192ZM214 228H215V227H214ZM214 228L212 227L211 229H214ZM236 228H237V227H236ZM241 228H245V227H241ZM241 228H240V229H241ZM249 228H250V227H249ZM4 229H5V228H4ZM10 229H12V228H10ZM27 229L29 230V227H28ZM32 229H33V228H32ZM130 229H131V228H130ZM201 229H202V228H201ZM228 229H229V228H228ZM238 229H239V227H238ZM238 229H237V230H238ZM240 229H239V230H240ZM247 229H248V228H247ZM255 229H256V228H255ZM261 229H262V228H261ZM261 229H260V231H261ZM39 230H40V229H38V231H39ZM46 230H47V229H46ZM55 230H56V229H55ZM65 230H66V229H65ZM69 230H70V229H69ZM75 230H76V229H75ZM87 230H88V229H87ZM107 230H108V229H107ZM122 230H123V229H122ZM142 230H143V229H142ZM154 230H155V229H154ZM159 230H160V229H159ZM167 230H168V229H167ZM178 230H179V229H178ZM194 230H195V229H194ZM198 230H199V229H198ZM256 230H257V229H256ZM3 231H5V230H3ZM20 231H21V230H20ZM35 231H36V230H35ZM47 231H48V230H47ZM63 231H64V230H63ZM73 231H74V230H73ZM73 231H72V232H73ZM91 231H92V228H91ZM93 231H94V230H93ZM101 231H102V230H101ZM105 231H106V230H105ZM112 231H113V230H112ZM112 231H111V232H112ZM126 231H127V230H126ZM138 231H139V230H138ZM176 231H177V230H176ZM187 231H188V230H187ZM196 231H197V230H196ZM207 231H209V230H207ZM212 231H213V230H212ZM212 231H211L210 233H213V232H214V231H213V232H212ZM227 231H229V230H227ZM251 231H252V230H251ZM5 232H6V231H5ZM17 232H18V231H17ZM44 232H45V231H44ZM50 232H51V231H50ZM54 232H55V231H54ZM59 232H60V231H59ZM97 232H98V231H97ZM117 232H118V231H117ZM129 232H131V230H130ZM141 232H142V231H141ZM160 232H163V230H162V231L160 230ZM184 232H185V231H184ZM199 232H200V231H199ZM201 232H202V231H201ZM233 232H234V231H233ZM242 232H243V230H242ZM244 232H245V231H244ZM261 232H262V231H261ZM263 232H264V231H263ZM39 233H40V232H39ZM76 233H77V230H76ZM79 233H80V232H79ZM107 233H108V231H107ZM107 233H106V234H107ZM131 233H132V232H131ZM153 233H154V232H152V234H153ZM246 233H247V232H246ZM19 234H20V233H19ZM29 234H30V233H29ZM34 234H35V233H34ZM43 234H44V233H43ZM47 234H48V233H47ZM60 234H61V233H60ZM74 234H75V233H74ZM85 234H86V233H85ZM112 234H113V233H112ZM118 234H119V233H118ZM176 234H177V233H176ZM178 234H179V233H178ZM192 234H193V233H192ZM195 234H196V233H195ZM195 234H194V235H195ZM199 234H200V233H199ZM202 234H204V233H202ZM216 234H217V233H216ZM247 234H248V233H247ZM6 235H7V234H6ZM10 235H11V234H10ZM41 235H42V234H41ZM49 235H50V234H49ZM49 235H48V236H49ZM51 235H53V234H51ZM72 235H73V234H72ZM75 235H76V234H75ZM119 235H120V234H119ZM126 235H127V234H126ZM129 235H130V234H129ZM147 235H148V234H147ZM162 235H163V234H162ZM173 235H174V234H173ZM188 235H189V234H188ZM194 235H193V236H194ZM218 235H222V234L219 233ZM235 235H236V234H235ZM243 235H244V234H243ZM258 235H259V234H258ZM260 235H261V234H260ZM262 235H263V234H262ZM262 235H261V236H262ZM3 236H4V235H3ZM3 236H2V237H3ZM13 236H14V235H13ZM61 236H62V235H61ZM76 236H77V235H76ZM78 236H79V234H78ZM78 236H77V237H78ZM97 236H98V235H97ZM140 236H141V235H140ZM144 236H145V235H143V237H144ZM170 236H171V235H170ZM191 236H192V235H191ZM191 236H190V237H191ZM205 236L207 237V235H205ZM215 236H217V235H215ZM226 236H228V235L226 234ZM226 236H225V237H226ZM7 237H9V235H8ZM40 237H41V236H40ZM66 237L68 238V236H66ZM71 237H72V236H71ZM87 237H88V236H87ZM98 237H99V236H98ZM118 237H119V236H118ZM160 237H161V235H160ZM178 237H179V235H178ZM196 237H197V236H196ZM202 237H203V236H202ZM217 237H218V236H217ZM237 237H238V235H237ZM251 237H252V236H251ZM253 237H254V236H253ZM5 238H6V237H5ZM20 238H21V237H20ZM41 238H42V237H41ZM54 238H55V237H54ZM72 238H73V237H72ZM88 238H89V237H88ZM106 238H108V237H106ZM126 238H127V237H126ZM129 238H130V237H129ZM147 238H148V237H147ZM150 238H153V237L150 236ZM155 238H156V236H155ZM186 238L188 239L189 237H186ZM194 238H195V237H194ZM203 238H204V237H203ZM215 238H216V237H215ZM223 238H224V235H223ZM223 238H222V239H223ZM246 238H247V237H246ZM10 239H12V237H10ZM24 239H26V238H24ZM38 239H39V238H38ZM61 239H62V238H61ZM73 239H74V238H73ZM84 239H85V238H84ZM116 239H118V238H116ZM120 239H121V238H120ZM134 239H135V238H134ZM134 239H133V240H134ZM137 239H138V238H137ZM148 239H149V238H148ZM157 239H158V238H157ZM159 239H160V238H159ZM210 239H211V238H210ZM219 239H220V238H219ZM233 239H234V238H233ZM252 239H254V238H252ZM252 239H251V240H252ZM35 240H36V239H35ZM46 240H47V239H46ZM57 240H58V239H57ZM75 240H76V239H75ZM86 240H87V239H86ZM97 240H98V239H97ZM97 240H96V241H97ZM99 240H103V239H99ZM110 240H112V239H110ZM121 240H122V239H121ZM123 240H124V239H123ZM123 240H122V241H123ZM126 240H127V239H126ZM126 240H125V241H126ZM182 240H183V239H182ZM196 240H197V239H196ZM216 240H217V239H216ZM216 240H215V241H216ZM8 241H9V240H8ZM61 241H62V240H61ZM69 241H70V240H69ZM93 241H94V240H93ZM93 241H92V242H93ZM119 241H120V240H119ZM144 241H146V240H144ZM144 241L140 242V244H142ZM150 241H151V240H150ZM179 241H180V240H179ZM185 241H186V240H185ZM205 241H206V240H205ZM212 241H213V239H212ZM229 241H231V240H229ZM234 241H235V240H234ZM234 241H233V242H234ZM244 241H245V240H244ZM249 241H250V239H249ZM252 241H254V240H252ZM257 241H258V240H257ZM260 241H261V240H260ZM12 242H13V240H12ZM44 242H45V241H44ZM46 242H47V241H46ZM49 242H50V241H49ZM51 242H52V239H51ZM112 242H113V241H112ZM127 242H128V241H127ZM182 242H183V241H182ZM219 242H221V241H219ZM238 242H239V241H238ZM258 242H259V241H258ZM6 243H7V241H6ZM6 243H5V244H6ZM15 243H16V242H15ZM38 243H41V242H38ZM81 243H82V242H81ZM93 243H95V242H93ZM115 243H116V241H115ZM119 243H120V242H119ZM119 243H118V244H119ZM123 243H124V242H123ZM123 243H122V244H123ZM128 243H129V242H128ZM147 243H148V241H147ZM147 243H146V244H147ZM150 243H151V242H150ZM153 243H154V242H153ZM156 243H157V242H156ZM173 243H174V242H173ZM207 243H208V242H207ZM216 243H217V242H215V244H216ZM229 243H230V242H229ZM234 243H235V242H234ZM243 243H244V242H243ZM251 243H252V242H251ZM12 244H13V243H12ZM34 244H35V243H34ZM51 244H52V243H51ZM63 244H65V243H63ZM72 244H73V243H72ZM106 244H107V243H106ZM122 244H121V245H122ZM148 244H149V243H148ZM158 244H159V243H158ZM160 244H161V243H160ZM163 244H164V243H163ZM166 244H167V243H166ZM166 244H165V245H166ZM183 244H184V243H183ZM211 244H212V243H211ZM241 244H242V243H241ZM20 245H21V244H20ZM22 245H23V243H22ZM41 245H42V244H41ZM78 245H79V244H78ZM83 245H85V244H83ZM134 245L136 246L135 243H134ZM173 245H174V244H173ZM188 245H189V244H188ZM195 245H196V244H195ZM204 245H206V244H204ZM212 245H213V244H212ZM216 245H217V244H216ZM236 245H237V244H236ZM244 245H245V244H244ZM247 245H248V244H247ZM3 246H4V245H3ZM38 246H39V244H38ZM47 246H49V245H47ZM86 246H87V245H86ZM98 246H99V245H98ZM147 246H148V245H147ZM151 246H152V245H151ZM176 246H177V245H176ZM182 246H183V245H182ZM191 246H192V245H190V247H191ZM201 246H203V245H201ZM206 246H207V245H206ZM210 246H211V245H210ZM213 246H214V245H213ZM213 246H212V247H213ZM224 246H225V245H224ZM233 246H235V244H234ZM1 247H2V246H1ZM25 247H26V246H25ZM33 247H34V246H33ZM36 247H37V245H36ZM41 247H42V246H41ZM54 247H55V246H54ZM61 247H62V246H61ZM66 247H67V246H66ZM78 247H80V246H78ZM78 247H77V248H78ZM115 247H116V244H115ZM115 247H114V248H115ZM148 247H149V246H148ZM196 247H197V246H196ZM212 247H211V248H212ZM228 247H229V246H228ZM252 247H254V246H252ZM257 247H259V246H257ZM7 248H8V247H7ZM14 248H15V247H14ZM30 248H31V247H30ZM44 248H45V247H44ZM44 248H41V250L44 249ZM57 248H58V247H57ZM73 248H74V246H73ZM81 248H82V247H81ZM83 248H84V246H83ZM91 248H92V246H91ZM110 248H113V247H110ZM141 248H142V247H141ZM150 248H151V247H150ZM207 248H208V247H207ZM207 248H206V250H207ZM213 248H214V247H213ZM230 248H231V246H230ZM246 248H247V247H246ZM250 248H251V247H250ZM21 249H22V247H21ZM38 249H40V248H38ZM51 249H52V248H51ZM54 249H55V248H54ZM64 249H65V248H64ZM75 249H76V248H75ZM86 249H88V248H86ZM106 249H107V248H106ZM119 249H120V248H119ZM129 249H130V248H129ZM169 249H170V248H169ZM201 249H203V248H201ZM231 249H232V248H231ZM262 249H263V248H262ZM1 250H3V249H1ZM16 250H17V249H16ZM16 250H15V252H16ZM32 250H33V249H32ZM36 250H37V249H36ZM78 250H79V249H78ZM120 250H121V249H120ZM132 250H133V249H132ZM138 250H139V249H138ZM151 250H152V248H151ZM161 250H162V249H161ZM228 250H229V249H228ZM228 250H227L226 252H228ZM254 250H255V249H254ZM8 251H9V250H8ZM23 251H24V250H23ZM26 251H27V250H26ZM44 251H45V250H44ZM56 251L58 252V250H56ZM56 251H55V252L53 251V252L56 253ZM66 251H67V250H66ZM102 251H103V250H102ZM114 251H115V250H114ZM118 251H119V250H118ZM133 251H134V250H133ZM154 251H155V250H154ZM181 251H182V250H181ZM190 251H191V250H190ZM200 251H201V250H200ZM204 251H205V250H203V252H204ZM241 251H242V250H241ZM245 251H246V250H245ZM250 251H251V250H250ZM256 251H257V250H256ZM256 251H255V252H256ZM260 251H262V250H260ZM32 252H33V251H32ZM68 252H69V251H68ZM73 252H74V251H73ZM76 252H78V251H76ZM89 252H90V251H89ZM91 252H92V251H91ZM98 252H99V251H98ZM116 252H117V251H116ZM123 252H124V250H123ZM136 252H137V250L135 251V253H136ZM142 252H143V251H142ZM193 252H195V251H193ZM193 252H192V253H193ZM223 252H224V251H223ZM238 252H239V251H238ZM10 253H11V252H10ZM12 253H13V251H12ZM20 253H21V252H20ZM45 253H46V252H45ZM47 253H48V252H47ZM59 253H60V252H59ZM86 253H87V252H86ZM117 253H118V252H117ZM117 253H116L115 255H118ZM120 253H121V252H120ZM120 253H119V255H120ZM124 253H125V252H124ZM137 253H138V252H137ZM148 253H149V251L147 252V254H148ZM174 253H175V252H173V253H171V254H174ZM177 253H178V252H177ZM183 253H184V252H183ZM196 253H197V252H196ZM252 253H253V252H252ZM258 253H259V252H258ZM6 254H7V253H6ZM13 254H14V253H13ZM22 254H23V253H22ZM34 254H35V252H34ZM36 254H37V252H36ZM41 254H42V253H41ZM87 254H88V253H87ZM93 254H94V253H93ZM95 254H96V253H95ZM127 254H128V253H127ZM161 254H162V253H161ZM165 254H166V253H165ZM181 254H182V253H181ZM189 254H190V253H189ZM200 254H201V253H200ZM206 254H207V253H206ZM206 254H205V255H206ZM218 254H219V253H218ZM220 254H221V253H220ZM225 254H226V253H225ZM225 254H224V255H225ZM236 254H237V253H236ZM244 254H245V253H244ZM244 254H241V255H244ZM0 255H1V254H0ZM7 255H9V253H8ZM18 255H19V254H18ZM115 255H114V257H115ZM124 255H126V254H124ZM128 255H130V254H128ZM131 255H132V254H131ZM175 255H177V254H175ZM191 255H192V254H191ZM196 255H197V254H196ZM22 256H23V255H22ZM44 256H45V255H44ZM47 256H48V255H47ZM55 256H56V255H55ZM61 256H62V255H61ZM69 256H70V255H69ZM80 256H81V255H80ZM86 256H87V255H86ZM105 256H106V255H105ZM122 256H123V254H122ZM126 256H127V255H126ZM137 256H138V255H137ZM178 256H179V255H178ZM187 256H189V255H187ZM193 256H194V255H193ZM226 256H227V255H226ZM228 256H229V255H228ZM235 256H236V255H235ZM235 256H233V258H234ZM263 256H264V255H263ZM5 257H6V256H5ZM58 257H59V256H58ZM62 257H63V256H62ZM83 257H84V256H83ZM91 257H92V255H91ZM130 257H132V256H130ZM130 257H129V258H130ZM143 257H144V256H143ZM184 257H186V256H184ZM206 257H207V256H206ZM209 257H210V256H209ZM244 257H245V256H244ZM8 258H9V257H8ZM8 258H7V259H8ZM38 258H39V256H38ZM48 258H49V257H48ZM51 258H52V257H51ZM65 258H66V257H65ZM68 258H69V257H68ZM79 258H80V257H79ZM115 258H116V257H115ZM115 258H114V259H115ZM132 258H133V257H132ZM136 258H137V257H136ZM140 258H142V257H140ZM151 258H152V257H151ZM159 258H160V257H159ZM179 258H180V257H179ZM200 258H201V257H200ZM228 258H229V257H228ZM239 258H240V257H239ZM245 258H246V257H245ZM260 258H261V257H260ZM22 259H23V258H22ZM36 259H37V258H36ZM58 259H59V258H58ZM92 259H93V257H92ZM110 259H111V258H110ZM114 259H112V260H114ZM117 259H118V257H117ZM133 259H134V258H133ZM147 259H148V258H147ZM168 259H169V258H168ZM180 259H181V258H180ZM185 259H186V258H185ZM196 259H197V258H196ZM198 259H199V258H198ZM198 259H197V260H198ZM210 259H211V257H210ZM224 259H225V258H224ZM240 259H241V258H240ZM20 260H21V259H20ZM40 260H41V259H40ZM72 260H73V259H72ZM72 260H71V261H72ZM78 260H79V259H78ZM81 260H82V257H81ZM115 260H116V259H115ZM119 260H120V259H119ZM139 260H140V259H139ZM148 260H149V259H148ZM157 260H158V259H157ZM165 260H166V259H165ZM175 260H176V259H175ZM175 260H174V261H175ZM188 260H189V259H188ZM220 260H221V259H220ZM226 260H228V259H226ZM232 260L234 261V259H232ZM235 260H236V259H235ZM251 260H252V259H251ZM21 261H22V260H21ZM26 261H27V260H26ZM65 261H66V260H65ZM95 261H96V260H95ZM129 261H130V260H129ZM168 261H169V260H168ZM170 261H171V260H170ZM233 261H232V262H233ZM241 261H243V260H241ZM15 262H16V261H15ZM22 262H23V261H22ZM31 262H32V260H31ZM33 262H35V261H33ZM90 262H91V261H90ZM113 262H114V261H113ZM113 262H112V263H113ZM134 262H135V260H134ZM134 262H133V263H134ZM137 262H138V261H137ZM144 262H145V261H144ZM196 262H197V261H196ZM200 262H201V261H200ZM205 262H206V261H205ZM207 262H208V261H207ZM223 262H224V261H223ZM225 262H226V261H225ZM4 263H5V262H4ZM6 263H7V262H6ZM28 263H29V262H28ZM44 263H45V262H44ZM48 263H50V262H48ZM67 263H69V261H68ZM70 263H71V262H70ZM72 263H73V262H72ZM166 263H167V262H166ZM169 263H170V262H169ZM184 263H185V262H184ZM211 263H212V262H211ZM214 263H215V261H214ZM243 263H244V262H243ZM243 263H242V264H243ZM245 263H246V262H245ZM11 264H12V263H11ZM36 264H38V263H36ZM63 264H64V263H63ZM74 264H75V263H74ZM87 264H88V263H87ZM90 264H91V263H90ZM92 264H93V263H92ZM98 264H99V263H98ZM114 264H115V263H114ZM126 264H127V263H126ZM128 264H129V263H128ZM135 264H136V263H135ZM142 264H143V263H142ZM171 264H172V263H171ZM175 264H176V263H175ZM182 264H183V263H182ZM205 264H206V263H205ZM207 264H209V262H208ZM218 264H219V263H218ZM232 264H233V263H232Z\"/></svg>",
    "mask_w": 264,
    "mask_h": 264
}]
</instances>
